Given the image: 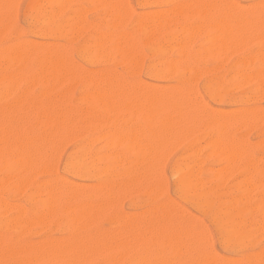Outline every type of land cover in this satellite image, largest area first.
<instances>
[{
    "label": "rangeland",
    "instance_id": "1",
    "mask_svg": "<svg viewBox=\"0 0 264 264\" xmlns=\"http://www.w3.org/2000/svg\"><path fill=\"white\" fill-rule=\"evenodd\" d=\"M4 0H0V3L2 4ZM9 1V0H8ZM7 1V2H8ZM12 2V4H10ZM44 0H10L9 3L7 4V8H11L10 6L12 5L13 8L12 10L15 11L12 12L11 9H6L5 11L3 9L5 8H2V6L4 7L5 6V3L4 4H0V7L2 8V12L0 13V48L4 49V50H0V75H2V78L3 76L5 75V78H2L0 79V104H2L0 106V110L2 111V109H5V112L3 111V115L0 111V118H4L3 120L0 119V133L3 134L2 131H5V133H14L15 131L17 132H22L23 133V140L22 139H15L14 138H11V139H8L5 135V139H3V136H0V146L2 149L0 151V165L4 163V165H1L2 168L0 167V204H1V207H0V233L1 237L0 238V264H21V263H25L28 259V256H30L32 254V250H33V253H35L34 251L36 250V254L35 255V261L37 260V263L38 264V261L39 264H44V257H45V251L44 252V255H42V249L40 248L41 246V242H43V246L45 249H47V246H48V249L50 248L51 244L54 245V244H57L55 245V247L57 249H60V246H61V249L63 248L64 243L62 244V242H66V238H67V243H66V248H67V244H68V241L73 238V240L75 239V241H78V245H77V242L73 241L76 246V248H74V244H72V242H70L73 246V251L71 250V246L69 247L70 250H68V248L66 250H68V252H61V255L59 256V252L57 253H54L56 255V258H57V261L53 260L52 258V255L54 257V254L52 253L51 256V260H49V258H45L46 263L47 264H59L60 262L62 264H64L66 262V264H78L79 261L80 263L79 264H195V263H199L201 261V259L203 258H209L210 259V264H247L246 263V260L245 258L247 256H249L252 260V264H264V72L262 69L261 72H259V70L257 71L258 68H260L257 64L260 62L259 65H261V61L263 60H260L262 59V57H264L262 54V50H264V41H261V40H258V39H255L259 34V31L260 30V34H261V31L263 29H261L262 27L264 28V25L263 26H258L264 19V0H232V2L228 1L227 2L230 4L233 3V1H235L234 4L237 5L238 7V4L239 7L242 6L241 10H244L245 11V7L247 5V3H251L250 5L252 6V8L254 9L253 12H251L252 10H250V12H248L249 10H247V13H249V17H248V14L245 12L246 17L250 19V22L252 21H255L256 17H255V14L256 16H258L259 18V21H256L258 22V25L256 24H253L251 23V26H254V27H250L249 25V21L248 24L246 22L247 27H250L249 29L250 30H254L253 28H255V33H258L256 35H254V31H249V29L245 28L246 25H243L245 26L241 33L239 32V34L243 35L242 33L245 32L244 34L246 35L247 33L249 34L248 39L251 37L250 34L252 35V37L254 36V38H250V41H248L247 37H244L246 38L245 39V42L247 43L246 46H245V43H244V40L242 39L243 41V46L240 44L238 47L236 42L239 40L237 39L236 37L239 36V34L237 33V35H233L234 32L238 31V28L240 26H238L237 30L236 31H233L231 32L232 36L231 38H229L230 40L232 38H234L233 36H235V38L237 39L235 44L237 46V50H235V47L233 46H230L231 48H229V46L225 47L224 49H217L218 47H213V43L215 42L213 40V38L216 39V36L214 35V33L216 34V31L214 32V30H210L211 28H213L214 26H218V25H213V21H214V18L216 19L215 20V23L217 21V24L218 22L221 20L219 19V21L217 20V18H221L220 15H222V17L224 18L226 16L225 13H223L224 11L227 12V9L224 10L223 7H221L222 5L224 4H219L217 0H173V2L171 0H141L142 1V4H141V1L139 0H125L127 3H128V8L125 4V2H123V4L121 3L122 1H119L118 2H115L114 0H110L108 1V4L107 2H105V0H69L67 2H64V1H59V0H48V1H44ZM52 1V2H51ZM54 1V3H53ZM118 1V0H117ZM124 1V0H123ZM147 1V2H146ZM167 1H170V2H167ZM181 1V2H180ZM202 1V2H201ZM208 2L207 5H211L210 2L213 4L212 7L214 6L213 10L210 8L207 7L206 3L204 4L203 2ZM220 1V0H219ZM222 1V0H221ZM261 1V2H260ZM16 3V5L14 6L13 3ZM31 2V3H30ZM39 2V3H38ZM46 2V3H45ZM61 2V3H60ZM111 2V3H110ZM146 2V3H145ZM158 2V3H157ZM180 4H179V3ZM199 2V3H197ZM223 2H226V0H224ZM238 2V3H237ZM263 2V3H262ZM34 3V4H33ZM44 3V4H43ZM59 3V4H57ZM63 3V4H62ZM113 9H115V5L118 6V4H120L119 6L123 7V6H126V8H122L121 10L126 12V9H127V13L128 15L126 16L125 13L121 12V13H118L122 16H118L117 15V18H120L123 17L121 20L118 19H115L114 17H116L115 15L113 16V20H112V16L111 14H115L116 12L114 10H110V7L109 5L113 4ZM148 3V4H147ZM161 3V4H160ZM177 3V4H175ZM203 8H206V11H204L205 9H202L200 8L201 5ZM215 3V4H214ZM219 5H218V4ZM244 4L241 5V4ZM248 3V5H249ZM260 3V4H259ZM55 4V5H54ZM177 6L176 8L178 9L179 6L181 8V12L179 11V13L177 14V10L176 12H173L175 10H173L174 7L172 6ZM189 4V5H188ZM195 4V5H194ZM218 6H217V5ZM226 4V3H225ZM256 4V5H255ZM28 5V6H27ZM43 5V6H42ZM47 5V6H46ZM106 5V6H105ZM145 5V6H144ZM149 5V6H148ZM194 5V6H193ZM229 4H227V8ZM246 6L247 9H252L251 6ZM44 6L48 9V10H43L45 9ZM62 6V8H61ZM118 6V7H119ZM184 6H186L184 8ZM191 6L192 9H194L193 11H191L192 9L189 7ZM197 6V7H196ZM200 6V7H198ZM217 6V7H216ZM231 6V5H230ZM6 7V6H5ZM40 7V9H39ZM59 7V8H58ZM110 7V8H109ZM118 7H116L115 10H119ZM119 7V8H121ZM153 7V8H152ZM166 9H165V8ZM172 9V12L177 15H175L176 17L177 16H181L180 18H176L175 16H173V13L171 15L170 13V10L168 12V15L166 12L167 11H163V10H167L168 8ZM216 7V9H215ZM222 8V9H219ZM236 7V6H235ZM244 7V8H243ZM260 7V9L258 8ZM51 8V9H49ZM57 8L58 10H55ZM72 8V9H71ZM77 8H79L78 10L79 11H76ZM108 8L109 9V12L108 10L106 9ZM157 8V9H156ZM162 10L163 12H165V14L162 12V15L163 17L161 16H158L156 13V15H153L154 12H159V10ZM189 8L191 15H189L188 11ZM196 8H199L197 11H201L200 9H202V11H204L205 13H203V18L201 17L202 15V12H200V17L197 16V11L195 10ZM29 9V10H27ZM34 9H38V10H34ZM42 9V10H41ZM70 9V10H69ZM76 9V10H74ZM86 9V10H84ZM92 9V10H91ZM187 9V10H186ZM208 9L210 11H208ZM218 9V10H217ZM1 10V9H0ZM9 10V11H8ZM11 10V11H10ZM34 10V11H33ZM51 10H53L54 12L51 13ZM69 10V11H68ZM72 10V11H71ZM80 10L82 12H80ZM89 10V11H88ZM129 10V11H128ZM131 10V12H130ZM149 10V13L148 16H146V18H148L149 16H153V18L149 17V21L151 20V24H148L149 21L146 19V18H143L144 16L143 15H147L145 12H147ZM151 10L153 12H151ZM183 10H185V12H182ZM220 10V11H219ZM224 10V11H223ZM234 10V9H233ZM240 8L235 10L234 13L231 12V14L229 16H235V15H238L237 12L239 13L238 16H240V12H241ZM257 10V11H256ZM263 10V11H261ZM40 11H43V12H40ZM50 11V12H49ZM70 11L73 13H76V12H79L78 14H74L75 16L72 15V13H70ZM87 11V12H86ZM113 13H112V12ZM195 11V14L193 15L192 17V14L193 12ZM215 11V13H214ZM223 11V12H222ZM243 11V13H244ZM255 11V12H254ZM6 13L7 12L11 15H8V17L6 16V14L4 15L5 18H2V13ZM12 12V13H11ZM26 12V13H25ZM85 12V13H84ZM161 12V11H160ZM160 12H159V15H160ZM210 12V13H209ZM229 12V10H228ZM236 12V13H235ZM257 12V13H256ZM37 13V14H36ZM40 13V14H39ZM47 13V14H46ZM51 13V14H50ZM54 13V15H53ZM72 15H69V14ZM141 13V14H140ZM183 13V15L181 14ZM186 13L187 16L189 15L190 18L188 17L186 19ZM221 13V14H220ZM230 13V12H229ZM242 13V12H241ZM251 13V14H250ZM14 14V15H12ZM32 14V15H31ZM50 14V15H49ZM81 14V15H79ZM198 14V15H199ZM235 14V15H234ZM253 14V16H252ZM259 14V15H258ZM2 15V16H1ZM39 15V16H38ZM65 15V17L63 16ZM77 15V16H76ZM111 17H110V16ZM168 15V16H167ZM205 15V16H204ZM207 15V16H206ZM211 15H213L211 17ZM219 15V16H218ZM254 18V20L251 19ZM262 15V16H261ZM30 16V18H29ZM49 18L50 21L52 23H63L65 25L62 24L63 27H60L58 30L54 29L52 30V26L53 24H49V25H45L44 27V24L42 23V19H46L45 18ZM54 16V17H53ZM56 16V17H55ZM143 16V17H142ZM154 16H155V19H159L160 17L161 18H167L169 19L168 17H172L174 18V22H173V25H172V22L169 24H167V19L161 21V18H160V21L159 22H163L165 23L164 25L166 27H164V25L161 23L158 24V22H155L156 20H154ZM158 16V18L156 17ZM209 16V17H208ZM218 16V17H217ZM237 16V17H238ZM243 16V14H242ZM261 16V17H259ZM35 19H34V18ZM39 19H38V18ZM67 20V21H65ZM74 17H77V18H74ZM110 17V18H109ZM127 17V18H125ZM142 17V18H141ZM204 17H207V18H204ZM228 17V16H227ZM225 17V18H227ZM7 18H9L10 20H8ZM33 18V19H32ZM81 18V21H79ZM140 18V19H139ZM172 18H170L171 21ZM200 18V19H198ZM203 21H200L202 20ZM241 18V16L239 17ZM258 18L256 20H258ZM7 20V22L5 21V23L3 22V20ZM58 19V20H57ZM71 19V20H70ZM115 19V20H114ZM137 19V20H136ZM141 22L140 26L144 25L143 27V31L146 32L145 30H148L147 33L151 36H148V34L146 33H142V30L141 32L139 31L140 29L138 28H141L139 26V24L137 23V21ZM175 19H177L175 21ZM180 19V22L181 24L178 22ZM194 19V20H193ZM196 19V20H195ZM208 19V20H207ZM211 19L213 21H211ZM222 19V18H221ZM229 20V18H227ZM33 20V21H32ZM36 20V22H35ZM40 20V21H39ZM62 20V21H61ZM114 21L112 23H114V26L110 25V28L109 27V24H111V21ZM125 20V21H124ZM134 20V24L131 22ZM143 20V21H141ZM147 20V21H146ZM154 20V21H153ZM170 20H168V22H170ZM199 20V21H198ZM205 20V22H204ZM207 20V21H206ZM222 20H225L227 22L226 19H222ZM235 20L238 21V19H236V16H235ZM234 20V21H235ZM240 20V19H239ZM242 20H245V18L242 17ZM241 20V21H242ZM261 20V21H260ZM38 21V22H37ZM59 21V22H58ZM77 23V24H74L73 23ZM77 21V22H76ZM115 21L117 22H120V21H124L123 23L120 22L118 23V27H117V22L115 23ZM148 24H146L145 22ZM188 21V22H187ZM196 23L197 22H201V26L199 23H197L199 29H201L200 31H197L195 28H198V27H195L194 26L192 27V25L194 24L193 22ZM230 21V20H229ZM240 21V22H241ZM67 22V23H65ZM71 22V23H70ZM94 24H93V23ZM100 22V23H99ZM130 22V23H129ZM139 22V23H140ZM146 26H145V24ZM186 22V23H185ZM210 22V23H209ZM219 22V24L221 23ZM238 22V24L240 23ZM260 22V23H259ZM4 23V24H3ZM31 23V24H30ZM40 23V24H39ZM82 23V24H81ZM95 23H98V24H95ZM157 23V24H155ZM178 23L180 24V26L183 24V28H185L184 26L188 25L189 27L191 26V29L188 28V30H191L193 31L194 29V32L192 33L190 31H186L187 28L185 29H180ZM204 23H209V24H204ZM229 23V22H227ZM227 23H225L226 25H228ZM236 23V21H235ZM245 23V22H243ZM264 23V22H263ZM263 23H261L260 25H262ZM86 24V25H85ZM121 24V25H120ZM136 24H138L137 26L139 27H135ZM211 24L213 25L211 27ZM237 24V23H236ZM236 24L235 26L233 25V28L231 30L234 29V27H236ZM4 27H3V26ZM71 25V28L72 30H69L68 26ZM85 27H84V26ZM89 25V26H87ZM98 25V26H97ZM116 25V26H115ZM152 28H149L150 26ZM155 25H159L158 29H157V26ZM170 25V26H169ZM196 25V24H195ZM196 25V26H197ZM209 25V27H208ZM222 25V24H221ZM220 25V27H221ZM230 25V23H229ZM242 25V23H241ZM72 26H74L72 28ZM94 26V27H93ZM108 26V27H107ZM121 26V28L119 27ZM128 26V27H126ZM149 26V27H148ZM170 28H169V27ZM208 28H207V27ZM225 26V25H224ZM231 26V25H230ZM70 27V26H69ZM83 27V28H82ZM113 27V29L111 28ZM130 27V28H129ZM156 27V28H155ZM167 28V29H164L165 31L163 32V28ZM187 27V26H186ZM202 27V28H201ZM204 27V29H203ZM228 27V26H227ZM232 27V26H231ZM41 28V29H40ZM76 28V29H74ZM134 28H137L138 29V32L135 30L132 32V30ZM146 28V29H144ZM149 28V29H147ZM162 31H161V29ZM193 28V29H192ZM210 28V29H209ZM225 28V27H224ZM229 28V27H228ZM243 28V27H242ZM259 28V29H257ZM40 29V30H39ZM44 29V30H43ZM51 29V30H50ZM105 29V30H104ZM111 29V30H110ZM136 29V30H137ZM180 29V30H179ZM198 29V30H199ZM208 29V30H207ZM213 29H218L217 30V33L220 32L221 33V29H223V26L221 28H213ZM227 29V28H225ZM236 29V28H235ZM234 29V30H235ZM241 29V28H240ZM239 29V31H240ZM47 30H50V31H47ZM76 31V34L74 31ZM77 30H78V33H77ZM80 30V31H79ZM108 30V31H106ZM115 30V31H113ZM178 30V31H177ZM184 30V32H183ZM43 31V32H42ZM54 31V32H53ZM75 34L72 35V32ZM96 31V32H95ZM99 31V32H97ZM104 31L101 36L98 35V36H94L95 34H99L100 32ZM111 31V32H110ZM116 31L117 33H121V35L118 37L117 36V39H120L121 41L124 39V40H127L126 42L123 41V44H120L121 41L119 42H116L114 43L115 41V37H116ZM127 31V32H126ZM154 31V32H153ZM158 31V32H157ZM161 34H158L160 33ZM182 31V32H181ZM224 31V29H223ZM226 31V30H225ZM224 31V32H225ZM230 31V30H228ZM227 31V32H228ZM48 32V34H47ZM81 32V33H80ZM92 35H91V33ZM106 32H108V34H106ZM113 32V34H112ZM135 32V34H134ZM150 32L152 34H150ZM175 32V33H174ZM178 32L181 33V35L178 34V36L176 35V38H175V34H177ZM189 33V34H194L193 36L191 35V38L190 36L187 38V36H184L185 34ZM198 32V33H197ZM247 32V33H246ZM263 32V31H262ZM68 33V34H67ZM90 33V34H89ZM94 33V35H93ZM111 33V34H110ZM115 33V35H114ZM124 35H123V34ZM130 33V34H129ZM154 33H157V36L154 35ZM172 33V36H170ZM185 33V34H183ZM219 33V34H220ZM15 34V35H13ZM41 34V35H40ZM57 34V36L55 35ZM65 34V35H64ZM109 35L108 39L111 38V40H106L104 35ZM126 34V37H124ZM133 34V35H132ZM166 34V35H165ZM222 34V33H221ZM226 34V32H225ZM229 35H231L229 32H228ZM228 34H226L228 36ZM264 34V33H263ZM262 34V36H263ZM54 35V36H53ZM142 35H147L146 39H145V36H142ZM169 36L170 39L169 41L168 40V37L166 38L165 36ZM174 35V37H173ZM188 35V34H186ZM214 35V36H212ZM225 35V37L227 38V36ZM71 36H77V37H71ZM112 36H115L113 39H112ZM155 38H154V37ZM212 38V40L214 41L212 43L211 39L209 38ZM224 37V33L222 35ZM244 36V35H243ZM261 36V35H259ZM72 38L71 40L69 38ZM101 37V38H99ZM131 37V38H129ZM165 37V38H164ZM179 37V38H177ZM184 39H183V38ZM218 37V36H217ZM219 37H221L219 35ZM230 37V36H229ZM98 38V39H97ZM103 38V39H102ZM123 38V39H122ZM148 38V39H147ZM225 38V39H226ZM240 38V37H238ZM95 39V41H93ZM101 39L103 40L101 42ZM108 41V42H105V40ZM135 39V40H134ZM189 39V41H188ZM218 39H221V38H218ZM216 40L215 43L219 42V40ZM224 39V40H225ZM229 39L225 40V42H234L233 40L229 41ZM240 39V40H241ZM264 39V38H263ZM22 40V41H21ZM97 40H100V45L102 44L103 46V49L102 50L100 47V45L98 44V42H96ZM147 40V41H146ZM149 40V41H148ZM182 40H184L182 42ZM210 40V41H209ZM18 41V42H17ZM24 41L28 42L29 43V46L27 45L28 43H24ZM32 41V44H30ZM96 42L95 45L94 43H91V42ZM112 41V42H111ZM117 41V40H116ZM129 41V42H128ZM145 41V42H144ZM151 41V42H150ZM154 41V42H153ZM164 41V42H163ZM221 41V40H220ZM241 42H238L239 43H242ZM34 42H36V44H34ZM90 42V43H89ZM141 42V43H140ZM152 42L154 44H152ZM162 42V43H161ZM168 42V43H167ZM15 43V45H14ZM21 43V44H20ZM24 43V44H22ZM83 43V44H82ZM87 43V44H85ZM103 43L105 45H103ZM112 43L114 45H121V46H115V47H112ZM122 43V42H121ZM129 43H131L129 45ZM135 43V44H134ZM146 43V44H144ZM161 43V45L159 44ZM183 43V44H182ZM214 43V45H216ZM38 44V45H37ZM63 44V46H62ZM90 44H93V47L95 49H97L95 51V49H92V45ZM128 44V48L127 45ZM133 44V45H132ZM136 44L138 46H136ZM144 44V45H143ZM187 44V46H186ZM234 44V45H235ZM4 45V46H3ZM9 48H6V46ZM14 47H13V46ZM21 45V46H20ZM83 45V46H82ZM90 45V47L88 48V50L90 49L89 52L87 53H90L91 51V55L92 56H89L87 53L83 52L84 48L88 47ZM99 45V47H98ZM122 45H125V46H122ZM136 48H135V46ZM153 46L151 48V46ZM161 47V49L159 50L157 47ZM164 45V46H163ZM218 45V44H217ZM226 46V43H223V41L220 43L219 42V46ZM230 45V44H228ZM11 46V47H9ZM26 46V47H25ZM33 46V47H32ZM34 46H38L37 47H34ZM43 48H42V47ZM59 46H61L59 48ZM78 46V48H77ZM96 46V47H95ZM131 46V47H130ZM134 48H133V47ZM143 46V47H142ZM187 48H186V47ZM4 47V48H3ZM14 49H13V48ZM18 47V48H17ZM25 47V48H24ZM41 47V49H40ZM66 47V48H65ZM106 47H110V49L106 48ZM122 47H125L124 49ZM181 47V49L179 48ZM242 47V48H241ZM6 48V49H5ZM17 48V49H16ZM30 48H32V50H30ZM45 48V49H44ZM48 48V50H47ZM54 48V49H53ZM56 48V49H55ZM59 48V49H57ZM61 48H64L61 49ZM80 48V49H79ZM115 48H118V50H116L118 53V55H116V51H115ZM119 48H120V51H119ZM138 48V49H137ZM184 48V50L182 49ZM221 48V47H219ZM240 48V49H239ZM11 52H9L8 50ZM13 49V50H12ZM19 49H23V53L25 52L26 53V56L21 60L19 58H15V59H12L14 60L13 62L11 61H8L6 56L8 57V55H14L12 53V51L15 53L17 50ZM41 51H40V50ZM50 49V50H49ZM78 49V50H76ZM83 49V50H81ZM128 49V50H127ZM133 49V50H132ZM153 49H155V53L153 51ZM163 49V50H162ZM6 50V51H5ZM16 50V51H15ZM48 51L45 53V51ZM76 50V51H75ZM111 53H110V51ZM115 52H114V51ZM135 50V51H134ZM162 50V51H161ZM225 50H228L226 52H224ZM3 51V52H2ZM37 53H36V52ZM60 51V52H59ZM61 51H64V52H61ZM78 51H82L83 53H85L83 55V53H79ZM84 51H87L86 49ZM100 52V54L103 52L104 53V56H103V53L101 54V58H100V55H98V53ZM105 51V52H104ZM124 51V52H122ZM128 51V52H126ZM186 51V52H185ZM192 51V53H191ZM6 52V53H4ZM8 52L10 54H8ZM79 54H78V53ZM108 52V53H106ZM113 52V55H111ZM132 52L133 55H131L130 53ZM151 52V53H149ZM182 52V53H181ZM260 52V53H259ZM262 52V54H261ZM2 53V54H1ZM46 55H51L53 56L54 53H60L64 59V71H61V74L62 75H58V78L55 77V78H49L47 77V74H45V71L40 68L41 65H36L37 63H40L38 60L40 57H43ZM49 53V54H48ZM68 53V54H67ZM96 53V55H95ZM116 53V54H115ZM126 53V54H125ZM142 53V55H141ZM250 53V54H249ZM255 53V54H254ZM259 53V54H258ZM8 54V55H6ZM34 56H33V55ZM40 54V55H39ZM53 54V55H52ZM110 55L106 58L107 55ZM115 54V56H114ZM125 54V55H123ZM130 54V55H129ZM135 54H136V58H135ZM186 54V55H184ZM196 54H198L196 56ZM249 55L252 59L248 57H246L247 55ZM252 54V56H251ZM254 54V55H253ZM260 55V58L258 55ZM38 55L40 57H38ZM88 55V56H86ZM121 55V56H120ZM129 55V56H128ZM138 55V56H137ZM190 55V56H189ZM200 55V56H199ZM65 56V58H64ZM82 56V57H81ZM126 56L128 57V59L126 58ZM132 56H134L133 58H131ZM183 56H184V59H183ZM194 56V57H193ZM199 56V57H198ZM202 56V57H201ZM204 56V57H203ZM4 57H5V60H4ZM67 57V59H66ZM87 58L86 59H83V58ZM112 57V58H111ZM119 57V58H118ZM122 57L126 58L124 60V58L122 59ZM142 57V58H141ZM197 57V58H196ZM256 57H257V60H256ZM105 58V59H104ZM194 58V59H193ZM241 61H240V59ZM246 58V59H244ZM2 59V60H1ZM109 59V60H108ZM134 62L133 65L130 64L132 63V61ZM137 59H140V60H137ZM187 59V60H186ZM238 59V60H237ZM7 60V61H6ZM17 60V61H16ZM36 60V62H35ZM70 62H69V61ZM124 61L122 62V61ZM128 60V61H127ZM136 60L138 63H136ZM251 62H248L250 61ZM253 60V61H252ZM259 60V62H258ZM5 63H4V62ZM16 61V62H15ZM20 61V62H19ZM27 61V62H26ZM67 61V62H66ZM131 61V62H130ZM182 61V62H181ZM245 61V62H244ZM5 64L2 66V63ZM8 62V63H6ZM15 62V64H14ZM72 62V63H71ZM130 62V63H128ZM142 62V63H141ZM245 65L244 67H242L243 65L239 64V63H242ZM258 62V63H257ZM264 62V61H263ZM262 62V63H263ZM10 63H13L12 65ZM76 64V65H73ZM249 66H248V64ZM256 63V64H255ZM10 65L6 68L7 65ZM18 64H20V66H18ZM23 66H22V65ZM72 64V65H70ZM128 64V65H127ZM130 64V65H129ZM136 64V65H135ZM66 65V66H65ZM139 65V67H138ZM149 65V66H147ZM178 65V66H177ZM240 65V66H239ZM253 65V66H252ZM264 65V63H263ZM18 66V68H17ZM22 66V67H21ZM27 66V67H26ZM70 66V67H69ZM132 66V67H130ZM137 66V67H136ZM181 66V68H180ZM183 66V67H182ZM187 66V67H186ZM3 67V68H1ZM21 67V68H20ZM39 67V69L37 68ZM69 67V68H68ZM73 69H72V68ZM130 67V68H129ZM141 67V68H140ZM189 67V68H188ZM258 67V68H257ZM263 66H261L262 68ZM27 68V69H26ZM71 68V69H70ZM134 68V69H133ZM185 68V69H184ZM238 68H241V69H238ZM14 69V70H13ZM17 69V70H16ZM21 69V70H20ZM25 69V70H24ZM29 69V70H28ZM42 69V72L41 71H37V70H40ZM70 69V71H68ZM77 69V70H76ZM130 69V70H129ZM245 69V70H244ZM255 69V70H254ZM27 70V71H26ZM35 70V72H34ZM66 70V71H65ZM73 70V71H72ZM132 70H134L132 72ZM153 70V71H152ZM183 70V71H182ZM238 70H242L239 74V76L241 77V74L243 73H249V70L250 72H256V75L255 73L252 72V74H249V77L247 76V79L245 77V74L243 75V80H242V77L239 79V76H238ZM252 70V71H251ZM16 71V72H15ZM82 71V72H81ZM136 71V72H135ZM155 71V73H154ZM179 71V72H178ZM182 71V72H181ZM40 72L43 74H40ZM69 72V73H67ZM73 72V73H72ZM78 72V73H77ZM116 72V73H115ZM152 72V74H150ZM258 72L261 73L260 74V79H258L259 75H258ZM11 73L14 75L15 73V77L17 78V80H15V82L12 84L11 88L9 89V85H7V80L10 78V77H13L11 75ZM34 73V74H33ZM39 75H38V74ZM67 73V74H65ZM72 73V74H71ZM179 73V74H178ZM204 73V74H203ZM216 73V75H215ZM248 73L246 75H248ZM8 74H10L9 76H7ZM29 75V78L28 75ZM36 76V78L34 77L33 78V75ZM70 76H67L69 75ZM77 74V75H76ZM83 74H86V75H83ZM117 74V75H116ZM210 74V75H209ZM254 74V75H253ZM32 75V76H31ZM39 77H38V76ZM42 75V77L44 79H40V76ZM114 75V76H113ZM151 75V76H150ZM184 75V76H183ZM206 75V76H205ZM250 75H252L253 77H250ZM258 75V76H257ZM263 75V76H262ZM7 76V77H6ZM18 76H21L20 78ZM22 76H23V80H22ZM25 76V77H24ZM47 80H45V77ZM60 76V77H59ZM83 76V77H82ZM90 76V77H89ZM94 76V77H92ZM110 76V78H109ZM210 76V79L208 77ZM255 76H257V79L255 81ZM1 77V76H0ZM71 77V78H70ZM98 77L99 79L102 78V80H98ZM107 77H108V81L106 82L107 80ZM193 77H196V78H193ZM221 77V78H220ZM235 77V78H234ZM244 77L246 80H248V78H250L249 81H246L244 80ZM19 78V79H18ZM27 78V80H26ZM60 79L57 80V79ZM65 80H64V79ZM69 78V79H68ZM81 78V79H79ZM86 78H89L90 81ZM187 78V79H186ZM192 78V80H190ZM253 78V79H251ZM263 78V79H262ZM7 79V80H5ZM32 79H33V82H32ZM89 81H86V80ZM110 79V80H109ZM208 79V80H207ZM221 79V80H220ZM45 80V81H44ZM50 80V81H49ZM63 80V81H62ZM83 80V83L86 82V83H82L81 84V81ZM95 80V81H94ZM179 80V81H177ZM210 80V82H209ZM241 80V81H240ZM6 83H5V82ZM19 81V83L17 82ZM57 84H56V82ZM105 81V82H104ZM112 81V82H111ZM238 81V83H237ZM243 81V82H242ZM17 82V83H16ZM24 82V83H23ZM26 82H29V83H26ZM49 82V83H48ZM50 82H53L54 85H52ZM94 82V86L92 85ZM114 82V83H113ZM146 82V84H145ZM209 82V83H207ZM260 82V83H259ZM30 83H36V84H30ZM45 83V84H43ZM60 83V84H59ZM104 83V84H103ZM112 83V84H111ZM118 83V84H117ZM124 83V84H122ZM135 83V84H134ZM216 83H218V85H216ZM259 83V84H258ZM49 84V85H48ZM50 84L54 87L49 89L48 86L50 87ZM106 84V85H105ZM110 84V85H109ZM120 84V85H119ZM126 84V85H125ZM129 84V85H128ZM151 84V85H149ZM155 88H154V86ZM205 84V85H204ZM208 86H207V85ZM226 84V85H225ZM238 84V85H237ZM263 84V85H262ZM5 85V86H4ZM7 85V86H6ZM26 85V86H25ZM30 85V86H28ZM44 85L46 86L44 88ZM117 85V86H116ZM121 87H119V86ZM128 85V86H127ZM134 85V86H133ZM179 85V86H178ZM237 85V86H236ZM15 86V88H14ZM30 87V88H27ZM43 86V87H42ZM90 87V91H89V87ZM123 86V88H122ZM125 86V87H124ZM136 86V87H135ZM148 86V87H147ZM173 86H176L177 88H182V92L185 91V93L187 92V94H185L184 92L182 94H184L185 96L187 95L188 97L187 98H190L187 99L189 100L187 102V106L186 105H183L182 106H185V108H182L179 109L177 107L181 106L180 102L178 104L176 98H179L177 97L176 94L177 91L181 94V90L178 89L176 91V87H173ZM208 88H207V87ZM218 86V88L216 87ZM228 86V87H227ZM258 86V87H257ZM262 86V87H261ZM4 87V88H3ZM6 87H8V89H5ZM13 87V88H12ZM26 87V88H24ZM80 87V88H79ZM99 87V88H98ZM104 87V88H103ZM119 87V88H118ZM134 89H131L133 88ZM139 87V88H138ZM151 87V88H150ZM157 87V89H156ZM164 89H163V88ZM174 88L175 90H172V88ZM214 87V88H213ZM216 87V88H215ZM225 87V88H224ZM82 88V89H81ZM97 88V89H96ZM112 90H111V89ZM116 88V89H115ZM128 88V90H127ZM142 88V89H140ZM145 88V89H144ZM147 88V89H146ZM150 88V89H149ZM187 88V89H186ZM189 88V89H188ZM207 88V89H206ZM9 93V94H6L5 90ZM21 89H26V94L24 93L25 91H20ZM41 89H46L45 91L41 90ZM53 89V90H52ZM93 89H96V90H93ZM105 89V90H104ZM121 89V90H120ZM126 91H129V93L125 92ZM137 89V90H136ZM160 89V90H159ZM186 89V90H185ZM227 89V90H226ZM4 90V91H3ZM40 90L42 92V94H40ZM99 90V91H98ZM104 90V93H101L103 92ZM108 90H109V94H108ZM121 91L123 90V93H125V97L124 95L120 96V93L121 92H118V91ZM130 90L133 92V91H136L133 92V94L137 97L138 95V98L140 100L144 101L143 102H139V99L136 98L135 96L132 95V92H130ZM146 90V92H145ZM152 91L153 94H150V95H153V97L151 96V98H154V93H155V97H157V99H154V105L157 106L156 104V101L158 102V104L160 105V108H159V105L157 106L158 110L155 111L156 109V106L154 105H150L152 106L151 109L148 107L149 106V101L148 98H150V96H145L143 97L142 96V92L144 95H146L145 93H148L149 91ZM172 90V91H171ZM213 91L214 93L212 94L211 91ZM222 90H225V92H221ZM11 91V92H9ZM37 91V92H36ZM54 91V92H53ZM88 91V93H87ZM106 91V93H105ZM111 91V92H110ZM148 91V92H147ZM162 92V96H163V92H170L168 93H165L164 92V96L163 98L161 97H158L157 96V93L158 92ZM176 93H174V92ZM5 92V93H4ZM21 92V93H20ZM45 92V94H43ZM53 92V93H52ZM89 92H92L93 94L97 93L98 95V92H99V95L101 93L100 96H98L96 99L95 96H97L96 94L93 95L92 93L91 96L89 95ZM114 92V93H113ZM118 92V93H117ZM137 92H140V93H137ZM160 92V93H161ZM175 95V97H173V93ZM208 92H211V93H208ZM220 92V93H219ZM1 93L4 95L2 96ZM18 93V95H17ZM30 95H29V94ZM47 93V94H46ZM51 93V94H50ZM83 93V94H82ZM117 93V94H115ZM151 93V92H150ZM21 94V96H20ZM24 94V98H23V95ZM28 94V95H27ZM38 94V95H37ZM39 94L41 95L40 97ZM103 94V95H102ZM106 94V95H105ZM111 94V95H110ZM115 94V95H114ZM139 94H141V96L143 97V99H141L142 97L140 96L139 97ZM166 94V96H165ZM219 94V95H218ZM34 95V96H33ZM42 95L45 97H42ZM46 95H49L48 97ZM52 95V98L51 96ZM92 95L94 96V98L92 97ZM110 95V96H109ZM114 97H113V96ZM116 95H119V96H116ZM126 95H131L133 97H131L130 99H128L129 97L126 98ZM149 95V94H147ZM161 95V94H160ZM159 95V96H160ZM171 95V96H170ZM184 95H180L182 96V100L185 99ZM216 95V96H215ZM30 96V98H28ZM69 96V97H68ZM87 96H90V98L92 97V99L90 100V98L88 97L89 101L86 99ZM103 96V98H102ZM179 96V94H178ZM217 96L218 99H217ZM14 97V98H13ZM15 97H17L16 99H18L19 97V100H16ZM35 99H33V98ZM38 97V98H37ZM41 97L43 99H41ZM64 97V98H63ZM77 97V98H76ZM86 97V98H85ZM104 97H106L107 99H105ZM114 98L116 99L114 101V99H110V98ZM119 97V98H118ZM121 97H122V100H121ZM148 97V98H147ZM168 98V102H167V99L166 101H164L163 99ZM170 97H171V100H170ZM28 99V100H25ZM37 98V99H36ZM47 98V99H46ZM51 98V99H49ZM55 98V100H54ZM58 98H60L58 100ZM79 98V99H78ZM101 98V101H103L104 103V107H105V104L109 102H111V108L109 107L110 105H107L109 109L108 111V108H103V110L101 111V109L99 108H102L103 104L99 105L101 103L100 99ZM184 98V99H183ZM242 98V99H241ZM15 101H14V100ZM33 99V100H31ZM40 99V100H39ZM53 99V100H52ZM62 99V100H61ZM73 99V100H72ZM75 99V100H74ZM77 99V100H76ZM83 99V100H82ZM86 99V100H85ZM96 99V103L93 102V100ZM110 99V101H109ZM125 99V101L123 102V100ZM135 101V105L137 104V107H135L134 105V102L132 101L133 104H131V107L133 108H136L138 109L139 105H140V108H141V111L139 110V114H138V110L137 111H134V108H130L128 107V105L130 106V100ZM138 102H136L137 100ZM145 99H147L146 103L145 102ZM179 98V100H181ZM20 100L23 102H20ZM37 100V101H36ZM49 102H48V101ZM57 100V101H56ZM130 101V102H127V101ZM176 100V101H175ZM178 100V101H179ZM187 100H184V101H187ZM242 100V101H240ZM29 103H32L31 105H28V102ZM32 101V102H31ZM36 101V102H35ZM39 101L42 102L39 104ZM56 101V102H55ZM60 103H59V102ZM84 101H86L87 103L84 105ZM92 101V102H91ZM97 101H99L97 103ZM118 101V102H116ZM125 103L126 104L123 106L122 103ZM151 101V99H150ZM169 101H173V103H169ZM184 101H182L183 103H185ZM231 101V102H230ZM235 101V102H234ZM237 101V102H236ZM10 102H13V105L12 103ZM17 104H15V103ZM19 102V103H18ZM35 102V103H34ZM49 105H48V103ZM78 102V103H77ZM91 103V104H88V103ZM106 102V103H105ZM113 102V103H112ZM190 102H193L192 105H193V109H194V112H196L195 110H197L196 114L193 112V109L191 108L192 106L188 107V103L190 104ZM10 103V104H8ZM25 105H22L24 104ZM27 103V104H26ZM34 103V104H33ZM37 103V105H36ZM44 103V104H43ZM46 103V104H45ZM50 103L51 106H50ZM59 103V104H58ZM121 104V106L119 104ZM128 103V105H127ZM139 103V104H138ZM144 103V105H143ZM148 103V104H147ZM161 103V104H160ZM166 105H164V104ZM11 106H7V105ZM16 108L17 107H20V108H17V110L19 111H13L15 110V106ZM55 104V106H54ZM68 104V105H67ZM94 104V109L95 111H92V107L90 108V105ZM98 104L99 107H96ZM114 104V105H113ZM163 104V105H162ZM178 104V105H177ZM186 104V103H185ZM20 105V106H19ZM37 107V109L34 107ZM41 105V106H40ZM48 105V106H47ZM61 105V106H60ZM79 105V106H78ZM82 105V107H81ZM133 105V106H132ZM146 105H148L146 107ZM7 109H6V107ZM14 106V107H13ZM23 106V107H22ZM26 106V108L24 107ZM28 106V107H27ZM29 106H32L34 107L33 109H31V107ZM40 106V107H39ZM44 106V107H43ZM50 106V107H49ZM89 106V107H88ZM93 106V105H92ZM113 106V107H112ZM115 106V107H114ZM146 108V111H149L148 115H149V118L147 117V115H145V113L147 112H143L145 109L143 108ZM172 106V108L170 109L169 107ZM176 106V107H174ZM196 109H195V107ZM39 107V108H38ZM44 109H43V108ZM47 107V108H45ZM56 107H61V108H57ZM81 107V110L78 109V108ZM86 107V108H84ZM126 107H128L126 109ZM155 107V108H154ZM168 107V108H167ZM178 109L177 111L174 109V108ZM11 110H10V109ZM12 108H14L12 110ZM83 108V109H82ZM98 108V109H97ZM114 108V110H113ZM122 112H121V110ZM123 108V109H122ZM149 108V109H148ZM162 108V109H161ZM180 108V107H179ZM192 111H191V109ZM201 108V109H200ZM202 108L203 109V112H200V110L202 111ZM206 108V109H205ZM242 108V109H240ZM246 108L249 110L247 111ZM20 109H22L20 111ZM25 109V110H23ZM30 109V110H29ZM35 109H36V113H35ZM44 110V111H40V110ZM68 111H67V110ZM72 109V111H70ZM85 109L87 110L88 114L90 115H86V111ZM89 109V110H88ZM116 109V110H115ZM132 109V110H131ZM144 109V110H142ZM148 109V110H147ZM200 109V110H199ZM213 109V111H212ZM241 110V114L239 115V113H234L236 112H240L239 110ZM9 110V111H7ZM32 110L34 112H32ZM49 110V111H47ZM56 110V112H55ZM77 110V113L76 111ZM112 110V112L110 111ZM131 110V111H130ZM151 110V112H150ZM172 110V111H170ZM175 110V111H174ZM244 111V114H243V111ZM246 110V111H245ZM257 110V111H256ZM13 111V112H12ZM45 111H47L46 113H44ZM61 111V112H60ZM67 111V113L65 114V112ZM84 111V113H83ZM160 111V112H159ZM184 111V112H183ZM190 112L188 114H186L185 112ZM212 111V112H211ZM220 111V113L218 112ZM232 111V112H230ZM13 114H11V113ZM17 112V113H16ZM25 112V113H23ZM28 112V114H27ZM31 112V113H30ZM37 112H40L39 114H37ZM51 112V114L49 113ZM54 114H53V113ZM60 113V117H63V121L62 119L58 116L56 117V115H58ZM70 112V113H68ZM99 112V114H98ZM103 112V113H101ZM105 112V113H104ZM110 112V113H109ZM113 112L115 113L114 116H113ZM130 112L134 113L136 112L134 115H132ZM143 112V113H142ZM159 112V114H158ZM169 112V115L167 114V117L169 118H166V114L165 113H168ZM172 112V113H171ZM176 112V113H175ZM178 112V113H177ZM193 112V113H192ZM199 112V114L203 113L202 116L200 115V117H197L199 116L197 113ZM216 112V113H215ZM217 112H218V116H217ZM247 112V114H246ZM258 112V113H257ZM261 112V113H259ZM10 113V114H9ZM14 113L16 114V116L18 117L19 115H23L21 116V118H16V116L14 115ZM22 113V114H21ZM34 113V114H32ZM42 113V114H41ZM58 113V114H57ZM63 113V114H62ZM76 116H75V114ZM80 113V115H79ZM93 115H91V114ZM108 113V114H107ZM112 113V114H111ZM119 113V114H118ZM129 113V114H128ZM140 113H142L144 116H146V120L143 122V120H141V117L140 116ZM171 113V114H170ZM185 113V114H183ZM211 113V114H210ZM226 113V115L224 114ZM229 113V114H228ZM237 115V116H234L233 115ZM7 117H6V115ZM19 114V115H17ZM32 114V115H31ZM44 114L45 117H46V120H45V117H44ZM49 114L51 116H49ZM73 114V115H72ZM104 114V115H103ZM111 114V115H110ZM125 114V115H124ZM141 114V115H142ZM150 114L152 115L151 118L152 120L150 119ZM165 114V115H164ZM174 114V115H173ZM179 115V118L177 117ZM183 114V116H182ZM194 114V115H193ZM250 114V116H249ZM257 114V115H256ZM10 115V117H9ZM12 115V116H11ZM28 116L29 118L25 117V116ZM31 115V116H29ZM38 115V117H37ZM40 115V116H39ZM63 115V116H62ZM65 115V116H64ZM70 115V117H69ZM84 115V116H82ZM107 117H106V116ZM122 115V116H121ZM128 115V116H127ZM131 116H134V118L131 120ZM192 115V116H191ZM204 115V116H203ZM229 115V117H228ZM231 115V116H230ZM238 115H239V120H238ZM252 115V117H251ZM254 115H256V117H254ZM263 115V117L261 116ZM3 116V117H2ZM33 116V117H32ZM43 116V118H42ZM66 116L68 117L67 120H66ZM73 116V118H72ZM99 116V117H98ZM109 116V118H108ZM119 116V117H118ZM126 116V117H124ZM162 116V117H161ZM170 116L172 117V120H170ZM208 116V117H207ZM216 116V117H215ZM223 116L227 117V118H224ZM234 116V117H233ZM13 117V118H12ZM25 117V119H24ZM32 117V119L30 118ZM37 117V118H35ZM53 117V118H51ZM85 119H84V118ZM106 119H105V118ZM123 117V118H122ZM136 117V118H135ZM182 117V119L184 120H180ZM194 117V118H193ZM202 117V118H201ZM206 117V119H205ZM210 117V118H209ZM219 117L221 118V120H219ZM233 117V118H231ZM248 117V118H246ZM261 117V118H260ZM8 118V119H7ZM10 118V119H9ZM34 118V119H33ZM41 118V119H40ZM49 118H50V121H49ZM80 118V119H79ZM88 118V119H87ZM94 118V120H93ZM114 118V120L112 119ZM130 118V119H129ZM145 118V117H144ZM143 118V119H144ZM164 118V122L162 120ZM177 118V119H176ZM201 118V119H200ZM212 118V119H211ZM222 118L224 120H222ZM13 119V121H12ZM15 119V120H14ZM24 119V121H23ZM31 119V120H30ZM48 119V121H47ZM52 119V120H51ZM53 119H55V121H58L57 122H61V125L62 127L58 126V123L56 122V125H53L55 124V122L53 123ZM77 119V120H76ZM84 119V120H82ZM102 119V120H101ZM129 119V121L127 120ZM168 119L169 120V123L170 124V130L169 127L167 128L166 130V124H165V120ZM186 119V120H185ZM198 119H200V121H198ZM208 119V120H207ZM214 119V123H211ZM231 119V120H230ZM237 119V120H236ZM254 119V120H253ZM7 120V122H6ZM20 120V121H19ZM27 120V121H26ZM40 120V121H39ZM46 122H45V121ZM72 120V121H71ZM87 120V121H86ZM98 120V121H97ZM104 120V121H103ZM109 120V122H108ZM148 120H151L152 122L150 123H145L146 121ZM175 120H178L176 121V124H175ZM191 120V122L188 123V121ZM253 120V121H252ZM2 121L4 122V124H2ZM9 121V122H8ZM12 121V123H11ZM21 122L19 123L20 126H18V123L17 122ZM43 121V123H42ZM66 123H65V122ZM75 121H76V124H75ZM84 123V124H82ZM84 121V122H83ZM95 121V122H94ZM103 121V122H102ZM106 121H107V124H106ZM117 123H115V122ZM122 121V122H121ZM128 121V122H127ZM139 121V123H138ZM161 121V122H160ZM177 125V123H179V128L181 126V128L183 127V129H178V127L174 126V124L172 122ZM180 121V122H179ZM182 121V122H181ZM204 123H203V122ZM208 121L210 122V125L208 123ZM219 121H221V125H222V122L225 123L223 125V127L221 126V129L220 130V126L218 125ZM237 121V122H236ZM240 121V122H238ZM24 122V123H22ZM27 122V125L26 123ZM29 122V124H28ZM31 122V123H30ZM36 122V123H34ZM39 122V124L37 123ZM53 124H52V123ZM70 124H69V123ZM79 122V123H78ZM87 122V123H86ZM100 122V123H99ZM112 122V123H111ZM114 122V124H113ZM120 122V123H118ZM126 122V123H125ZM156 122H159V123H156ZM163 122V124H161ZM195 122V124L193 123ZM198 122V123H197ZM17 123V124H16ZM47 127H45V124ZM48 123V124H47ZM65 123V124H64ZM86 123V124H85ZM97 123V124H96ZM122 123V124H121ZM125 125H124V124ZM146 125H145V124ZM154 123V124H153ZM186 123V124H185ZM191 123H193V125H191ZM240 123V124H238ZM10 124V126H9ZM34 124V125H33ZM41 124V125H40ZM52 124V131L50 130L49 126ZM69 124V126H68ZM79 124V125H78ZM91 124V125H90ZM112 124V125H111ZM142 124V125H140ZM156 124V125H155ZM173 124V125H172ZM190 124V125H189ZM207 124V126H206ZM8 125V126H7ZM19 127H17V126ZM27 128H26V126ZM42 125H43V128H42ZM49 125V126H48ZM64 125V127H63ZM72 127H71V126ZM95 125H97L95 127ZM104 125V126H103ZM111 125V126H110ZM122 125V126H121ZM137 127V129H134V127ZM185 125V126H184ZM189 127H188V126ZM197 125V126H196ZM213 125V126H212ZM240 125V126H239ZM4 126H6L4 128ZM25 126V127H24ZM31 126V127H30ZM55 126L57 127L58 126V129L55 128ZM77 128H76V127ZM80 126V127H79ZM82 126V127H81ZM117 128V132L116 130L113 128ZM116 126V127H115ZM128 126V127H127ZM141 126V128H140ZM150 126V127H149ZM156 126V127H155ZM165 126V128H164ZM178 126V125H177ZM200 126V127H199ZM239 126V127H238ZM10 127V129H9ZM14 127V128H13ZM30 127V128H28ZM45 127V128H44ZM71 129H69V128ZM90 127V130H88ZM100 127V128H99ZM110 127V128H108ZM122 127V132L126 133V135H129V137L131 138L132 136V131H138L139 133H141V135L143 137H145L146 139L142 138V136L140 137V140L139 137H137V142L141 143L144 141H148L149 143V140H148V137L150 138L151 136V130L152 131H155L156 133L158 132L159 134L163 135L164 137L161 138V136L158 134V138L159 139H162L165 138V135L166 137L168 136L166 143L164 142H161L159 141L160 143H162L163 146H168L167 148L166 147H163L157 140L156 144L159 143L161 146H158V144L156 145L155 144V147H154V150L152 152V154H155L154 157L152 156V154L150 156H152V158L150 156H144L145 159H148L151 158L150 160L153 161L152 162H145V159L139 157L138 159H134L137 157V155L135 156L134 154H136L135 152L133 153V151L135 150V147L136 149L137 146H135L134 148H127V144H125V140L121 141L122 144L119 142V144H114V140H115V135H114V139H112L113 137V134H118L117 135H121L119 130L121 129ZM131 130H130V128ZM149 129H147V128ZM177 128L178 130H176L175 128ZM199 127V128H198ZM207 127V128H206ZM241 127V128H240ZM12 128V129H11ZM40 128L41 129H44L42 130V132L40 131ZM62 128V129H61ZM64 128V129H63ZM66 128V129H65ZM75 128V129H73ZM107 128V130H106ZM112 128L114 129V131L112 130ZM126 128V129H125ZM146 130H145V129ZM157 130H155V129ZM161 128V129H160ZM164 128V131L166 130L165 135L162 134L159 130L163 131L162 129ZM174 128V131L177 132L176 135L174 133H172V130ZM201 128V129H200ZM219 130H217V129ZM237 128V129H236ZM5 129V130H4ZM9 129V130H8ZM19 129V130H18ZM26 129V130H25ZM28 129V130H27ZM55 129V130H54ZM119 129V130H118ZM143 129V130H141ZM154 129V130H153ZM186 129V130H185ZM206 129V130H205ZM235 129V130H234ZM23 130V131H22ZM25 130V131H24ZM51 132V133H49ZM57 130V131H56ZM58 130H61V131H58ZM63 130V131H62ZM68 133H67V131ZM105 130V131H104ZM109 130L111 131L110 133ZM126 132H125V131ZM127 130L129 132V134L127 133ZM209 130V131H208ZM14 131V132H13ZM47 132V134L45 132ZM90 131V132H89ZM133 131V132H134ZM217 131V132H216ZM30 132V133H29ZM33 132V133H32ZM60 132H62L61 134H65L66 135H59ZM113 132L112 134V138L110 139V135L111 133ZM181 132V133H180ZM219 132V133H218ZM42 136H41V134ZM53 133V134H52ZM57 133H58V136H57ZM92 133V134H91ZM99 133V134H98ZM103 133V135H102ZM105 133V134H104ZM169 133H172L173 137H169ZM30 134V135H29ZM38 134H40L38 136ZM46 134V135H45ZM56 134V135H55ZM147 134V135H146ZM217 134V135H216ZM1 135V134H0ZM32 135L34 137H32ZM37 135V136H36ZM51 135V136H50ZM98 135V137H97ZM101 135V137H99ZM106 135V136H105ZM116 135V137H117ZM170 135V136H172ZM41 136V137H40ZM43 136L45 138H43ZM56 136V137H55ZM91 136V137H90ZM96 136V137H95ZM122 136H124V134H122ZM148 136V137H147ZM32 137V138H31ZM38 137V139H37ZM47 137H50L47 138ZM53 139H52V138ZM59 137V138H58ZM92 137H95V139L93 140ZM109 139H108V138ZM121 137V136H120ZM213 137H215L218 141H214L213 140ZM37 139V140H34V139ZM42 138V140L40 139ZM56 138V140H55ZM58 138V139H57ZM88 138V139H87ZM107 138V139H106ZM118 138V137H117ZM116 138V139H117ZM214 138V139H215ZM28 139V140H27ZM46 139V140H45ZM48 139V140H47ZM171 139V140H170ZM230 139V140H229ZM240 139V140H239ZM10 140V141H8ZM21 140L23 142H21ZM26 140V142H25ZM39 140V141H38ZM52 140V142H51ZM107 140H109L111 143L108 144L109 142H106ZM112 140L114 142H112ZM140 140V141H139ZM212 140V141H211ZM228 140V142H227ZM243 140V141H241ZM15 141V143H14ZM30 141H31V144H30ZM41 141V143H40ZM47 141V142H45ZM55 143H54V142ZM90 141V143H89ZM170 141V143H168ZM214 141V144L212 143ZM221 141V142H220ZM225 141V142H224ZM3 142V143H2ZM6 142V143H5ZM10 142L9 146H8V143ZM20 142V143H19ZM34 142V143H33ZM38 144H37V143ZM45 142V144H47V146L49 148H47V146L45 144H43ZM85 142V143H84ZM88 142V144L86 143ZM215 142L218 143L215 145ZM241 142V143H240ZM5 143V144H4ZM11 143L12 146H11ZM29 143V145H28ZM53 145H52V144ZM116 143V142H115ZM136 143V145H140ZM146 144H143L145 150L146 148L148 149V143L145 142ZM168 143V144H167ZM212 143V144H211ZM244 143V144H243ZM17 144V146H16ZM19 144V145H18ZM21 144H24V145H21ZM27 144V145H25ZM39 145V146H34L32 147L33 145ZM84 144V145H82ZM126 146H125V145ZM227 144V145H226ZM238 144V145H237ZM5 146H8L6 147L7 149V155H6V149H4ZM14 145L16 147H14ZM41 145V146H40ZM44 145V146H43ZM56 146V147H53V146ZM58 145V147H57ZM79 145V146H78ZM82 145V146H81ZM88 145V146H86ZM107 145V147H106ZM108 145L112 146V147H108ZM117 145V146H116ZM142 145V144H141ZM147 145V146H146ZM225 145V146H224ZM233 145V146H232ZM235 145V146H234ZM22 146V147H21ZM29 146V148L27 147ZM125 146V147H124ZM146 146V147H145ZM159 147V149H157V151L161 150L163 152L162 155H164L165 157L162 158H159L158 156H160L161 154V151H159L160 153L158 154V152L156 151L155 148ZM227 146V147H226ZM25 147V149H24ZM39 147H41L42 149V152L43 153H46V151H48V153H46V156L45 154L39 152L41 155L37 154L38 151H41V149H38ZM88 147V148H87ZM106 147V148H105ZM130 147V146H129ZM142 147V148H143ZM161 147V148H160ZM233 147V148H232ZM16 148V149H15ZM23 148V149H21ZM32 148V149H31ZM33 148H35L33 150ZM51 148V149H50ZM57 148V149H56ZM86 148V149H84ZM112 148V149H111ZM124 148H127L126 150ZM166 148V149H165ZM10 149V150H9ZM28 149H31L28 151ZM37 149V151H36ZM44 149V150H43ZM53 149V150H52ZM57 151H56V150ZM92 149V150H91ZM115 151H114V150ZM117 149V150H116ZM131 149V151H130ZM133 149V150H132ZM141 149V148H140ZM217 149V151H216ZM228 151H227V150ZM232 149V150H231ZM5 150V151H3ZM9 150V151H8ZM51 150V151H49ZM86 150V151H85ZM109 150V151H108ZM124 150V151H123ZM164 150V151H163ZM168 150V151H167ZM215 150V152H214ZM231 150V151H230ZM237 150V151H236ZM2 151H3V155L2 154ZM18 151V153H17ZM20 151H22L20 153ZM26 151V152H25ZM55 151V152H54ZM110 151L114 152L112 154H114V158L115 160L112 159L113 155L111 154L110 155ZM120 151H123L125 153L120 152ZM136 151V150H135ZM149 151V150H148ZM156 151V153H155ZM222 153L220 155V153ZM224 151V152H223ZM12 152V153H11ZM17 153V156L19 155L21 158L18 156H15L16 153ZM25 152V153H24ZM27 152H29L27 154ZM32 152L34 153L33 154V157H32ZM37 152V153H36ZM49 152H53V154L49 153ZM72 152V153H71ZM118 152V153H117ZM226 152V153H225ZM228 152V153H227ZM230 152H231V158H230ZM236 152V153H235ZM10 153L12 155H10ZM15 155H14V154ZM31 153V154H30ZM55 153V154H54ZM74 153V154H73ZM121 153V154H120ZM127 153V154H126ZM149 153V152H148ZM235 153V154H234ZM2 154V155H1ZM23 154H25L24 156L26 157L27 156V159H28V155H29V159L27 160L26 158V165L25 163L23 164V168H22V163L24 162V156ZM36 154V155H35ZM91 154V155H90ZM97 154V155H96ZM108 154V155H107ZM123 154V156H121ZM158 156H157V155ZM226 154L228 156H226ZM242 154V155H241ZM43 155V157H42ZM70 157H69V156ZM89 155V156H88ZM99 155V156H98ZM106 155V157H104ZM146 155H147V151H146ZM149 155V154H148ZM8 156L9 158H15L17 157V159L15 160L14 158V163L13 162V159H12V162H10V159H8ZM13 156V157H12ZM23 156V157H22ZM45 156V157H44ZM68 158H67V157ZM92 156H95V157H92ZM116 156V157H115ZM120 156V157H119ZM139 156V155H138ZM158 157V160L157 157ZM160 156V157H161ZM226 156V157H225ZM233 156V157H232ZM4 160H2L3 158ZM35 157V158H34ZM37 157H38V160H37ZM41 157V158H40ZM54 157V158H53ZM76 157H77V160H76ZM89 157V158H88ZM92 159H91V158ZM110 157V158H109ZM133 157V158H132ZM191 157V158H190ZM228 157L230 158V160L228 159ZM252 157V158H251ZM33 158L35 161L33 162ZM43 158V159H42ZM46 160H45V159ZM53 158V159H52ZM69 158H71L69 160ZM74 158V159H73ZM80 158V159H79ZM117 158V159H116ZM131 158L134 160H131ZM141 158V159H140ZM187 158V159H186ZM190 158V159H189ZM31 159V161H30ZM41 161H40V160ZM91 159V160H90ZM123 159V160H122ZM128 160V162L125 161ZM140 159V161H139ZM160 162L158 165L157 163L154 162V160ZM184 159V160H183ZM73 160V161H72ZM88 160V161H87ZM137 160V161H136ZM186 160V161H185ZM196 162H193L191 163L192 161ZM225 160L227 163L230 164V162L232 161V163L230 165L226 164L225 163ZM4 161V162H3ZM9 161V163L7 162ZM16 161H20V165H18V163ZM23 161V162H22ZM37 161H40V162H37ZM69 161V162H68ZM72 161V162H71ZM92 161V162H91ZM114 161V162H113ZM119 161V162H118ZM135 161L138 162L135 164ZM184 161V162H183ZM16 162V164H15ZM22 162V163H21ZM27 162L28 164L30 165H27ZM48 162L49 163V166H48ZM53 162V163H52ZM65 162V163H64ZM68 162V163H67ZM78 162V163H76ZM118 165H114L112 166L113 164H117ZM121 162V163H120ZM123 162V163H122ZM131 162H133V166L131 164ZM147 165H144V163ZM241 162V163H240ZM36 163V164H34ZM44 163V165L42 166V164ZM67 163V164H66ZM74 163V164H73ZM120 163V164H119ZM130 163V164H129ZM152 163L154 166L152 167V165L150 164ZM187 163V165H186ZM10 164V166L8 165ZM13 166H12V165ZM15 164V165H14ZM41 164V165H40ZM64 164V165H63ZM71 164V166L73 165V168L71 166H69ZM78 164V165H76ZM89 164V165H88ZM126 164V166L124 165ZM139 164V165H138ZM180 164V165H179ZM184 164V165H183ZM61 165V166H60ZM68 165V167H67ZM75 165V166H74ZM81 165V166H80ZM86 165V166H85ZM131 165V166H129ZM136 165V166H135ZM142 165H144V167H141ZM194 165V166H193ZM250 165V167H249ZM17 166H19L18 168L20 169H23L20 171V169L16 168ZM34 166V167H33ZM89 166V167H88ZM95 166V167H94ZM107 166V168H106ZM111 166V167H110ZM140 166V167H138ZM145 166H146V170H149V168H154V169H151L150 171L146 172L145 169ZM180 166V167H179ZM184 166V167H183ZM228 166V167H227ZM8 169H7V168ZM40 167V168H39ZM50 169H48V168ZM64 167V168H63ZM75 167V168H74ZM114 167V168H112ZM126 167V168H125ZM135 167V168H134ZM156 167L158 169H156ZM174 167V168H173ZM183 167V168H181ZM190 167V168H189ZM225 167V168H224ZM236 167V168H235ZM246 167V168H245ZM13 170H11V169ZM15 168V170H14ZM24 168H25V171H24ZM28 168V169H27ZM33 168V170H32ZM66 168V169H65ZM92 168V170H91ZM98 170H97V169ZM103 168V169H102ZM109 168V169H108ZM123 168V169H122ZM132 168V169H131ZM178 168V169H177ZM194 168V169H193ZM224 168V170L227 169V171H224L222 170ZM251 168V169H250ZM7 169V170H6ZM31 169V170H29ZM39 169H43V171H40ZM60 169V170H59ZM63 169V170H62ZM75 169V170H74ZM82 169V170H80ZM97 171H96V170ZM102 169V170H100ZM107 169V171H105ZM120 169V170H119ZM129 169V170H128ZM136 171H135V170ZM174 169V170H173ZM177 169V170H176ZM190 169H193V170H190ZM13 173H11L10 171ZM46 170V171H45ZM127 170V171H126ZM152 170L155 172L152 173ZM179 170V171H178ZM186 170H188V172H186ZM197 170V172H196ZM32 171V172H31ZM38 171V172H36ZM88 174H86V172ZM109 171H113L112 174L111 172ZM120 171V172H119ZM126 171V172H124ZM144 171V172H142ZM160 171V172H159ZM172 171V172H171ZM221 171L222 173H224V175L221 174ZM17 172V173H16ZM23 172V173H22ZM28 172V173H27ZM36 172V173H35ZM49 172V173H48ZM100 172V173H99ZM102 172V173H101ZM107 172V173H106ZM134 172V173H133ZM183 172H186V173H189L191 176V179L194 181H198L196 182L198 185H199V190L202 191L203 193H208L210 194L211 196L213 195L214 197H216V199L219 201V202H222V203H225V204H228V205H231L233 208H237V209H240L242 212L241 213V219H243V225L245 227V229L250 233H248V236L245 238V239H242L241 241H236L234 242L233 239H228L226 240L223 236H222V233H221V230L219 229L218 227V224L212 219L210 218V212L207 208H201L197 203H196V199L195 197L193 196V194L191 192H188V191H183L180 186H179V178L181 176V174ZM195 174H194V173ZM10 173V174H9ZM19 173V174H18ZM56 173V174H55ZM73 173V174H72ZM83 174L84 176H82L81 174ZM99 173V174H98ZM122 173V174H121ZM128 173V174H127ZM141 173V174H140ZM149 173V174H148ZM158 173V174H157ZM11 174H12V177H11ZM31 174V175H29ZM58 174V176H57ZM60 174V176H59ZM70 174V175H69ZM91 174V175H90ZM109 174V175H108ZM137 174V175H136ZM161 174V175H160ZM218 174V175H217ZM15 175V176H13ZM25 175V176H24ZM62 175V176H61ZM129 177H128V176ZM133 177L135 176H139L138 178H135L133 179V177H130L132 176ZM141 175V176H140ZM146 175V177H145ZM148 175V176H147ZM176 175V176H175ZM217 175V176H216ZM243 175V176H242ZM246 175V176H245ZM5 176H9V177H6ZM30 176V177H28ZM55 178H53V177ZM80 176V177H79ZM82 176V177H81ZM111 176V177H110ZM113 176V177H112ZM155 176V177H154ZM248 176V177H247ZM16 177V178H15ZM52 177V179H51ZM56 177H58L56 179ZM59 177H63L60 178ZM67 178L66 180L64 179ZM77 177V178H76ZM89 177V178H88ZM178 177V178H177ZM5 180H4V179ZM19 178V179H18ZM25 178V179H24ZM124 178L125 179H128V180H125V183L123 184L122 181H124ZM132 179V181L130 179ZM157 178V179H156ZM165 178V179H164ZM203 178V179H202ZM214 178V179H213ZM243 178H245L244 181H240V180H243ZM248 178V179H247ZM6 179H8L6 181ZM17 179V180H16ZM22 179V180H21ZM27 179V181H26ZM51 179V181H49ZM55 179V180H54ZM142 179V180H141ZM155 179V180H154ZM160 179V180H159ZM221 179V180H220ZM2 180V181H1ZM4 180V181H3ZM11 180V181H10ZM25 180V181H24ZM71 180L73 181H76L75 182H70ZM116 182H113V181ZM119 180V182H118ZM133 180L135 182H133ZM160 181L162 187L159 185L160 183H158L157 181ZM201 180V181H200ZM254 180V181H253ZM257 180V181H256ZM15 185V188L13 186V183ZM24 183H23V182ZM49 181V182H48ZM53 181V182H52ZM79 181V182H78ZM127 181V182H126ZM139 181V182H138ZM194 181V182H195ZM223 181V182H221ZM240 181V184H238V182ZM18 184V186L16 185V183ZM19 182V183H18ZM52 182V183H51ZM58 182V183H57ZM62 182V183H61ZM68 182V184H67ZM80 183L82 184V182L84 183V185H78L77 184ZM110 182H111V185H110ZM129 182V183H128ZM176 182V183H175ZM249 182V183H248ZM4 183V184H3ZM9 183V184H8ZM53 183L55 185H53ZM101 183V184H100ZM104 185H103V184ZM109 183V184H108ZM119 183H122V184H119ZM136 185H134V184ZM140 183V184H139ZM155 183V184H154ZM157 183V184H156ZM164 183V184H162ZM219 183V184H218ZM241 183H243V186H241ZM245 183H247L248 185H250L249 187L251 188H247L248 185H246ZM252 183V184H251ZM259 183V184H258ZM2 184V185H1ZM21 184V185H20ZM61 186H60V185ZM64 186H63V185ZM74 186H73V185ZM77 184V186H76ZM86 184V185H85ZM89 184V185H88ZM134 187H132L133 185ZM139 184V185H138ZM211 184V185H210ZM215 184V185H214ZM255 184V185H254ZM10 185V186H8ZM50 185H51V189L49 190H53L52 192L50 191V194L49 195V190L48 188H50ZM57 185V186H56ZM94 185H95V188H94ZM115 185V186H113ZM118 185V186H116ZM128 185V187L126 186ZM132 185V186H131ZM140 185L143 187V188H139ZM157 185V186H156ZM178 185V186H177ZM221 185V186H220ZM238 185V186H237ZM8 186V188L6 187ZM40 186V187H39ZM66 186V187H65ZM82 186V187H81ZM84 186V187H83ZM108 186V187H105ZM131 186V187H130ZM211 186V187H210ZM235 186H237V188H235ZM246 186V187H245ZM10 187V188H9ZM47 187V188H46ZM59 187V188H58ZM69 187H72L74 188L72 190V188L70 189ZM86 187V188H85ZM102 187V188H100ZM116 187V188H115ZM137 187V188H136ZM149 187V188H147ZM210 187V188H209ZM224 187V189H223ZM242 187V188H241ZM38 188V189H37ZM42 188V189H41ZM58 188V189H57ZM104 188V189H103ZM134 188V189H133ZM207 190H206V189ZM8 189V190H7ZM40 189V190H39ZM103 189V190H102ZM106 189V190H105ZM115 189V190H114ZM140 192H139V190ZM244 189V190H243ZM7 190V191H6ZM40 192L39 194H37L36 192ZM98 190V195H97V191ZM134 190V191H133ZM220 190V191H219ZM222 190V191H221ZM47 191V192H46ZM56 191V192H54ZM59 191V192H58ZM62 191V192H61ZM108 191V193H107ZM128 191V192H127ZM205 191V192H204ZM218 191V193H217ZM231 191V192H230ZM146 192V193H145ZM154 193V194H153ZM32 194V197H30L29 195ZM34 194V195H33ZM35 194H37L35 196ZM47 197H46V195ZM69 194V195H68ZM74 194V195H72ZM94 194V195H93ZM114 194V196H113ZM148 194H150V196H148ZM188 194V195H187ZM252 194V195H251ZM45 195V196H44ZM57 197H56V196ZM91 195V196H90ZM111 195V196H110ZM229 195V196H228ZM232 195V196H231ZM42 200H40V198ZM50 196V197H49ZM54 196V197H52ZM88 196V197H87ZM153 196V197H152ZM187 196V197H186ZM43 197H45V199H43ZM52 197V198H51ZM68 197V198H67ZM90 197V199H89ZM95 197V198H94ZM98 197V198H97ZM222 197V198H221ZM229 197V198H228ZM234 197V198H233ZM28 198V199H27ZM29 198H30V201H29ZM33 198V199H32ZM36 198V199H35ZM48 198V199H47ZM49 198H51V200H49ZM110 198V199H109ZM148 198V199H147ZM227 198V199H226ZM4 199V201H3ZM39 199V200H38ZM81 199V200H80ZM194 199V200H193ZM258 199V200H257ZM89 200V201H88ZM221 200V201H220ZM257 200V201H255ZM3 201V202H2ZM6 201V202H5ZM42 201V202H40ZM44 201V202H43ZM49 201V202H47ZM89 204H88V202ZM110 201V203H108ZM255 201V203H254ZM6 204H5V203ZM79 202V203H78ZM82 203V208H81V203ZM3 204H5V207H3ZM91 203H92V208H91ZM93 203H96L95 206L93 207ZM98 203V204H97ZM105 203V204H104ZM179 203V205L177 204ZM233 203V204H232ZM19 204V206H18ZM42 204V206H41ZM45 204V205H44ZM47 204V205H46ZM49 204V205H48ZM53 204V205H52ZM78 204V205H77ZM80 204V206H79ZM88 204V206H87ZM109 204V205H107ZM177 204V205H176ZM196 204V205H195ZM239 204H241L239 206ZM251 204V205H250ZM7 205V206H6ZM72 205V206H71ZM173 205V206H172ZM181 205V206H180ZM195 205V206H194ZM253 205V206H252ZM18 206V207H17ZM22 206V207H21ZM50 206V207H49ZM59 206V207H58ZM74 206V208H73ZM99 206V207H97ZM104 206V207H103ZM75 207H77V209H75ZM183 207V208H181ZM246 207V208H245ZM4 208V209H3ZM23 208V209H22ZM43 208H47V209H43ZM71 208V209H70ZM88 210H87V209ZM98 208V209H97ZM35 209V211H34ZM38 209V210H37ZM63 209V210H62ZM73 209V210H72ZM79 209V210H78ZM96 209V210H95ZM181 211H179V210ZM185 209V211H184ZM249 209V210H248ZM252 209V210H251ZM21 210V211H20ZM32 210V211H31ZM51 210V211H50ZM75 210V211H74ZM188 210V211H187ZM20 211V212H19ZM50 211V212H49ZM73 211V212H72ZM81 211V213L79 212ZM94 212V214L90 212ZM98 211V212H97ZM248 211V212H247ZM47 212V213H46ZM86 212V213H84ZM189 212V213H188ZM73 213V214H72ZM81 215H80V214ZM260 213V214H259ZM18 214V215H17ZM20 214V215H19ZM46 214V215H45ZM72 214V215H71ZM79 216H78V215ZM86 214V215H85ZM247 214V215H246ZM257 214V215H256ZM25 215V216H24ZM39 215V216H38ZM40 215L42 216L41 218ZM46 216L45 218L43 217ZM85 215V216H84ZM30 216V217H29ZM34 216V217H33ZM36 216V217H35ZM72 216V217H71ZM74 216V218H73ZM92 216V217H91ZM200 216V217H199ZM249 216V217H248ZM32 217L34 220H32ZM61 217V218H60ZM71 217V218H70ZM86 219H85V218ZM198 217V218H197ZM257 217V219H256ZM12 218V219H11ZM78 218V220L76 219ZM92 218V219H91ZM117 220H116V219ZM207 218V219H206ZM245 218V219H244ZM25 219V220H24ZM29 219V220H28ZM39 221H37V220ZM47 219V221H46ZM73 219V220H72ZM172 219V220H171ZM211 219V220H210ZM262 219V220H261ZM31 223H28V221ZM64 220V221H63ZM73 222H71V221ZM112 220V221H111ZM202 220V221H201ZM15 221V222H14ZM18 221V222H17ZM21 221V222H19ZM25 221L27 222V224L25 223ZM32 221V222H31ZM63 221V222H62ZM171 221V222H170ZM3 222H4V225H3ZM6 222H11V225H9V223H6ZM20 223V224H17V223ZM38 222V223H37ZM66 222V223H65ZM71 222V223H70ZM87 224H86V223ZM65 223V224H64ZM122 223V224H121ZM134 223V224H133ZM176 223V224H175ZM258 223V224H257ZM7 224V225H6ZM17 224V225H16ZM74 224V226H73ZM78 224V225H77ZM113 224V225H112ZM165 224V225H164ZM169 224V225H168ZM211 224V225H210ZM27 225V226H26ZM70 225L72 226L69 232V230L67 229L68 227L70 228ZM149 225V226H148ZM160 225V226H159ZM168 225V226H167ZM8 226H10L8 229H6ZM14 226V227H13ZM16 226V227H15ZM19 226V227H18ZM22 226V228H21ZM132 226V227H131ZM164 226V227H163ZM166 226L168 228H166ZM254 226V228H253ZM256 226V227H255ZM13 227V228H11ZM74 227V228H73ZM147 227V228H146ZM149 227H150V230H149ZM155 229H154V228ZM172 227V228H171ZM17 228H21L23 229L22 232L21 230L17 229ZM73 228V229H72ZM140 228V229H139ZM162 228V230H161ZM166 228V230H165ZM170 228V229H169ZM181 228V229H179ZM183 228V229H182ZM15 229V230H14ZM100 229V230H99ZM197 229L199 231H197ZM208 229V230H207ZM258 229V230H257ZM19 230V231H18ZM26 230V232H25ZM74 230V231H72ZM102 230V231H101ZM115 230V231H114ZM153 230H156V231H153ZM165 230V231H164ZM185 230V231H184ZM188 230V231H187ZM61 231V232H60ZM98 231V232H97ZM108 231V232H106ZM115 233H114V232ZM134 231V232H133ZM148 231V232H147ZM162 231V232H161ZM179 231V232H178ZM181 231V233H180ZM186 234H184V232ZM187 231V232H186ZM194 231V233H193ZM209 231V233H208ZM25 232V233H24ZM68 232V233H67ZM80 232V233H79ZM89 232V233H88ZM101 232V233H100ZM119 232L123 233L121 235H118L120 234ZM127 234H126V233ZM151 232V233H150ZM157 232V233H156ZM164 232V233H163ZM168 232V233H167ZM182 232L185 236H187L186 238L184 237V235L182 236ZM192 232V233H190ZM199 232V233H197ZM4 233V234H3ZM95 233V234H94ZM109 233H111L110 235H108ZM117 233V234H116ZM144 233L148 234V235H145ZM170 233V235H168ZM175 233V234H174ZM181 234L180 238L184 239L181 240L179 238V235H176V234ZM190 235H189V234ZM202 233L203 236L200 234ZM208 233V234H207ZM6 234V235H5ZM78 234H79V237H78ZM90 234V235H89ZM92 234V235H91ZM105 234V235H103ZM113 234V236H112ZM125 234V235H124ZM134 234V235H133ZM139 234V235H138ZM172 234V235H171ZM189 236H188V235ZM193 234V235H192ZM205 234V235H204ZM210 234V235H209ZM259 234V235H258ZM86 235V236H84ZM99 235V236H98ZM101 235V236H100ZM115 235H117L116 237V242H114L115 240H113L115 237ZM131 235V236H130ZM144 235V236H142ZM154 235V239L152 238V236ZM208 235L210 236V239H204V240H201V238H205V237H208ZM3 236H4V239H3ZM62 236V237H61ZM66 236V237H65ZM70 236H72L70 238ZM74 236V237H73ZM87 236H89L88 238H93L92 242L90 239L87 238ZM98 236V237H96ZM111 238H109V237ZM120 236V237H119ZM142 236V237H141ZM147 238H146V237ZM164 236H165V239H164ZM178 236V237H177ZM192 236H196L195 238H192ZM200 236V237H198ZM205 236V237H204ZM261 236V237H260ZM61 237V238H59ZM103 237V238H102ZM140 237V239H139ZM162 237V238H161ZM167 237V238H166ZM170 237V238H169ZM173 237V238H172ZM177 237V239H176ZM221 237V238H220ZM255 237V238H254ZM256 237L258 239H256ZM63 238V239H62ZM70 238V239H68ZM87 238V239H86ZM119 238H120V241H119ZM124 238V240H123ZM126 238L127 239V243H126ZM136 238V239H134ZM150 238V241H148ZM190 238L192 239V241L190 240ZM219 238V240H217ZM49 239V240H48ZM57 239V240H56ZM60 241V244H59V241ZM62 241H61V240ZM84 239V240H83ZM98 239V240H97ZM101 239V240H100ZM104 239V240H103ZM122 239V240H121ZM131 239V240H130ZM139 239V241L137 242V240ZM153 239V240H152ZM167 239V240H166ZM172 239V240H171ZM176 241H175V240ZM188 239V240H187ZM193 239H196V240H193ZM200 239V240H199ZM263 239V240H262ZM45 240V241H43ZM48 240L49 243H51L50 245L49 244H46V241ZM86 240V241H85ZM95 240L96 241H99L100 242H97L95 243ZM108 240V242H107ZM110 240V241H109ZM133 240V241H132ZM134 240H136V242H134ZM170 240V241H169ZM174 240V241H173ZM199 240V241H198ZM211 242H210V241ZM225 240V241H224ZM233 240V241H232ZM249 242H248V241ZM254 240V241H253ZM51 241V242H50ZM54 241H58V242H55L53 244ZM82 241L87 244V246L84 244V246H86L87 248H89V246L91 247V249L89 248V250L91 251V254L90 252H88L89 250H86L85 251V247L81 244ZM92 242L91 244L89 243ZM104 241V242H102ZM117 241H119L120 243H118ZM121 241H123L121 243ZM130 241H131V244H130ZM142 241V242H141ZM191 241V242H190ZM209 241V242H207ZM227 241V242H226ZM260 241V242H259ZM8 242V243H7ZM41 244H40V243ZM47 242V243H48ZM101 242L102 244L104 245L103 247L105 248V244H108L107 246V249L106 251L101 250L102 248V245H101ZM106 242V243H105ZM151 242V243H150ZM180 242V243H179ZM201 242V243H200ZM220 242V243H219ZM233 242V243H232ZM246 242V243H244ZM95 243V244H94ZM100 243V244H99ZM115 244L116 247L114 248V245L111 244ZM126 243V245L124 244ZM130 245H129V244ZM135 243V245H134ZM142 243V244H141ZM175 243V244H174ZM181 243H182V246H181ZM224 243V244H223ZM2 244V245H1ZM14 244V245H13ZM28 244L30 245L31 247V252H30V248L28 250ZM35 244V245H34ZM40 246H37L39 245ZM46 244V246H45ZM90 244V245H88ZM98 244V245H97ZM118 244H121L123 245L121 247V245H118ZM128 244V245H127ZM171 244L174 246L172 247ZM178 244V245H177ZM200 244V245H199ZM231 244V245H230ZM249 244V245H248ZM260 244V245H259ZM9 245V246H8ZM16 245V246H15ZM27 245V246H26ZM38 247L39 249H36L34 250V247ZM101 245V246H100ZM133 245V246H132ZM139 245V246H138ZM241 245L244 247H241ZM247 245V246H246ZM259 245V246H258ZM7 246V247H6ZM23 246V248H22ZM26 246V247H25ZM41 246V247H43ZM82 246V248L80 249V247ZM129 248H127V247ZM141 246V247H140ZM181 246V247H180ZM193 246V247H192ZM227 246V247H226ZM258 246V247H257ZM2 247V248H1ZM5 247V248H4ZM22 249V251H20V248ZM33 247V248H32ZM54 246H52L51 248H53ZM59 247V248H58ZM78 247V248H77ZM83 247H84V251L87 252V256L85 254V257L84 256V251H83ZM119 247V248H118ZM133 247V248H132ZM158 247V248H157ZM240 247V248H239ZM262 247V248H261ZM13 248L16 249L13 251ZM26 250H25V249ZM43 248V249H44ZM93 248V250H92ZM94 248H97L94 250ZM113 248V249H111ZM121 248V249H120ZM237 248V249H236ZM242 248V249H241ZM8 249V250H7ZM19 249V250H18ZM54 249V248H53ZM76 249L78 250H81L83 251V253L81 254V251H78V255H76L74 253L77 252ZM111 249V250H109ZM125 249V250H123ZM128 249V250H127ZM172 249V250H171ZM25 250V251H24ZM28 250V251H27ZM39 250V251H38ZM51 252H54L52 251V249H49ZM49 250L48 253H49ZM121 250V251H120ZM123 250V251H122ZM130 250V251H129ZM177 250V251H176ZM237 250V251H236ZM71 251L73 252V255L71 253ZM94 251V253L92 252ZM172 251V252H171ZM180 253H179V252ZM197 253H196V252ZM11 252V253H10ZM27 252V253H26ZM37 252H40V255H42V260H39L38 256L36 258V255H37ZM42 252V253H41ZM71 254H70V253ZM97 252V254H95ZM107 252V253H105ZM124 252V253H123ZM129 252V253H128ZM259 252V253H258ZM25 253V255H24ZM30 254V255H27V254ZM63 253V255H62ZM67 253V256L66 254ZM69 253V254H68ZM102 253V256L100 254ZM115 253V254H114ZM174 253V254H173ZM176 253V254H175ZM261 253V254H260ZM263 253V254H262ZM51 254V253H50ZM82 256H81V255ZM99 254V255H98ZM173 254V255H172ZM3 255V256H2ZM8 255V256H7ZM13 255V256H12ZM21 255V256H20ZM39 255V257L41 258V256ZM92 255V256H91ZM117 255V256H116ZM119 255V257H118ZM121 255V256H120ZM172 255V256H171ZM175 255V256H174ZM2 256V257H1ZM33 256V255H32ZM30 259H32V261L30 262L29 260V263H34V257H32ZM46 256H49L46 255ZM64 256V257H63ZM68 256H70L68 258ZM73 256V257H72ZM74 256H75V262H73L74 260ZM79 256V257H77ZM81 256V257H80ZM136 256V258H135ZM142 256V257H141ZM229 256V257H228ZM7 257H9L7 259ZM27 257V259H26ZM62 257V260L61 258ZM84 259H83V258ZM91 257V258H90ZM116 257V259H115ZM228 257V258H227ZM231 257V258H230ZM237 257V258H236ZM6 258V259H5ZM22 258V259H20ZM81 258V259H80ZM171 258V259H170ZM230 258V259H229ZM68 259H69V263L68 262ZM134 259V260H133ZM23 260V262L21 261ZM123 260V261H122ZM191 260V261H190ZM222 260V261H221ZM260 260H262L260 262ZM8 261V263H7ZM10 261V262H9ZM19 261V263H18ZM42 261V262H41ZM57 263H56V262ZM64 261V262H63ZM72 261V262H71ZM87 261V262H86ZM129 261V262H128ZM165 261V262H164ZM221 261V262H220ZM21 262V263H20ZM28 262V261H27ZM27 262L25 264H27ZM85 262V263H84ZM133 262V263H132ZM146 262V263H145ZM28 263V264H29ZM34 263V264H35ZM45 263V264H46Z\"/></svg>",
    "mask_w": 264,
    "mask_h": 264
},
{
    "label": "bare ground",
    "instance_id": "2",
    "mask_svg": "<svg viewBox=\"0 0 264 264\" xmlns=\"http://www.w3.org/2000/svg\"><path fill=\"white\" fill-rule=\"evenodd\" d=\"M7 1H8V0H4L3 3H2V4L5 3V6H6V7H5V6H4V7L2 6V8H5V9H3L4 11H5L6 9H11V10H12V8H13L12 5L10 6L11 8H7V6H8L7 4L9 3L10 0H9L8 2H7ZM14 1H15V0H14ZM44 1H45V0H44ZM44 1H42V2H44ZM46 1H48V0H46ZM59 1H61V0H59ZM62 1H64V0H62ZM67 1H69V0H66V1H64V2H67ZM97 1H98V0H97ZM108 1H110V0H105V2H107V4H108ZM114 1H115V2H118V3H119V1H122V2H121L122 4H123V2H125L124 5H126V6L128 7V3L126 2L127 0H126V1H125V0H124V1H123V0H118V1H117V0H114ZM139 1H141V0H139ZM142 1H143V0H142ZM142 1H141V4H142ZM150 1H151V0H150ZM171 1L173 2V0H171ZM199 1H200V0H199ZM217 1H218V3L220 2L219 4H224V5H222L221 7H223L224 10L227 9V12H225L224 10H223L224 12H223V11H222V12L225 13V14L227 13L225 17L228 16L227 18H229L230 21H229L227 18H225V17L223 18L222 15H220L221 18H222V19H226L227 22H229L230 25H231L232 27H231V26L229 25V23H227L225 20H222L221 18H219V17H218L219 15L217 16V17H218L217 20L219 21V19H220L221 22L224 21V22H222V23L219 21L222 25L219 24V22H218V24H217V21H216V23H215V20H216L215 18H214V21H213L212 19H211V21H213V25H218L219 28H221V27L223 26L224 31L226 30V31H225L226 34H228V32L231 34V32L236 31L237 28H238V26H240V27L238 28V31L234 32V34L232 33L233 35H237V33L239 34V32L241 33V31H242L243 29H245V28L249 29L250 27H254V26H251V23H253V24L256 23V24L258 25V22H256V21H259V18H258V16H256V14H255V17H256V19L258 18V20L255 19V21H253V22H252V21L250 22V19L246 17L247 14H248V17H249V13H247V10H249L248 12H250V10H252L251 12H253V10H254V9L252 8V6L250 5L251 3L248 2L252 9H250V8L247 9L248 7L246 8V6L248 5V3H247V5L244 3L246 6H244L243 3L241 4V5H243V6L245 7V11H244V10H241L242 6L239 7L240 4H238V7H237L236 4H234L235 1H233L232 4H230V2H232V0H228V1H230L229 3L227 2V0H226V2H223L224 0H222V1H221V0H220V1L217 0ZM258 1H259V0H258ZM12 2H13V1H11L10 4H12ZM51 2H52V1H51ZM69 2H70V1H69ZM146 2H147V1H146ZM146 2H145V3H146ZM167 2H170V1H167ZM180 2H181V1H180ZM201 2H202V1H201ZM206 2H207V1H206ZM206 2L204 1L203 3L205 4ZM260 2H261V1H260ZM6 3H7V4H6ZM16 3H17V2H16ZM16 3H15V2L13 3L14 6L16 5ZM30 3H31V2H30ZM38 3H39V2H38ZM45 3H46V2H45ZM53 3H54V1H53ZM60 3H61V2H60ZM67 3H68V2H67ZM110 3H111V2H110ZM157 3H158V2H157ZM178 3H179V2H178ZM197 3H199V2H197ZM203 3H202V5H201V7H200V6H198V7L202 8V9H205L204 11H206V8H203V7H202V6H204ZM218 3H217V4H218ZM225 3H226V4H225ZM237 3H238V2H237ZM262 3H263V2H262ZM0 4H1V3H0ZM2 4H1V5H2ZM33 4H34V3H33ZM43 4H44V3H43ZM57 4H59V3H57ZM62 4H63V3H62ZM147 4H148V3H147ZM160 4H161V3H160ZM175 4H177V3H175ZM175 4H174V6H172V7H174L173 10H175V9L177 10V14H178L179 11L181 12V8H182L183 6H182L181 8H180V6H179V8H178L179 11H178V9L176 8L178 5L175 6ZM179 4H180V3H179ZM207 4H208V2L206 3V5H207ZM210 4H211V5H207V7L210 6L211 9L213 10L214 6L212 7L213 4H212L211 2H210ZM214 4H215V3H214ZM217 4H216V5H217ZM219 4H218V5H219ZM227 4H229V5H228L229 8L226 7ZM259 4H260V3H259ZM54 5H55V4H54ZM113 5H114V3H113L112 5H111V4L109 5L110 7H112V8L109 7L110 10H114V11L116 12L115 14H111V16H112V20H113V16H114V15L116 16V17H114V18L117 19V21H118V19H120V18H117V15H118V16H122V15H120V14H118V13L123 12V13H125L126 16L129 14V13L127 12V9L130 8V7H128V8L126 9V12H125V10H124V11H122V10H123L124 8H126V6L121 7V6H119L120 4H118V6L121 7V8H119L117 5H115V6L118 7V9H119V10L117 11V10H115L116 7H115V9H113ZM188 5H189V4H188ZM194 5H195V4H194ZM194 5H193V6H194ZM218 5H217V6H218ZM225 5H226V6H225ZM230 5H231V6H230ZM249 5H248V6H249ZM255 5H256V4H255ZM27 6H28V5H27ZM42 6H43V5H42ZM46 6H47V5H46ZM105 6H106V5H105ZM144 6H145V5H144ZM148 6H149V5H148ZM217 6H216V7H217ZM235 6H236V7H235ZM250 6H249V7H250ZM185 7H186V6H184V8H185ZM189 7L191 8V6H189ZM196 7H197V6H196ZM210 7H208V8H210ZM216 7H215V9H216ZM244 7H243V8H244ZM2 8L0 7V9H1L0 11H1V12L3 11ZM44 8H45V9H43V10H48L45 6H44ZM58 8H59V7H58ZM61 8H62V6H61ZM122 8H123V9H122ZM152 8H153V7H152ZM164 8H165V7H164ZM239 8H240V10H241V12H242V13L240 12V14H241V15H240L241 18H239L240 16H238V15H239L238 12H237L238 15H235V14H234V15L236 16V19H238V21H237V20H235V16H232L233 14H232L231 16H229V15L231 14L232 11H233L232 13H234V11L237 10V9H239ZM258 8L260 9V7H258ZM39 9H40V7H39ZM49 9H51V8H49ZM54 9H55V8H54ZM71 9H72V8H71ZM78 9H79V8H77V10H76V9H74V10L79 11ZM106 9H107L108 12H109V9H108V8H106ZM121 9H122V10H121ZM156 9H157V8H156ZM165 9H166V8H165ZM170 9H171V7L168 8L167 10H163V11H167L166 13L168 14V12H169ZM187 9H189V8H187ZM187 9H186V10H187ZM191 9H192V8H191ZM198 9H199V8H196L195 10L197 11ZM202 9H200L201 11H197V12H198V13H197V16L200 17V14H201L200 12H202V14H201L202 16H201V17L203 18V13H205V12L202 11ZM219 9H222V8L219 7ZM233 9H234V10H233ZM11 10H10V11H11ZM27 10H29V9H27ZM34 10L36 11V10H38V9H34ZM34 10H33V11H34ZM41 10H42V9H41ZM55 10H58V9L56 8ZM69 10H70V9H69ZM69 10H68V11H69ZM84 10H86V9H84ZM91 10H92V9H91ZM158 10H159V8H158ZM176 10L173 11V12H176ZM193 10H194V9H192L191 11H193ZM217 10H218V9H217ZM228 10H229L230 13L228 12ZM8 11H9V10H8ZM58 11H59V10H58ZM71 11H72V10H71ZM71 11H70V13H72ZM88 11H89V10H88ZM128 11H129V10H128ZM160 11H161V12H160ZM163 11H162V10H159L160 15H159V12H158V13H157V12H154L153 15H156V14H157L158 16H161ZM191 11H190V9H189V11H188L189 15H191V13H192ZM208 11H210V10L208 9ZM219 11H220V10H219ZM243 11H244V13H243ZM256 11H257V10H256ZM261 11H263V10H261ZM1 12H0V13H1ZM12 12L15 13L14 10H12ZM12 12H11V13H12ZM40 12H43V11H40ZM45 12H46V11H45ZM45 12H43V13H45ZM49 12H50V11H49ZM52 12H54V11L51 10V13H52ZM59 12H60V11H59ZM80 12H82V11L80 10ZM86 12H87V11H86ZM111 12H112V11H111ZM130 12H131V10H130ZM151 12H153V11L151 10ZM171 12H172V9L170 10V13H171ZM173 12H172V13H173ZM182 12H185V10H183ZM190 12H191V13H190ZM245 12H246L247 14H245ZM254 12H255V11H254ZM25 13H26V12H25ZM51 13H50V14H51ZM54 13H56V12H54ZM54 13H53V15H54ZM76 13L78 14L79 12H76ZM76 13L73 12L72 15L75 16L74 14H76ZM84 13H85V12H84ZM109 13H110V12H109ZM112 13H113V12H112ZM127 13H128V14H127ZM145 13H146V14L149 13V10H148L147 12H145ZM155 13H156V14H155ZM163 13L165 14V12H163ZM172 13H171V15H172ZM199 13H200V14H199ZM206 13H207V11H206ZM206 13H205V14H206ZM209 13H210V12H209ZM214 13H215V11H214ZM235 13H236V12H235ZM256 13H257V12H256ZM3 14L5 15L6 13L3 12L2 15H3ZM36 14H37V13H36ZM39 14H40V13H39ZM46 14H47V13H46ZM50 14H49V15H50ZM68 14H69V13H68ZM140 14H141V13H140ZM149 14H150V13H149ZM177 14H175V15H177ZM180 14H181V13H180ZM184 14H186V13H184ZM194 14H195V11L193 12L192 17H193ZM198 14H199V15H198ZM207 14H208V13H207ZM220 14H221V13H220ZM228 14H229V15H228ZM242 14H243V16H242ZM250 14H251V13H250ZM2 15H1V16H2ZM4 15L2 16V18H5ZM8 15H10V14L7 12L6 16L8 17ZM12 15H14V14H12ZM31 15H32V14H31ZM69 15H71V14H69ZM72 15H71V17H72ZM79 15H81V14H79ZM168 15H169V14H168ZM168 15H167V16H168ZM175 15H174V13H173V16H175ZM181 15H183V13H182ZM189 15L187 16V14H186V16H187L186 19H187L188 17L190 18ZM208 15H209V14H208ZM258 15H259V14H258ZM10 16H11V15H10ZM38 16H39V15H38ZM63 16L65 17V15H63ZM67 16H68V15H67ZM67 16H66V17H67ZM76 16H77V15H76ZM109 16H110V15H109ZM111 16H110V17H111ZM143 16H144V17H143ZM143 16H142L143 18H146V16H148V14H147V15H143ZM158 16H156V17L158 18ZM163 16H164V15H163ZM163 16H161V17H163ZM165 16H166V15H165ZM165 16H164V17H165ZM169 16H170V15H169ZM204 16H205V15H204ZM206 16H207V15H206ZM212 16H213V15H211V17H212ZM237 16H238V17H237ZM252 16H253V14H252ZM261 16H262V15H261ZM261 16H259V17H261ZM53 17H54V16H53ZM55 17H56V16H55ZM64 17H63V19H64ZM66 17H65V18H66ZM110 17H109V18H110ZM142 17H141V18H142ZM149 17H150V16H149ZM149 17L146 18V19L148 20ZM151 17L153 18V16H151ZM151 17H150V18H151ZM161 17H160V18H161ZM175 17H176V16H175ZM178 17L180 18L181 16H177L176 18H178ZM208 17H209V16H208ZM242 17L245 18V20H242ZM250 17H251V15H250ZM255 17H254V18H255ZM29 18H30V16H29ZM33 18H34V17H33ZM33 18H32V19H33ZM37 18H38V17H37ZM42 18H43V17H42ZM42 18H41V20H42V23L44 24V27H45V25H49V24L52 23V22L50 21L49 18H46V16H45L46 19H42ZM74 18H77V17H74ZM122 18H123V17H121V19H122ZM125 18H127V17H125ZM160 18H159V19H155V16H154V20H156L155 22H158V24H160V25H161V23L164 25L165 23H163V22H159V21H160ZM168 18H169V19H167V18H164V19L161 18V21L167 19V22H166V23H167V24H168V23L170 24V23L172 22V25H173V22H174L173 19H174V18H172V17H168ZM170 18H172L173 21H171ZM181 18H182V17H181ZM202 18H201V19H202ZM204 18H207V17H204ZM254 18L252 19V17H251L252 20H254ZM261 18H262V17H261ZM263 18H264V17H263ZM0 19H1V17H0ZM5 19H6V18H5ZM7 19L10 20L9 18H7ZM34 19H35V18H34ZM38 19H39V18H38ZM115 19H114V20H115ZM121 19H120V20H121ZM123 19H124V18H123ZM139 19H140V18H139ZM139 19H138V20H139ZM162 19H163V20H162ZM182 19H183V18H182ZM182 19H180V20H182ZM198 19H200V18H198ZM239 19H240V20H239ZM2 20H3V19H2ZM57 20H58V19H57ZM64 20H65V19H64ZM70 20H71V19H70ZM136 20H137V19H136ZM147 20H146V21H147ZM154 20H153V21H154ZM168 20H170V22H168ZM176 20H177V19H175V21H176ZM178 20H179V19H178ZM180 20H179L178 22L181 24ZM193 20H194V19H193ZM195 20H196V19H195ZM207 20H208V19H207ZM207 20H206V21H207ZM234 20L236 21L237 24L235 23ZM241 20H242V21H241ZM246 20L249 21V25H250V27H247V26H249V25H247L248 22H247ZM262 20H263V21H262L261 23L264 22V19H262ZM5 21L7 22V20H5ZM5 21L3 20L4 23H5ZM32 21H33V20H32ZM39 21H40V20H39ZM61 21H62V20H61ZM65 21H67V20H65ZM79 21H81V18H80ZM110 21H111V20H110ZM117 21H115V23H116ZM124 21H125V20H124ZM124 21H123V22H124ZM141 21H143V20H141ZM148 21H149V20H148ZM165 21H166V20H165ZM198 21H199V20H198ZM200 21H203V19L200 20ZM240 21H241V22H240ZM260 21H261V20H260ZM35 22H36V20H35ZM37 22H38V21H37ZM58 22H59V21H58ZM76 22H77V21H76ZM112 22H114V21H111V24H109V27L107 26L108 28H110V25H112V24H113L112 26H114V23H112ZM120 22H122V21H120ZM120 22H117V27H118V23H120ZM123 22H122V23H123ZM135 22H136V21H135ZM135 22H134V20H133V21L131 22V24H132V23L134 24ZM139 22H140V20L137 21V23H138L139 26H140L141 22H140V23H139ZM144 22H145V21H144ZM144 22H143V23H144ZM187 22H188V21H187ZM192 22H193V21H192ZM204 22H205V20H204ZM238 22H240V23L238 24ZM243 22H245V23H243ZM246 22H247V24H246ZM254 22H255V23H254ZM4 23H3V24H4ZM65 23H67V22H65ZM70 23H71V22H70ZM72 23H73V21H72ZM77 23H78V22H77ZM77 23H73V25H74V24H77ZM92 23H93V22H92ZM99 23H100V22H99ZM129 23H130V22H129ZM145 23H146V22H145ZM145 23H144V24H145ZM179 23H178V25H179L180 29H185V28H187V30H186V29H185V30H186V31H189V33H190L191 30H188V28L191 29V26L189 27V26H188L189 24L186 25L187 27L184 26L185 28H183L182 26H183V24H185L186 22L183 23L181 26H180ZM193 23H194V22H193ZM197 23H199V24L201 25V22H197ZM197 23H196V21H195V23L192 25V27H193V26H194V28H195V27H198ZM209 23H210V22H209ZM209 23H207V24H209ZM225 23H227L228 25H226ZM241 23H242V25H241ZM259 23H260V22H259ZM261 23H260V24H261ZM30 24H31V23H30ZM39 24H40V23H39ZM52 24H53V26H52L53 29H52V30H54V29H55V30H56V29L58 30L60 27H63V26H62L63 23H62V24H61V23H60V24H59V23H52ZM78 24H79V23H78ZM81 24H82V23H81ZM93 24H94V23H93ZM95 24H98V23H95ZM138 24H136L135 27H139V26H137ZM146 24H147V23H146ZM146 24H145V26H146ZM148 24H151V20L149 21ZM148 24H147V25H148ZM155 24H157V23H155ZM195 24H196L197 26H196ZM204 24H206V23H204ZM207 24H206V25H207ZM235 24H236V27H234V29H235V28H236V29H235V30H234V29L231 30V29L233 28V25L235 26ZM256 24H255V26H256ZM260 24H259L258 26H263V25H264V23H263L262 25H260ZM0 25H1V23H0ZM63 25H65V24H63ZM85 25H86V24H85ZM98 25H99V24H98ZM98 25H97V26H98ZM120 25H121V24H120ZM165 25H166V24H165ZM165 25H164V27L167 26V25H166V26H165ZM213 25L211 24V27H212ZM220 25H221V27H220ZM224 25H225V26H224ZM243 25H246V27L243 26ZM2 26H3V25H2ZM69 26H70V27H69ZM69 26H68L69 30H72V29H70V28H71V25H69ZM83 26H84V25H83ZM87 26H89V25H87ZM115 26H116V25H115ZM149 26H150V25H149ZM149 26H148V27H149ZM155 26H157V29H158L159 25H155ZM169 26H170V25H169ZM169 26H168V27H169ZM201 26H203V25H201ZM218 26H217V27L214 26L213 28H218ZM227 26H228L229 28H228ZM3 27H4V26H3ZM73 27H74V26H72V28H73ZM84 27H85V26H84ZM93 27H94V26H93ZM119 27L121 28V26H119ZM126 27H128V26H126ZM140 27H141V28H138V29H140V30H139L140 32H141V30H142V33H143V32H144V31H143V27H144V25H143V26L141 25ZM199 27H200V26H199ZM199 27H198V28H195V29H196L197 31H200L201 29H199ZM206 27H207V26H206ZM208 27H209V25H208ZM208 27H207V28H208ZM224 27L227 28V29H225ZM242 27H243V28H242ZM244 27H245V28H244ZM82 28H83V27H82ZM111 28L113 29V27H111ZM129 28H130V27H129ZM149 28H151V26H150ZM149 28H147V29H149ZM155 28H156V27H155ZM162 28H163V27H162ZM169 28H170V27H169ZM201 28H202V27H201ZM213 28H211V29L209 28L210 30H214V32L216 31V34L214 33V35L216 36V39L213 38V40L216 42V40H217L218 38H221V39H218L219 42L221 43V42L223 41V43H226V46H225V45H224V46H221V45L219 46V42L215 43V42L212 40V38H210V36H209V38L211 39L212 43L214 42V43L216 44V45H214V43H213V44H212L213 47L216 46V47H218L217 49H224V48L227 47V46H229V48H231L230 46H232V48H233V46H234V47H235V50H237V49H238L237 46L240 47V46H239L240 44L243 46V44L245 43V46H246V44H247V43L245 42V39H246V38H244V37L249 36V34H248L247 32H246V33H247L246 35L244 34L245 32L242 33L244 36L241 35V34H239V36L237 35L238 37H240V38L236 37L237 39H239L237 42H236L237 39L235 38V36H233L234 38H232L231 40H233V39H235V40H233L234 42H232V41L229 39V38H231L232 34H231V35L228 34V36H227V35L225 34V32L223 31V29L220 30L222 34H221L220 32L217 33V30H218V29L215 30V29H213ZM240 28H241V29H240ZM255 28H256V27H255ZM255 28H253L254 30H250V29H251V28H250L249 31H251V32L254 31V33H255V31H256ZM40 29H41V28H40ZM40 29H39V30H40ZM74 29H76V28H74ZM136 29H137V28H134V29L132 30V32H133L134 30H135V32H136V31L138 32V29H137V30H136ZM144 29H146V28H144ZM160 29H161V28H160ZM164 29H167V28H163V32L165 31ZM180 29H179V30H180ZM192 29H193V28H192ZM198 29H199V30H198ZM203 29H204V27H203ZM239 29H240V31H239ZM257 29H259V28H257ZM261 29H263V30H262L263 32L261 31V34H260V30H258V31H259V34H257V33H258V31H257V33H255L254 35H256V34L258 35V37L255 36V37H256L255 39H258V40L264 41V39H263V38H264V34H263V33H264V28L262 27ZM43 30H44V29H43ZM50 30H51V29H50ZM50 30H47V31H50ZM104 30H105V29H104ZM110 30H111V29H110ZM149 30H150V29H149ZM151 30H152V28H151ZM151 30H150V31H151ZM204 30H205V29H204ZM207 30H208V29H207ZM228 30H230V31H228ZM73 31H74V30H73ZM73 31L71 32L72 35L74 34ZM79 31H80V30H79ZM106 31H108V30H106ZM113 31H115V30H113ZM145 31H146V32H144V33L146 34L148 30H145ZM161 31H162V29H161ZM177 31H178V30H177ZM218 31H219V30H218ZM227 31H228V32H227ZM42 32H43V31H42ZM53 32H54V31H53ZM74 32H75V34H76V31H74ZM95 32H96V31H95ZM97 32H99V31H97ZM103 32H104V31L100 32V33L97 34V35H96V34L94 35V33H93V35H94L95 37L98 36V35L101 36V34H102ZM108 32H109V31H108ZM108 32H106V34H108ZM110 32H111V31H110ZM126 32H127V31H126ZM135 32H134V34H135ZM153 32H154V31H153ZM157 32H158V31H157ZM159 32H160V31H159ZM181 32H182V31H181ZM183 32H184V30H183ZM191 32L193 33V32H194V29H193V31H191ZM195 32H196V31H195ZM195 32H194V33H195ZM200 32H201V31H200ZM77 33H78V30H77ZM80 33H81V32H80ZM90 33H91V32H90ZM90 33H89V34H90ZM104 33H105V32H104ZM138 33H139V32H138ZM148 33H149V31H148ZM148 33H147V34H148ZM174 33H175V32H174ZM179 33H180V32H178L177 34H175V38H176V35L178 36ZM189 33L186 32V34H188V35H186L185 33H183V34H185L184 36H187V38H188L189 36H190V38H191V35L193 36L194 34H189ZM197 33H198V32H197ZM219 33H220V34H219ZM223 33H224V37L222 36ZM47 34H48V32H47ZM67 34H68V33H67ZM75 34H74V35H75ZM110 34H111V33H110ZM110 34H109V35H110ZM112 34H113V32H112ZM122 34H123V33H122ZM129 34H130V33H129ZM150 34H152V33L150 32ZM158 34H161V32L158 33ZM262 34H263V36H262ZM13 35H15V34H13ZM40 35H41V34H40ZM55 35L57 36V34H55ZM64 35H65V34H64ZM91 35H92V33H91ZM103 35H104V34H103ZM109 35H104V36H106V37H105L106 40L108 39ZM114 35H115V33H114ZM118 35L120 36L121 33H117V31H116V37H115V36H112V39L115 37V40L113 39V40L115 41L114 43L121 41L120 39H117V36H118ZM123 35H124V34H123ZM132 35H133V34H132ZM154 35L157 36V33H154ZM165 35H166V34H165ZM179 35H181V33H180ZM214 35H212V36H214ZM219 35H220L221 37H219ZM225 35L227 36V38L225 37ZM259 35H261V36H259ZM15 36H16V35H15ZM53 36H54V35H53ZM119 36H118V37H119ZM121 36H122V35H121ZM142 36H145V39H146V37H147V35H142ZM148 36H150V35L148 34ZM151 36H152V35H151ZM151 36H150V37H151ZM170 36H172V33H171ZM217 36H218V37H217ZM229 36H230V37H229ZM250 36H251L250 38H254V36L252 37L251 34H250ZM71 37H77V36H71ZM71 37L69 38L70 40L72 39ZM124 37H126V34H125ZM153 37H154V36H153ZM165 37H166V38L168 37V40H167V41H169L170 37H169L168 35L165 36ZM165 37H164V38H165ZM173 37H174V35H173ZM242 37H243V38H242ZM99 38H101V37H99ZM126 38H127V37H126ZM129 38H131V37H129ZM154 38H155V37H154ZM177 38H179V37H177ZM182 38H183V37H182ZM225 38H226L227 40L229 39V41H231V43H230V42H225V40H226ZM241 38L244 40V43H243V41H242ZM250 38L248 39V37H247L248 41H250ZM97 39H98V38H97ZM102 39H103V38H102ZM102 39H101V42L103 41ZM105 39H104V40H105ZM122 39H123V38H122ZM124 39H125V38H124ZM124 39L121 41L122 43L120 42V44H123V41H125V42L127 41V40H124ZM147 39H148V38H147ZM179 39H180V38H179ZM183 39H184V38H183ZM224 39H225V40H224ZM240 39H241V40H240ZM106 40H105V42H108V41H106ZM108 40H111V38L108 39ZM116 40H117V41H116ZM134 40H135V39H134ZM220 40H221V41H220ZM21 41H22V40H21ZM93 41H95V39H94ZM93 41H92L91 43H94ZM98 41H99V42H98ZM146 41H147V40H146ZM148 41H149V40H148ZM183 41H184V40H182V42H183ZM188 41H189V39H188ZM209 41H210V40H209ZM241 41H242V43H239V44H238V42H241ZM17 42H18V41H17ZM25 42H26V41H24V43H25ZM96 42H98V44L100 45V40H97ZM96 42H95V43H96ZM111 42H112V41H111ZM128 42H129V41H128ZM144 42H145V41H144ZM150 42H151V41H150ZM153 42H154V41H153ZM153 42H152V44H154ZM163 42H164V41H163ZM184 42H185V41H184ZM235 42H236L237 46H236ZM24 43H22V44H24ZM26 43H28V42H26ZM89 43H90V42H89ZM95 43H94V45H95ZM126 43H127V42H126ZM140 43H141V42H140ZM161 43H162V42H161ZM161 43H159V44L161 45ZM167 43H168V42H167ZM20 44H21V43H20ZM30 44H32V41H31ZM34 44H36V42H34ZM82 44H83V43H82ZM85 44H87V43H85ZM96 44H97V43H96ZM130 44H131V43H129V45H130ZM134 44H135V43H134ZM144 44H146V43H144ZM144 44H143V45H144ZM182 44H183V43H182ZM217 44H218V45H217ZM228 44H230V45H228ZM234 44H235V45H234ZM14 45H15V43H14ZM27 45L29 46V43H28ZM32 45H33V44H32ZM37 45H38V44H37ZM65 45H66V44H65ZM65 45H64V46H65ZM90 45H92V49H95V48L93 47V44H90ZM90 45H89L88 47L84 48V50L86 49L87 51H84L83 49H81V50H83V52H85V53L89 52L90 49H91V48H90V49L88 50V48L90 47ZM99 45H98V47H99ZM103 45H105V44L103 43ZM116 45H117V44H116ZM116 45H114V44L112 43V47H115ZM126 45H127V47H126L125 45H122V46H125L126 48H128V47H129L128 44H126ZM132 45H133V44H132ZM160 45H159V47H157L158 49H159V48L161 49ZM3 46H4V45H3ZM5 46H6V45H5ZM12 46H13V45H12ZM20 46H21V45H20ZM62 46H63V44H62ZM64 46H63V47H64ZM82 46H83V45H82ZM117 46H121V45H117ZM134 46H135V45H134ZM136 46H138V45L136 44ZM136 46H135V48H136ZM150 46H151V45H150ZM163 46H164V45H163ZM186 46H187V44H186ZM186 46H185V47H186ZM0 47H1V46H0ZM9 47H11V46H9ZM13 47H14V46H13ZM13 47H12V48H13ZM25 47H26V46H25ZM25 47H24V48H25ZM32 47H33V46H32ZM34 47H37V48H38V46H34ZM41 47H42V46H41ZM41 47H40V49H41ZM60 47H61V46H59V48H60ZM95 47H96V46H95ZM125 47H122V48L124 49ZM130 47H131V46H130ZM132 47H133V46H132ZM142 47H143V46H142ZM152 47H153V46H151V48H152ZM219 47H221V48H219ZM3 48H4V47H3ZM6 48H8V47L6 46ZM6 48H5V49H6ZM17 48H18V47H17ZM17 48H16V49H17ZM42 48H43V47H42ZM59 48H57V49H59ZM65 48H66V47H65ZM77 48H78V46H77ZM99 48H101L102 50L105 49V48L103 49L102 44L100 45ZM106 48H107V49H108V48L110 49V47H106ZM126 48H125V49H126ZM133 48H134V47H133ZM179 48L181 49V47H179ZM186 48H187V47H186ZM241 48H242V47H241ZM8 49H9V48H8ZM8 49H7V50H8ZM13 49H14V48H13ZM13 49H12V50H13ZM40 49H39V50H40ZM44 49H45V48H44ZM53 49H54V48H53ZM55 49H56V48H55ZM61 49L64 50V48H61ZM79 49H80V48H79ZM92 49H91V50H92ZM137 49H138V48H137ZM160 49H159V50H160ZM182 49L184 50V48H182ZM239 49H240V48H239ZM263 49H264V48H263ZM0 50H4V49L0 48ZM30 50H32V48H30ZM47 50H48V48H47ZM47 50L45 51V53L48 52ZM49 50H50V49H49ZM76 50H78V49H76ZM76 50H75V51H76ZM96 50H97V49H95V51H96ZM116 50H118V48H115V51H116ZM127 50H128V49H127ZM132 50H133V49H132ZM162 50H163V49H162ZM162 50H161V51H162ZM5 51H6V50H5ZM8 51H9V50H8ZM15 51H16V50H15ZM40 51H41V50H40ZM109 51H110V50H109ZM111 51H112V50H111ZM111 51H110V53H111ZM113 51H114V50H113ZM115 51H114V52H115ZM119 51H120V48H119ZM134 51H135V50H134ZM153 51H154V53H155V49H153ZM223 51H224V50H223ZM226 51H228V50H225L224 52H226ZM0 52H1V51H0ZM2 52H3V51H2ZM9 52H10V51H9ZM9 52H8V54L11 53V52H10V53H9ZM35 52H36V51H35ZM59 52H60V51H59ZM61 52H64V51H61ZM78 52H79V53H83L82 51H78ZM78 52H77V53H78ZM91 52H92V51H91ZM91 52H90V53H91ZM98 52H99V51H98ZM104 52H105V51H104ZM122 52H124V51H122ZM126 52H128V51H126ZM185 52H186V51H185ZM262 52H263V54H262ZM262 52H261V54L264 56V50H262ZM4 53H6V52H4ZM12 53H13L14 55H10V56H9L8 54H6V55H8V57L6 56L7 60H8V61H11V62L14 61V60H12V59L19 58V59L22 60V59L26 56V53H25V52L23 53V49H19V50H17L15 53L12 51ZM36 53H37V52H36ZM45 53H44V54H45ZM79 53H78V54H79ZM85 53H83V55H84ZM90 53H87V54L89 55ZM102 53H103V52H102ZM102 53H101V54H102ZM106 53H108V52H106ZM116 53H117V54H116ZM116 53H115V54L118 55L119 52L116 51ZM129 53H130V52H129ZM149 53H151V52H149ZM181 53H182V52H181ZM191 53H192V51H191ZM259 53H260V52H259ZM259 53H258V54H259ZM1 54H2V53H1ZM48 54H49V53H48ZM67 54H68V53H67ZM101 54H100V52L98 53V55H100V58L102 57ZM115 54H114V56H115ZM125 54H126V53H125ZM125 54H123V55H125ZM130 54L133 55L134 53L132 54V52H131ZM130 54H129V55H130ZM249 54H250V53H249ZM254 54H255V53H254ZM254 54H253V55H254ZM258 54H257V55H258ZM261 54H260V55H261ZM32 55H33V54H32ZM39 55H40V54H39ZM39 55H38V57H40ZM52 55H53V54H52ZM62 55H63V54H62ZM62 55H61L60 53H54L53 56H51V55H46V54H45V56L39 58L38 61H39L40 63H37L36 65H38V64L41 65L40 68H42V69L45 71V74H47V77H49V78H55V77H57V78H58V75H62V74H61V71H64V70H63V69H64V66H63V64H64V59H63ZM88 55H86V56H88ZM95 55H96V53H95ZM111 55H113V52H112ZM129 55H128V56H129ZM141 55H142V53H141ZM184 55H186V54H184ZM197 55H198V54H196V56H197ZM246 55H247V54H246ZM260 55H258L259 58H260ZM0 56H1V55H0ZM33 56H34V55H33ZM84 56H85V55H84ZM89 56H92V55L90 54ZM103 56H104V53H103ZM108 56H110V55L108 54V55L106 56V58H107ZM120 56H121V55H120ZM137 56H138V55H137ZM189 56H190V55H189ZM199 56H200V55H199ZM199 56H198V57H199ZM248 56H249V55H247L246 57H248ZM251 56H252V54H251ZM81 57H82V56H81ZM104 57H105V56H104ZM133 57H134V56H132L131 58H133ZM193 57H194V56H193ZM201 57H202V56H201ZM203 57H204V56H203ZM64 58H65V56H64ZM111 58H112V57H111ZM118 58H119V57H118ZM123 58H124V57H122V59H123ZM126 58L128 59L127 56H126ZM126 58H124V60H125ZM135 58H136V54H135ZM141 58H142V57H141ZM196 58H197V57H196ZM249 58L252 59V58L249 56L247 60H249ZM261 58H262V59H260V60H263V59H264V57H262V56H261ZM66 59H67V57H66ZM83 59H86V60H87L86 57L83 58ZM101 59H102V58H101ZM104 59H105V58H104ZM183 59H184V56H183ZM193 59H194V58H193ZM239 59H240V58H239ZM244 59H246V58H244ZM1 60H2V59H1ZM4 60H5V57H4ZM7 60H6V61H7ZM108 60H109V59H108ZM124 60H123V61H124ZM130 60H131V59H130ZM137 60H140V59H137ZM137 60H136V63L139 62V61L137 62ZM186 60H187V59H186ZM237 60H238V59H237ZM256 60H257V57H256ZM16 61H17V60H16ZM16 61H15V62H16ZM68 61H69V60H68ZM121 61H122V60H121ZM123 61H122V62H123ZM127 61H128V60H127ZM131 61H132V60H131ZM131 61H130V62H131ZM240 61H241V59H240ZM252 61H253V60H252ZM263 61H264V60H263ZM263 61H261V65H259V64H260L259 60H258L259 63L257 62V63H258L257 65L260 67V68L257 67V68H258L257 71L259 70V72H261L260 69H262L263 72H264V65H263L264 62H263ZM3 62H4V61H3ZM15 62H14V64H15ZM19 62H20V61H19ZM26 62H27V61H26ZM35 62H36V60H35ZM66 62H67V61H66ZM69 62H70V61H69ZM130 62H128V63H130ZM181 62H182V61H181ZM244 62H245V61H244ZM248 62H251V60L248 61ZM262 62H263V63H262ZM1 63H2V62H1ZM4 63H5V62H4ZM6 63H8V62H6ZM71 63H72V62H71ZM124 63H125V61H124ZM133 63H134V62L132 61V63H130V64L133 65ZM139 63H140V62H139ZM141 63H142V62H141ZM10 64L12 65L13 63H10ZM130 64H129V65H130ZM239 64L243 65L242 67L245 66V65L243 64V62H242V63H239ZM247 64H248V63H247ZM255 64H256V63H255ZM3 65H5V64L2 63V66H3ZM6 65H7V64H6ZM21 65H22V64H21ZM70 65H72V64H70ZM73 65H76V64L73 63ZM127 65H128V64H127ZM135 65H136V64H135ZM0 66H1V65H0ZM8 66H10V65H7L6 68H7ZM18 66H20V64H18ZM18 66H17V68H18ZM22 66H23V65H22ZM22 66H21V67H22ZM65 66H66V65H65ZM133 66H134V65H133ZM147 66H149V65H147ZM177 66H178V65H177ZM239 66H240V65H239ZM248 66H249V64H248ZM252 66H253V65H252ZM261 66H263V67L261 68ZM3 67H4V66H3ZM3 67H1V68H3ZM21 67H20V68H21ZM26 67H27V66H26ZM69 67H70V66H69ZM69 67H68V68H69ZM130 67H132V66H130ZM130 67H129V68H130ZM136 67H137V66H136ZM138 67H139V65H138ZM182 67H183V66H182ZM186 67H187V66H186ZM37 68L39 69V67H37ZM71 68H72V67H71ZM71 68H70V69H71ZM134 68H135V66H134ZM134 68H133V69H134ZM140 68H141V67H140ZM180 68H181V66H180ZM188 68H189V67H188ZM244 68H245V67H244ZM26 69H27V68H26ZM42 69L37 70V71H41V72H42ZM70 69H69L68 71H70ZM72 69H73V68H72ZM135 69H136V68H135ZM184 69H185V68H184ZM238 69H241V68H238ZM245 69H246V68H245ZM245 69H244V70H245ZM13 70H14V69H13ZM16 70H17V69H16ZM20 70H21V69H20ZM24 70H25V69H24ZM28 70H29V69H28ZM76 70H77V69H76ZM129 70H130V69H129ZM254 70H255V69H254ZM26 71H27V70H26ZM65 71H66V70H65ZM72 71H73V70H72ZM133 71H134V70H132V72H133ZM152 71H153V70H152ZM182 71H183V70H182ZM182 71H181V72H182ZM238 71H240V70H238ZM241 71H242V70H241ZM241 71L237 73L238 76H239L240 73L243 72V71H242V72H241ZM251 71H252V70H251ZM15 72H16V71H15ZM34 72H35V70H34ZM41 72H40V74H42ZM81 72H82V71H81ZM135 72H136V71H135ZM178 72H179V71H178ZM252 72H253V71H252ZM252 72H250V70H249V73L247 72L248 75H246L247 73H243V74H241L242 80H243V75H244V74H245V77H246V79H247V76L249 77V74H252ZM259 72H258V75H259V76H258V75H257V76L259 77L258 79L261 80V78H260V74L263 73V72H261V73H259ZM67 73H69V72H67ZM67 73H65V74H67ZM72 73H73V72H72ZM72 73H71V74H72ZM77 73H78V72H77ZM115 73H116V72H115ZM154 73H155V71H154ZM253 73H255V75H256V72H253ZM33 74H34V73H33ZM33 74H32V75H33ZM37 74H38V73H37ZM150 74H152V72H151ZM155 74H156V73H155ZM178 74H179V73H178ZM203 74H204V73H203ZM2 75H3V74H2ZM2 75H0V76H1L0 79L2 78ZM9 75H10V74H8L7 76H9ZM11 75H12L13 77H10L8 80L5 79V80H7V83H8L7 85H9V86H8L9 89L11 88V86H12V84L15 82V80H17V78L14 76L15 73H14V75L11 73ZM27 75H28V74H27ZM32 75H31V76H32ZM38 75H39V74H38ZM38 75H37V76H38ZM42 75H43V74H42ZM42 75L40 76V79H44V78L42 77ZM76 75H77V74H76ZM83 75H86V74H83ZM116 75H117V74H116ZM152 75H154V74H152ZM209 75H210V74H209ZM215 75H216V73H215ZM253 75H254V74H253ZM7 76H6V77H7ZM67 76H70V74L67 75ZM113 76H114V75H113ZM150 76H151V75H150ZM183 76H184V75H183ZM205 76H206V75H205ZM257 76H255V77H256V78H255V81L258 80V79H257ZM262 76H263V75H262ZM18 77L20 78L21 76H18ZM24 77H25V76H24ZM34 77L36 78V76L33 75V78H34ZM38 77H39V76H38ZM44 77H45V76H44ZM59 77H60V76H59ZM82 77H83V76H82ZM89 77H90V76H89ZM92 77H94V76H92ZM207 77H208V76H207ZM241 77L239 76V79H240ZM245 77H244V80H246ZM250 77H253V76L250 75ZM3 78H5V75L3 76ZM3 78H2V80H3ZM19 78H18V79H19ZM27 78H29V75H28ZM27 78H26V80H27ZM57 78H56V79H57ZM70 78H71V77H70ZM109 78H110V76H109ZM193 78H196V77H193ZM208 78L210 79V76H209ZM220 78H221V77H220ZM234 78H235V77H234ZM20 79H21V78H20ZM36 79H37V78H36ZM60 79H61V78H60ZM60 79H57V80L60 81ZM63 79H64V78H63ZM68 79H69V78H68ZM79 79H81V78H79ZM86 79H88V80L90 81L89 78H86ZM86 79H85V80H86ZM100 79L102 80V78H100ZM100 79H99V77H98V80H100ZM186 79H187V78H186ZM251 79H253V78H251ZM262 79H263V78H262ZM22 80H23V76H22ZM29 80H30V78H29ZM45 80H47L46 77H45ZM45 80H44V81H45ZM64 80H65V79H64ZM88 80H86V81H88ZM92 80H93V79H92ZM92 80H91V81H92ZM109 80H110V79H109ZM190 80H192V78H191ZM207 80H208V79H207ZM210 80H211V79H210ZM210 80H209V82H210ZM220 80H221V79H220ZM249 80H250V78H248V80H246V81H249ZM23 81H24V80H23ZM27 81H28V80H27ZM49 81H50V80H49ZM62 81H63V80H62ZM89 81H88V83H89ZM91 81H90V82H91ZM94 81H95V80H94ZM107 81H108V77H107L106 82H107ZM177 81H179V80H177ZM240 81H241V80H240ZM4 82H5V81H4ZM17 82L19 83V81H17ZM17 82H16V83H17ZM32 82H33V79H32ZM55 82H56V81H55ZM104 82H105V81H104ZM108 82H109V81H108ZM111 82H112V81H111ZM209 82H207V83H209ZM242 82H243V81H242ZM5 83H6V82H5ZM23 83H24V82H23ZM26 83H29V82H26ZM48 83H49V82H48ZM50 83H51L52 85H54L53 82H50ZM82 83H83V80L81 81V84H82ZM84 83H86V82H84ZM84 83H83V84H84ZM113 83H114V82H113ZM237 83H238V81H237ZM259 83H260V82H259ZM259 83H258V84H259ZM30 84H36V83H30ZM43 84H45V83H43ZM51 84H50V87L48 86L49 89H50L51 86H52ZM56 84H57V82H56ZM59 84H60V83H59ZM103 84H104V83H103ZM111 84H112V83H111ZM117 84H118V83H117ZM122 84H124V83H122ZM134 84H135V83H134ZM145 84H146V82H145ZM0 85H1V84H0ZM7 85H6V86H7ZM45 85H46V84H45ZM45 85H44V88L46 87ZM48 85H49V84H48ZM57 85H58V84H57ZM92 85L94 86V82H93ZM105 85H106V84H105ZM109 85H110V84H109ZM119 85H120V84H119ZM119 85H118V86H119ZM125 85H126V84H125ZM128 85H129V84H128ZM128 85H127V86H128ZM149 85H151V84H149ZM204 85H205V84H204ZM206 85H207V84H206ZM216 85H218V83H216ZM225 85H226V84H225ZM237 85H238V84H237ZM237 85H236V86H237ZM262 85H263V84H262ZM4 86H5V85H4ZM25 86H26V85H25ZM28 86H30V85H28ZM28 86H27V88H30V87H28ZM55 86H56V85H55ZM55 86H54V87H55ZM116 86H117V85H116ZM133 86H134V85H133ZM153 86H154V84H153ZM155 86H156V85H155ZM155 86H154V88H155ZM178 86H179V85H178ZM207 86H208V85H207ZM207 86H206V87H207ZM218 86H219V85H218ZM218 86H216V87L218 88ZM8 87H6L5 89H8ZM42 87H43V86H42ZM54 87L52 86V88H54ZM88 87H89V86H88ZM119 87H121V86H119ZM119 87H118V88H119ZM124 87H125V86H124ZM135 87H136V86H135ZM147 87H148V86H147ZM151 87H152V85H151ZM151 87H150V88H151ZM173 87H176V86H173ZM216 87H215V88H216ZM227 87H228V86H227ZM257 87H258V86H257ZM261 87H262V86H261ZM3 88H4V87H3ZM12 88H13V87H12ZM14 88H15V86H14ZM24 88H26V87H24ZM27 88H26V89H27ZM79 88H80V87H79ZM98 88H99V87H98ZM103 88H104V87H103ZM122 88H123V86H122ZM138 88H139V87H138ZM150 88H149V89H150ZM162 88H163V87H162ZM171 88H172V87H171ZM207 88H208V87H207ZM207 88H206V89H207ZM213 88H214V87H213ZM224 88H225V87H224ZM5 89H4V90H5ZM9 89H8V90H9ZM26 89H25V90H24V89H21L20 91L23 90V91H25L24 93L26 94V92H28V91H26ZM30 89H31V88H30ZM81 89H82V88H81ZM96 89H97V88H96ZM96 89H93V90H96ZM110 89H111V88H110ZM115 89H116V88H115ZM131 89H134V87L131 88ZM140 89H142V88H140ZM144 89H145V88H144ZM146 89H147V88H146ZM156 89H157V87H156ZM163 89H164V88H163ZM178 89H180V88H177V87H176V91H177ZM181 89H182V88H181ZM181 89H180V90H181ZM186 89H187V88H186ZM186 89H185V90H186ZM188 89H189V88H188ZM4 90H3V91H4ZM8 90H7V91H8ZM41 90H42V91H43V90L45 91L46 89H41ZM41 90H40V94H42ZM52 90H53V89H52ZM104 90H105V89H104ZM104 90H103V92H101V93H104ZM111 90H112V89H111ZM120 90H121V89H120ZM120 90H119L118 92H121ZM124 90H125V89H124ZM127 90H128V88H127ZM136 90H137V89H136ZM159 90H160V89H159ZM172 90H175V89L172 88ZM172 90H171V91H172ZM226 90H227V89H226ZM7 91L5 90L6 94H9ZM23 91H22V92H23ZM89 91H90V87H89ZM98 91H99V90H98ZM148 91H149V90H148ZM148 91H147V92H148ZM152 91H153V90H152ZM152 91H149L148 93H145L146 95H144L143 92L141 93L143 97H145V96H148V97H149V96H150V98L147 97L148 100L145 99V102H144V103H146L147 101H149V102H148V103H149V106L146 105V107L148 106L150 109H151V107H152V106H150V105H151V104L154 105V101H155L154 99H157V97H155V93H154V98H151V96L153 97V95H150V94H153ZM178 91H179V90H178ZM178 91H177V93L179 94V96H178V94H176V95H177V97H179V98L181 99L182 96H180V95H184V94H182V93H183V92L185 93V91L182 92V90H181V91H180L181 94H180ZM210 91H211V90H210ZM213 91H215V90H213ZM213 91H211L212 94L214 93ZM5 92H4V93H5ZM9 92H11V91H9ZM36 92H37V91H36ZM53 92H54V91H53ZM53 92H52V93H53ZM110 92H111V91H110ZM118 92H117V93H118ZM125 92H126V93H127V92L129 93V91H126V90H125ZM130 92H132V91L130 90ZM133 92L136 93V91H133ZM133 92H132V95L135 96V95H134L135 93L133 94ZM145 92H146V90H145ZM150 92H151V93H150ZM160 92H161V91H160ZM160 92L157 93V96H158V97H161V96H162V92H161V93H160ZM164 92H165V91H164ZM164 92H163V96H164ZM173 92H174V91H173ZM173 92H172V93H173ZM211 92H208V93H211ZM221 92H225V90H222ZM20 93H21V92H20ZM87 93H88V91H87ZM90 93H92V92H89V95L91 96ZM101 93H100V95H101ZM105 93H106V91H105ZM113 93H114V92H113ZM117 93H115V94H117ZM137 93H140V92H137ZM165 93H167V95H168V93H170V92H165ZM174 93H176V92H174ZM174 93L172 94L173 97H175ZM215 93H216V91H215ZM215 93H214V94H215ZM217 93H218V92H217ZM217 93H216V95H217ZM219 93H220V92H219ZM28 94H29V93H28ZM28 94H27V95H28ZM40 94H39L38 97L41 96ZM43 94H45V92H44ZM46 94H47V93H46ZM50 94H51V93H50ZM82 94H83V93H82ZM92 94H93V93H92ZM95 94L97 95V93H95ZM95 94H93V95H95ZM108 94H109V90H108ZM115 94H114V95H115ZM121 94L124 95V97H125V93H123V90H122V92L120 93V96H122ZM141 94H139V97L141 96ZM147 94H149V95H147ZM160 94H161V95H160ZM170 94H171V93H170ZM185 94H187V92H186ZM1 95L4 96L2 93H1ZM17 95H18V93H17ZM22 95H23V98H24V94H22ZM29 95H30V94H29ZM37 95H38V94H37ZM93 95H92V97L94 98ZM100 95H99V92H98V95L95 96V98L98 99L97 97L100 96ZM102 95H103V94H102ZM105 95H106V94H105ZM110 95H111V94H110ZM110 95H109V96H110ZM159 95H160V96H159ZM216 95H215V96H216ZM218 95H219V94H218ZM20 96H21V94H20ZM33 96H34V95H33ZM46 96L48 97L49 95H46ZM50 96H51V98H52V95H50ZM90 96H87V98H86V97H85V98L89 101L88 97L90 98ZM112 96H113V95H112ZM116 96H119V95H116ZM120 96H119V97H120ZM133 96H131V95H128V96H127V95H126V98L129 97L128 99H130V98L133 97ZM142 96H141V97H142ZM163 96H162L161 98H163ZM165 96H166V94H165ZM168 96H169V95H168ZM170 96H171V95H170ZM21 97H22V96H21ZM38 97H37V98H38ZM42 97H44V96L42 95ZM42 97H41V99H43ZM68 97H69V96H68ZM92 97L90 98V100L92 99ZM113 97H114V96H113ZM113 97H112V98H113ZM119 97H118V98H119ZM122 97H123V96H122ZM122 97H121V100H122ZM135 97H136V96H135ZM143 97H142L141 99H143ZM184 97H185V99L183 98L184 100H187V99L190 100V98H187V97H188L187 95H186V96L184 95ZM218 97H219V96H217V99H218ZM13 98H14V97H13ZM16 98H17V97H15V99H16ZM19 98H20V97H19ZM19 98L16 99V100H19ZM28 98H30V96H29ZM32 98H33V97H32ZM37 98H36V99H37ZM44 98H45V97H44ZM51 98H49V99H51ZM63 98H64V97H63ZM76 98H77V97H76ZM102 98H103V96H102ZM104 98L107 99L106 97H104ZM109 98H110V97H109ZM112 98H110V99H112ZM136 98H138V95H137ZM179 98H176V100H177V99L179 100ZM33 99H35V98H33ZM33 99H31V100H33ZM46 99H47V98H46ZM59 99H60V98H58V100H59ZM78 99H79V98H78ZM86 99H85V100H86ZM96 99H94L93 102L96 103ZM99 99H100V101H101V98H99ZM110 99H109V101H110ZM113 99H114V98H113ZM116 99H117V98H116ZM116 99H114V101H115ZM138 99H139V98H138ZM150 99H151V101H150ZM166 99H167V102H168V98H166V97H165V99H163V100L166 101ZM241 99H242V98H241ZM13 100H14V99H13ZM25 100H28V99L25 98ZM39 100H40V99H39ZM52 100H53V99H52ZM54 100H55V98H54ZM61 100H62V99H61ZM72 100H73V99H72ZM74 100H75V99H74ZM76 100H77V99H76ZM82 100H83V99H82ZM136 100H137V99H136ZM146 100H147V101H146ZM157 100H158V99H157ZM170 100H171V97H170ZM176 100H175V101H176ZM178 100H177V102H178V104H179V102H180L181 106H179L180 108H179V107H177V108H178L179 111H180L181 107H182V108H185V106H182V104L187 106V102H188L189 100H187V101H184V100H182V99L179 100V101H178ZM14 101H15V100H14ZM28 101H29V100H28ZM28 101H27V102H28ZM36 101H37V100H36ZM36 101H35V102H36ZM47 101H48V100H47ZM56 101H57V100H56ZM56 101H55V102H56ZM124 101H125V99L123 100V102H124ZM130 101H131V102H130ZM130 101H129V100L127 101V102H130V103H129L130 106L128 105V103H127V105H128V107L132 108V107H131V104H133V103H132L133 99L130 100ZM143 101H144V99H143ZM143 101L139 99V102H143ZM182 101H184L186 104L183 103ZM240 101H242V100H240ZM20 102H22V101L20 100ZM31 102H32V101H31ZM35 102H34V103H35ZM48 102H49V101H48ZM48 102H47V103H48ZM58 102H59V101H58ZM91 102H92V101H91ZM98 102H99V101H97V103H98ZM116 102H118V101H116ZM120 102H121V101H120ZM123 102H121V103H122V105L124 106V105L126 104V102H125V103H123ZM133 102H134V105H135V101H133ZM136 102H138V100H137ZM158 102H159V101H158ZM158 102L156 101L157 106L159 105ZM170 102H171V101H169V103H170ZM230 102H231V101H230ZM234 102H235V101H234ZM236 102H237V101H236ZM10 103H12V105H13V102H10ZM10 103H8V104H10ZM14 103H15V102H14ZM18 103H19V102H18ZM22 103H23V102H22ZM34 103H33V104H34ZM40 103H42V102L39 101V104H40ZM59 103H60V102H59ZM59 103H58V104H59ZM77 103H78V102H77ZM83 103H84V105H85L87 102L84 101ZM103 103H104V102L101 101V103H100V104L98 103V104L101 105V104H103ZM105 103H106V102H105ZM112 103H113V102H112ZM144 103H143V105H144ZM148 103H147V104H148ZM171 103L174 104L173 101H172ZM192 103H193V102H190V104L188 103V107L192 106L191 108L193 109V105H192ZM15 104H17V103H15ZM15 104H14V106H15ZM26 104H27V103H26ZM31 104H32V103H29V102H28V105H31ZM43 104H44V103H43ZM45 104H46V103H45ZM51 104H52V103H50V106H51ZM88 104H91V103L89 102ZM98 104H97L96 107H99ZM106 104H107V105H110L111 102H109V104H108V103H106ZM106 104H105V107H104V104H103V106L101 105L102 108H99V109H101V111H102L103 108H104V109H105V108H108ZM118 104H119V103H118ZM138 104H139V103H138ZM141 104H142V103H141ZM141 104H140V105H141ZM160 104H161V103H160ZM163 104H164V103H163ZM163 104H162V105H163ZM178 104H177V105H178ZM1 105H2V104H0V106H1ZM5 105H7V104H5ZM17 105H18V104H17ZM22 105H25V103L22 104ZM36 105H37V103H36ZM48 105H49V103H48ZM48 105H47V106H48ZM52 105H53V104H52ZM67 105H68V104H67ZM92 105H93V106H92ZM92 105H90V108L92 107V109H93L92 111H95V109L93 108V107H94V104H92ZM113 105H114V104H113ZM119 105L121 106V104H119ZM140 105L138 106V107H139L138 109L141 111V108H142V107L140 108ZM164 105H165V104H164ZM7 106H9V105H7ZM14 106H13V107H14ZM19 106H20V105H19ZM40 106H41V105H40ZM40 106H39V107H40ZM50 106H49V107H50ZM54 106H55V104H54ZM60 106H61V105H60ZM78 106H79V105H78ZM132 106H133V105H132ZM154 106H156V105H154ZM157 106H156L155 111L158 110V109H157V108H158ZM165 106H166V105H165ZM5 107H6V106H5ZM9 107H11V106H9ZM22 107H23V106H22ZM24 107L26 108V106H24ZM27 107H28V106H27ZM29 107H31V109H33V108L35 107V105H34V107H32V106H29ZM39 107H38V108H39ZM43 107H44V106H43ZM43 107H42V108H43ZM81 107H82V105H81ZM81 107H80V108L77 107V108L81 110ZM88 107H89V106H88ZM109 107L111 108V105H110ZM112 107H113V106H112ZM114 107H115V106H114ZM121 107H122V106H121ZM128 107H126V109H127ZM135 107H137V104L135 105ZM174 107H176V106H174ZM174 107H173V108H174ZM194 107H195V106H194ZM17 108H20V107H17ZM17 108H16V106H15V110H13L14 108H12V110H13V111H16ZM35 108L37 109V107H35ZM45 108H47V107H45ZM57 108H61V107H56V109H57ZM84 108H86V107H84ZM110 108H108V111H109ZM133 108H134V106H133ZM133 108H132V109H133ZM143 108H144V106H143ZM149 108H148V109H149ZM154 108H155V107H154ZM159 108H160V105H159ZM167 108H168V107H167ZM169 108L171 109L172 106H170ZM191 108H190V109H191ZM6 109H7V107H6ZM9 109H10V108H9ZM26 109H27V108H26ZM36 109H35V113H36ZM43 109H44V108H43ZM82 109H83V108H82ZM97 109H98V108H97ZM122 109H123V108H122ZM132 109H131V110H132ZM138 109L134 108V111H137ZM144 109H145V110H144ZM144 109H142V110H144L143 112H144V113L147 112V113H145V115H147V117L149 118V115H148L149 111H146V108H144ZM148 109H147V110H148ZM161 109H162V108H161ZM174 109H175L176 111L178 110V109H176V108H174ZM185 109H187V108H185ZM192 109H191V111H192ZM195 109H196V107H195ZM200 109H201V108H200ZM200 109H199V110H200ZM203 109H204V108H202V111L200 110V112H203ZM205 109H206V108H205ZM240 109H242V108H240ZM10 110H11V109H10ZM21 110H22V109H20V111H21ZM23 110H25V109H23ZM29 110H30V109H29ZM33 110H34V109H33ZM33 110H32V112H34ZM37 110H38V109H37ZM66 110H67V109H66ZM88 110H89V109H88ZM113 110H114V108H113ZM115 110H116V109H115ZM120 110H121V108H120ZM131 110H130V111H131ZM139 110H138V114H139ZM175 110H174V111H175ZM238 110H239V109H238ZM246 110L249 111L250 108H249V110L246 108ZM246 110H245V111H246ZM0 111H1V110H0ZM3 111L5 112V109H2L1 113H2ZM7 111H9V110H7ZM13 111H12V112H13ZM17 111H18V110H17ZM40 111H44V110L41 109ZM47 111H49V110H47ZM47 111H45L44 113H46ZM67 111H68V110H67ZM67 111L65 112V114L67 113ZM70 111H72V109H71ZM75 111H76V113H77V110H75ZM85 111L87 112L86 109H85ZM110 111L112 112V110H110ZM170 111H172V110H170ZM195 111L197 112V110H195ZM212 111H213V109H212ZM212 111H211V112H212ZM239 111H240V112H237V110H236V112H234V113H239V115H240V114H241V110H239ZM242 111H243V110H242ZM256 111H257V110H256ZM18 112H19V111H18ZM55 112H56V110H55ZM60 112H61V111H60ZM121 112H122V110H121ZM143 112H142V113H143ZM150 112H151V110H150ZM159 112H160V111H159ZM159 112H158V114H159ZM183 112H184V111H183ZM193 112H194V109H193ZM193 112H192V113H193ZM196 112H194V113L196 114ZM218 112L220 113V111H218ZM218 112H217V116H218ZM230 112H232V111H230ZM10 113H11V112H10ZM10 113H9V114H10ZM16 113H17V112H16ZM23 113H25V112H23ZM30 113H31V112H30ZM39 113H40V112H37V114H39ZM49 113L51 114V112H49ZM52 113H53V112H52ZM58 113H59V112H58ZM58 113H57V114H58ZM68 113H70V112H68ZM83 113H84V111H83ZM101 113H103V112H101ZM104 113H105V112H104ZM109 113H110V112H109ZM130 113H131L132 115H134L136 112H134V113L130 112ZM142 113H140V116L143 117V118L145 117L144 119L141 118V120H143V122H144V121L146 120V116H144ZM171 113H172V112H171ZM171 113H170V114H171ZM175 113H176V112H175ZM177 113H178V112H177ZM185 113L188 114V113H190V112L187 111V112H185ZM185 113H183V114H185ZM203 113H204V112H203ZM203 113L199 114V112H198L197 114H198L199 116H197V117H200V115L202 116ZM215 113H216V112H215ZM234 113H233V115H234ZM257 113H258V112H257ZM259 113H261V112H259ZM11 114H12V113H11ZM21 114H22V113H21ZM27 114H28V112H27ZM32 114H34V113H32ZM32 114H31V115H32ZM41 114H42V113H41ZM50 114H49V116H51ZM53 114H54V113H53ZM62 114H63V113H62ZM74 114H75V113H74ZM77 114H78V113H77ZM90 114H91V113H90ZM98 114H99V112H98ZM107 114H108V113H107ZM111 114H112V113H111ZM111 114H110V115H111ZM114 114H115V113L113 112V116H114ZM118 114H119V113H118ZM128 114H129V113H128ZM141 114H142V115H141ZM165 114H166V118H168V117H167V114L169 115V112H168V113H165ZM165 114H164V115H165ZM183 114H182V116H183ZM186 114H185V115H186ZM210 114H211V113H210ZM220 114H221V113H220ZM224 114L226 115V113H224ZM228 114H229V113H228ZM243 114H244V111H243ZM246 114H247V112H246ZM2 115H3V113H2ZM5 115H6V114H5ZM12 115H13V114H12ZM12 115H11V116H12ZM14 115L16 116L15 113H14ZM17 115H19V114H17ZM31 115H29V116H31ZM45 115H46V114H44V117H45ZM59 115H60V113H59L58 115H56V117H58ZM72 115H73V114H72ZM79 115H80V113H79ZM86 115H87V116L89 115L88 112L86 113ZM91 115H93V114H91ZM99 115H100V114H99ZM103 115H104V114H103ZM124 115H125V114H124ZM152 115H153V114H152ZM152 115L150 114V119H151V120H152V118H151ZM173 115H174V114H173ZM177 115H178V114H177ZM188 115H190V114H188ZM193 115H194V114H193ZM239 115H238V120L240 119V118H239ZM241 115H242V114H241ZM256 115H257V114H256ZM256 115H254V117H256ZM19 116H20V117H19ZM19 116H18V117L21 118V116H23V115H19ZM24 116H25V115H24ZM39 116H40V115H39ZM62 116H63V115H62ZM64 116H65V115H64ZM75 116H76V114H75ZM80 116H81V115H80ZM82 116H84V115H82ZM89 116H90V115H89ZM105 116H106V115H105ZM121 116H122V115H121ZM127 116H128V115H127ZM191 116H192V115H191ZM203 116H204V115H203ZM230 116H231V115H230ZM234 116H237V115H234ZM234 116H233V117H234ZM249 116H250V114H249ZM261 116L263 117V115H261ZM2 117H3V116H2ZM6 117H7V115H6ZM9 117H10V115H9ZM18 117L16 116L15 119H17ZM25 117L29 118L28 116H25ZM25 117H24V119H25ZM32 117H33V116H32ZM32 117H30V118L32 119ZM37 117H38V115H37ZM37 117H35V118H37ZM59 117H60V116H59ZM69 117H70V115H69ZM98 117H99V116H98ZM106 117H107V116H106ZM118 117H119V116H118ZM124 117H126V116H124ZM130 117H131V120L134 118V116H131V115H130ZM161 117H162V116H161ZM177 117L179 118V115H178ZM207 117H208V116H207ZM215 117H216V116H215ZM223 117H224V118H227V117H225V116H223ZM228 117H229V115H228ZM233 117H231V118H233ZM251 117H252V115H251ZM12 118H13V117H12ZM19 118H18V119H19ZM42 118H43V116H42ZM51 118H53V117H51ZM60 118H61L62 121H63V117H60ZM67 118H68V117L66 116V120H67ZM70 118H71V117H70ZM72 118H73V116H72ZM83 118H84V117H83ZM104 118H105V117H104ZM108 118H109V116H108ZM122 118H123V117H122ZM135 118H136V117H135ZM170 118H171L170 120H172V117H171V116H170ZM193 118H194V117H193ZM201 118H202V117H201ZM201 118H200V119H201ZM209 118H210V117H209ZM246 118H248V117H246ZM260 118H261V117H260ZM0 119H2V118H0ZM3 119H4V118H3ZM3 119H2V120H3ZM7 119H8V118H7ZM9 119H10V118H9ZM15 119H14V120H15ZM24 119H23V121H24ZM31 119H30V120H31ZM33 119H34V118H33ZM40 119H41V118H40ZM43 119H44V118H43ZM79 119H80V118H79ZM84 119H85V118H84ZM84 119H82V120H84ZM87 119H88V118H87ZM105 119H106V118H105ZM109 119H110V118H109ZM112 119L114 120V118H112ZM129 119H130V118H129ZM129 119H127V120L129 121ZM159 119H160V118H159ZM168 119H169V118H168ZM168 119L165 120V124L167 125V126H166V130H167V128H168V127L170 126V124H171V123L168 124V123H169V120H168ZM176 119H177V118H176ZM200 119H198V121H200ZM205 119H206V117H205ZM211 119H212V118H211ZM45 120H46V117H45ZM45 120H44V121H45ZM51 120H52V119H51ZM76 120H77V119H76ZM93 120H94V118H93ZM101 120H102V119H101ZM151 120H148V121H146L145 123H149V121H150V123H151V122H152ZM160 120H162V119H160ZM180 120H183L182 117H181ZM185 120H186V119H185ZM207 120H208V119H207ZM219 120H221L220 117H219ZM222 120H224V119L222 118ZM230 120H231V119H230ZM236 120H237V119H236ZM253 120H254V119H253ZM253 120H252V121H253ZM12 121H13V119H12ZM12 121H11V123H12ZM19 121H20V120H19ZM19 121L17 122V123H18V126H20L19 123H21V122H19ZM26 121H27V120H26ZM39 121H40V120H39ZM47 121H48V119H47ZM49 121H50V118H49ZM57 121H58V119H57ZM57 121H55V119H53V123L55 122V124H53L52 122H51V123H52L53 125H56V122H57ZM71 121H72V120H71ZM86 121H87V120H86ZM97 121H98V120H97ZM103 121H104V120H103ZM103 121H102V122H103ZM128 121H127V122H128ZM162 121L164 122V118H163ZM176 121H178V120H175V124H176ZM183 121H184V120H183ZM6 122H7V120H6ZM8 122H9V121H8ZM45 122H46V121H45ZM64 122H65V121H64ZM80 122H81V121H80ZM83 122H84V121H83ZM94 122H95V121H94ZM108 122H109V120H108ZM114 122H115V121H114ZM114 122H113V124H114ZM121 122H122V121H121ZM160 122H161V121H160ZM163 122H162L161 124H163ZM171 122H172V121H171ZM173 122H174V121H173ZM173 122H172V123H173ZM179 122H180V121H179ZM181 122H182V121H181ZM189 122H191V120H189L188 123H189ZM202 122H203V121H202ZM220 122H221V121H219L218 125L220 126V130H222L223 128L221 129V126L223 127V125H224L225 123L222 122V125H221ZM236 122H237V121H236ZM238 122H240V121H238ZM17 123H16V124H17ZM22 123H24V122H22ZM25 123H26V125H27V122H25ZM30 123H31V122H30ZM34 123H36V122H34ZM37 123L39 124V122H37ZM42 123H43V121H42ZM57 123H58V126H59V124H60V126L62 127L60 121L57 122ZM65 123H66V122H65ZM65 123H64V124H65ZM68 123H69V122H68ZM78 123H79V122H78ZM81 123H82V122H81ZM86 123H87V122H86ZM86 123H85V124H86ZM99 123H100V122H99ZM111 123H112V122H111ZM115 123H117V122H115ZM118 123H120V122H118ZM125 123H126V122H125ZM138 123H139V121H138ZM145 123H144V124H145ZM156 123H159V122H156ZM193 123L195 124V122H193ZM193 123H191V125H193ZM197 123H198V122H197ZM203 123H204V122H203ZM208 123H209V125H210V122H209V121H208ZM211 123H214V119H213V121H212ZM2 124H4L3 121H2ZM28 124H29V122H28ZM44 124H45V123H44ZM47 124H48V123H47ZM52 124H51L50 126L48 125L49 128H50V130L53 128V127H52ZM69 124H70V123H69ZM69 124H68V126H69ZM75 124H76V121H75ZM82 124H84V123H82ZM96 124H97V123H96ZM106 124H107V121H106ZM121 124H122V123H121ZM123 124H124V123H123ZM153 124H154V123H153ZM173 124H174V123H173ZM173 124H172V125H173ZM175 124H174V126L178 127V129H180V130L183 129V130H184L183 127L181 128V126H182L183 124L180 126V128H179V125H180L179 123H177L178 126L175 125ZM185 124H186V123H185ZM214 124H215V123H214ZM238 124H240V123H238ZM26 125H25V126H26ZM29 125H30V124H29ZM33 125H34V124H33ZM40 125H41V124H40ZM78 125H79V124H78ZM90 125H91V124H90ZM111 125H112V124H111ZM111 125H110V126H111ZM124 125H125V124H124ZM140 125H142V124H140ZM145 125H146V124H145ZM155 125H156V124H155ZM189 125H190V124H189ZM240 125H241V124H240ZM240 125H239V126H240ZM0 126H2V125H0ZM7 126H8V125H7ZM9 126H10V124H9ZM16 126H17V125H16ZM18 126H17V127H18ZM25 126H24V127H25ZM27 126H28V125H27ZM27 126H26V128H27ZM58 126H57V127L55 126V128L58 129ZM70 126H71V125H70ZM72 126H73V125H72ZM72 126H71V127H72ZM76 126H77V124H76ZM76 126H75V127H76ZM96 126H97V125H95V127H96ZM103 126H104V125H103ZM121 126H122V125H121ZM184 126H185V125H184ZM187 126H188V125H187ZM196 126H197V125H196ZM206 126H207V124H206ZM212 126H213V125H212ZM239 126H238V127H239ZM5 127H6V126H4V128H5ZM30 127H31V126H30ZM30 127H28V128H30ZM45 127H47L46 124H45ZM45 127H44V128H45ZM63 127H64V125H63ZM71 127H70V128H71ZM79 127H80V126H79ZM81 127H82V126H81ZM112 127H113V126H112ZM115 127H116V126H115ZM127 127H128V126H127ZM149 127H150V126H149ZM155 127H156V126H155ZM188 127H189V126H188ZM199 127H200V126H199ZM199 127H198V128H199ZM0 128H1V127H0ZM13 128H14V127H13ZM18 128H19V127H18ZM42 128H43V125H42ZM68 128H69V127H68ZM70 128H69V129H70ZM76 128H77V127H76ZM96 128H97V127H96ZM99 128H100V127H99ZM108 128H110V127H108ZM113 128H114V127H113ZM113 128H112L113 131H114V129H115V130L117 129V128H114V129H113ZM129 128H130V127H129ZM140 128H141V126H140ZM146 128H147V127H146ZM164 128H165V126H164ZM164 128L162 129L163 131H161V130H159V131H160L161 133L163 132L162 134L165 135L164 132H166V130L164 131ZM174 128H175V127H174ZM174 128H173V130H172V133H173V135H174V133H175V135H176L177 132L174 131ZM206 128H207V127H206ZM240 128H241V127H240ZM1 129H2V128H1ZM9 129H10V127H9ZM9 129H8V130H9ZM11 129H12V128H11ZM61 129H62V128H61ZM63 129H64V128H63ZM65 129H66V128H65ZM73 129H75V128H73ZM125 129H126V128H125ZM134 129H137L136 125H135ZM144 129H145V128H144ZM147 129H148V128H147ZM154 129H155V128H154ZM154 129H153V130H154ZM160 129H161V128H160ZM175 129L178 130L177 128H175ZM200 129H201V128H200ZM216 129H217V128H216ZM236 129H237V128H236ZM4 130H5V129H4ZM18 130H19V129H18ZM25 130H26V129H25ZM25 130H24V131H25ZM27 130H28V129H27ZM42 130H44V129H41V128H40V131H41V132H42ZM54 130H55V129H54ZM70 130H71V129H70ZM88 130H90V127H89ZM106 130H107V128H106ZM118 130H119V129H118ZM130 130H131V128H130ZM130 130H129V131L127 130V133H128V134H129ZM137 130H138V129H137ZM141 130H143V129H141ZM145 130H146V129H145ZM148 130H149V129H148ZM150 130H151V132H152L150 138L147 136V137H148V140H149V143H148V141H144V143H143V142H141V143L139 142L140 145H136V143L139 144V143L137 142V139H138L137 137H139V136L141 135V133H139L138 131H134V130H133L134 132L132 131V136H131V138H130L129 135H126V133L122 132V127H121V129L119 130L120 132H122V133H120L121 135H117L119 132H118L117 134H115V133L113 134V132H112L111 135H110V139H111L112 137H113L112 139H114V135H115V140H114V141H115L116 143L112 140V142H114V144H117V145H118L119 142L122 144L121 141H122V140H123V141L125 140V144H127V143L129 142L128 145H127V148H131V146H132V148H134L135 146H137V148H138V147L140 146L138 149H136V147H135V150H136V151H135V150L133 151V153H134V152H135V153L137 152L136 154H134L135 156L137 155V157L134 158V159H138L139 157H141V158L143 159L144 156H150V155L152 154V152H153V150H154V147H155V144H156L157 140H158V142L161 141V142H163V143H164V142L166 143V141H168V140H167L168 136L166 137L167 133H166V135H165V138H163V140H162V139H159V138L157 137L158 134H159L158 132L156 133L155 131H152V129H150ZM155 130H157V129H155ZM168 130L171 131L170 127H169ZM168 130H167V131H168ZM185 130H186V129H185ZM205 130H206V129H205ZM217 130H218V129H217ZM234 130H235V129H234ZM0 131H1V130H0ZM22 131H23V130H22ZM47 131H48V130H47ZM51 131H52V130H51ZM56 131H57V130H56ZM58 131H61V130H58ZM62 131H63V130H62ZM66 131H67V130H66ZM104 131H105V130H104ZM124 131H125V130H124ZM143 131H144V130H143ZM181 131H182V130H181ZM208 131H209V130H208ZM218 131H219V130H218ZM2 132H3V134L0 133V134H1L0 136H3V139H4V140H6V139L4 138L5 135H6V137H7L8 139H11V138H14V140L17 139V138H18V139H22V140L24 139V138H23V133H22V132H17V131H15V132L13 131L14 133H9V132H8V133H5V131H2ZM44 132H45V131H44ZM48 132H49V131H48ZM52 132H53V131H52ZM89 132H90V131H89ZM110 132H111V131L109 130L108 133H110ZM116 132H117V130H116ZM125 132H126V131H125ZM182 132H183V131H182ZM216 132H217V131H216ZM29 133H30V132H29ZM32 133H33V132H32ZM45 133L47 134V132H45ZM49 133H51V132H49ZM61 133H62V132H60L59 135H66V133H65V134H61ZM67 133H68V131H67ZM130 133H131V132H130ZM172 133H169V137H171V138L173 137ZM180 133H181V132H180ZM218 133H219V132H218ZM40 134H41V133H40ZM40 134H38V136H39ZM46 134H45V135H46ZM52 134H53V133H52ZM91 134H92V133H91ZM98 134H99V133H98ZM104 134H105V133H104ZM112 134H113V136H112ZM122 134H124V136H122ZM29 135H30V134H29ZM47 135H48V134H47ZM55 135H56V134H55ZM102 135H103V133H102ZM116 135H117L118 138L116 137ZM146 135H147V134H146ZM159 135L161 136V138L164 137V136L161 135V134H159ZM170 135H172V136H170ZM216 135H217V134H216ZM36 136H37V135H36ZM41 136H42V134H41ZM41 136H40V137H41ZM50 136H51V135H50ZM57 136H58V133H57ZM105 136H106V135H105ZM111 136H112V137H111ZM120 136H121V137H120ZM141 136H142V135H141ZM141 136H140V137H141ZM32 137H34V136L32 135ZM32 137H31V138H32ZM55 137H56V136H55ZM90 137H91V136H90ZM95 137H96V136H95ZM95 137H92L93 140L95 139ZM97 137H98V135H97ZM99 137H101V135H100ZM140 137H139V139H140ZM0 138H1V137H0ZM34 138H36V137H34ZM34 138H33V139H34ZM43 138H45V137L43 136ZM47 138L50 139V137H47ZM51 138H52V137H51ZM58 138H59V137H58ZM58 138H57V139H58ZM107 138H108V137H107ZM107 138H106V139H107ZM116 138H117V139H116ZM142 138L146 139V138L143 137V136H142ZM214 138H215V137H213V140H214V141H218L216 138H215V139H214ZM1 139H2V138H1ZM37 139H38V137H37ZM37 139H34V140H37ZM40 139L42 140V138H40ZM52 139H53V138H52ZM87 139H88V138H87ZM108 139H109V138H108ZM11 140H13V139H11ZM22 140H21V142H23ZM27 140H28V139H27ZM45 140H46V139H45ZM47 140H48V139H47ZM55 140H56V138H55ZM140 140H142V139H140ZM140 140H139V141H140ZM170 140H171V139H170ZM229 140H230V139H229ZM239 140H240V139H239ZM8 141H10V140H8ZM15 141H16V140H15ZM15 141H14V143H15ZM38 141H39V140H38ZM117 141H119V142H117ZM211 141H212V140H211ZM214 141L212 142L213 144H214ZM241 141H243V140H241ZM25 142H26V140H25ZM45 142H47V141H45ZM45 142H44L43 144H45ZM51 142H52V140H51ZM53 142H54V141H53ZM106 142H109L108 144L111 143L109 140H107ZM126 142H127V143H126ZM145 142L148 143V146L146 145V146L148 147V149L146 148V150H145V148L143 147V146H144L143 144H146ZM220 142H221V141H220ZM224 142H225V141H224ZM227 142H228V140H227ZM2 143H3V142H2ZM5 143H6V142H5ZM5 143H4V144H5ZM19 143H20V142H19ZM33 143H34V142H33ZM36 143H37V142H36ZM38 143H39V142H38ZM38 143H37V144H38ZM40 143H41V141H40ZM54 143H55V142H54ZM84 143H85V142H84ZM86 143L88 144V142H86ZM89 143H90V141H89ZM159 143H160V142H159ZM159 143H157L158 146H161L162 143H160L161 145H160ZM168 143H170V141H169ZM168 143H167V144H168ZM212 143H211V144H212ZM228 143H229V142H228ZM240 143H241V142H240ZM9 144H10V142L8 143V146H9ZM12 144H13V143H11V146H12ZM30 144H31V141H30ZM51 144H52V143H51ZM125 144H124V145H125ZM141 144H142V145H141ZM157 144H156V145H157ZM216 144H218V143L215 142V145H216ZM243 144H244V143H243ZM18 145H19V144H18ZM21 145H24V144H21ZM25 145H27V144H25ZM28 145H29V143H28ZM32 145H33V144H32ZM45 145L47 146V144H45ZM52 145H53V144H52ZM82 145H84V144H82ZM82 145H81V146H82ZM110 145H111V144H110ZM110 145H108V147H109ZM117 145H116V146H117ZM226 145H227V144H226ZM237 145H238V144H237ZM8 146H5V145H4V147H5L4 149H6V147H8ZM16 146H17V144H16ZM16 146L14 145V147H16ZM34 146H36V145H33L32 147H34ZM37 146H39V145H37ZM37 146H36V147H37ZM40 146H41V145H40ZM43 146H44V145H43ZM78 146H79V145H78ZM86 146H88V145H86ZM112 146H113V145H112ZM112 146H110V147H112ZM125 146H126V145H125ZM125 146H124V147H125ZM129 146H130V147H129ZM146 146H145V147H146ZM162 146H163V145H162ZM224 146H225V145H224ZM232 146H233V145H232ZM234 146H235V145H234ZM21 147H22V146H21ZM27 147L29 148V146H27ZM53 147H56V146L54 145ZM57 147H58V145H57ZM106 147H107V145H106ZM106 147H105V148H106ZM142 147H143V148H142ZM156 147H157V146H156ZM163 147H166V148H167L168 146H163ZM226 147H227V146H226ZM0 148H1V146H0ZM8 148H9V147H8ZM8 148H7V149H8ZM47 148H49V147L47 146ZM87 148H88V147H87ZM127 148H124V149L126 150ZM140 148H141V149H140ZM160 148H161V147H160ZM166 148H165V149H166ZM232 148H233V147H232ZM7 149H6V155H7V153H8V152H7ZM15 149H16V148H15ZM21 149H23V148H21ZM24 149H25V147H24ZM31 149H32V148H31ZM31 149H28V151L31 150ZM34 149H35V148H33V150H34ZM38 149H41V147H39ZM50 149H51V148H50ZM56 149H57V148H56ZM56 149H55V150H56ZM84 149H86V148H84ZM111 149H112V148H111ZM155 149H156V151H157V149H159V147H157V148H155ZM1 150H2V149H0V151H1ZM9 150H10V149H9ZM9 150H8V151H9ZM43 150H44V149H43ZM52 150H53V149H52ZM91 150H92V149H91ZM113 150H114V149H113ZM116 150H117V149H116ZM132 150H133V149H132ZM148 150H149V151H148ZM226 150H227V149H226ZM228 150H229V149H228ZM228 150H227V151H228ZM231 150H232V149H231ZM231 150H230V151H231ZM3 151H5V150H3ZM3 151H2V154H3ZM36 151H37V149H36ZM49 151H51V150H49ZM56 151H57V150H56ZM85 151H86V150H85ZM108 151H109V150H108ZM114 151H115V150H114ZM123 151H124V150H123ZM123 151H120V152L122 153ZM126 151H127V150H126ZM130 151H131V149H130ZM146 151H147V155H146ZM156 151H155V153H156ZM159 151H161V150H159ZM159 151H157L158 154L160 153ZM163 151H164V150H163ZM167 151H168V150H167ZM216 151H217V149H216ZM236 151H237V150H236ZM21 152H22V151H20V153H21ZM25 152H26V151H25ZM25 152H24V153H25ZM29 152H30V151H29ZM29 152H27V154H28ZM39 152L43 153V152H42V149H41V151H38V153L36 152L37 154L41 155ZM54 152H55V151H54ZM111 152H112V151L109 152L110 155H111L112 153H114V152H112V153H111ZM148 152H149V153H148ZM214 152H215V150H214ZM223 152H224V151H223ZM11 153H12V152H11ZM11 153H10V155H12ZM15 153H16V152H15ZM17 153H18V151H17ZM17 153H16V155H15L14 153H13V154H14L15 156H17ZM46 153H48V151H46ZM46 153H43V154H45V156H46ZM49 153H51V152H49ZM71 153H72V152H71ZM117 153H118V152H117ZM121 153H120V154H121ZM123 153H124V152H123ZM153 153H154V152H153ZM219 153H220V151H219ZM225 153H226V152H225ZM227 153H228V152H227ZM235 153H236V152H235ZM235 153H234V154H235ZM2 154H1V155H2ZM8 154H9V153H8ZM30 154H31V153H30ZM33 154H34V153L32 152V157H33ZM51 154H53V152H52ZM54 154H55V153H54ZM73 154H74V153H73ZM126 154H127V153H126ZM148 154H149V155H148ZM162 154H163V152L161 151L160 156H161ZM221 154H222V153H220V155H221ZM3 155H5V154H3ZM19 155H21V154H19ZM19 155H18V156H19ZM24 155H25V154H23V156H24ZM35 155H36V154H35ZM90 155H91V154H90ZM96 155H97V154H96ZM107 155H108V154H107ZM112 155H113V157H112V159H113V158H114V154H112ZM124 155H125V153H124ZM138 155H139V156H138ZM154 155H155V154H152L153 157H154ZM156 155H157V154H156ZM241 155H242V154H241ZM18 156H17V157H18ZM23 156H22V157H23ZM45 156H44V157H45ZM47 156H48V155H47ZM47 156H46V157H47ZM68 156H69V155H68ZM88 156H89V155H88ZM98 156H99V155H98ZM121 156H123V154H122ZM152 156H150V157L152 158ZM157 156H158V155H157ZM157 156H156V157H157ZM160 156H158V157H159V158H162V159H163V157H165L164 155H162L163 157H162V156L160 157ZM226 156H228V155L226 154ZM226 156H225V157H226ZM229 156H230V158H231V152H230V155H229ZM12 157H13V156H12ZM17 157H15V158L13 157V158L16 160ZM19 157H20V156H19ZM42 157H43V155H42ZM66 157H67V156H66ZM69 157H70V156H69ZM92 157H95V156H92ZM104 157H106V155H105ZM115 157H116V156H115ZM119 157H120V156H119ZM158 157H157L156 160H158ZM232 157H233V156H232ZM2 158H3V157H2ZM10 158H11V157H10ZM10 158H9V156H8V159H10ZM13 158L10 159V162H12V159H13ZM20 158H21V157H20ZM25 158L27 159V156H26V157L24 156V162H23V161H22L23 163L21 162V163H22V164H21V165H22V168L24 167V166H23L24 163H25V165H26V159H25ZM29 158H30V157H29V155H28V159H29ZM34 158H35V157H34ZM40 158H41V157H40ZM53 158H54V157H53ZM53 158H52V159H53ZM67 158H68V157H67ZM88 158H89V157H88ZM90 158H91V157H90ZM109 158H110V157H109ZM132 158H133V157H132ZM132 158H131V160H133ZM141 158H140V159H141ZM151 158H149V160L144 158V159H145V162H148V161H149V162H152V163H153V161L150 160ZM154 158H155V157H154ZM190 158H191V157H190ZM190 158H189V159H190ZM230 158L228 157L229 160H230ZM251 158H252V157H251ZM0 159H1V158H0ZM14 159H13V162H12V163H14V161H15ZM28 159H27V160H28ZM31 159H33V158H31ZM31 159H30V161H31ZM42 159H43V158H42ZM44 159H45V158H44ZM70 159H71V158H69V160H70ZM73 159H74V158H73ZM79 159H80V158H79ZM91 159H92V158H91ZM91 159H90V160H91ZM116 159H117V158H116ZM140 159H139V161H140ZM186 159H187V158H186ZM2 160H4V158H3ZM17 160H18V159H17ZM21 160H22V158H21ZM37 160H38V157H37ZM39 160H40V159H39ZM45 160H46V159H45ZM76 160H77V157H76ZM113 160H115V159H113ZM117 160H119V159H117ZM117 160H115V161H117ZM122 160H123V159H122ZM146 160H148V161H146ZM153 160H154V159H153ZM156 160H154V162L157 163V165H158V164L160 163V162H158L160 159H159L158 161H156ZM183 160H184V159H183ZM34 161H35V160L33 159V162H34ZM40 161H41V160H40ZM40 161H37V162H40ZM72 161H73V160H72ZM72 161H71V162H72ZM87 161H88V160H87ZM119 161H121V160H119ZM119 161H118V162H119ZM125 161L128 162V160H126V159H125ZM133 161H134V160H133ZM136 161H137V160H136ZM136 161H135V164L138 163V162H136ZM185 161H186V160H185ZM232 161H233V160H232ZM232 161L230 162V164L232 163ZM3 162H4V161H3ZM7 162L9 163V161H7ZM16 162L18 163V165H20V161H16ZM16 162H15V164H16ZM35 162H36V161H35ZM68 162H69V161H68ZM68 162H67V163H68ZM91 162H92V161H91ZM113 162H114V161H113ZM183 162H184V161H183ZM193 162H195V160L192 161L191 163H193ZM0 163H2V162H0ZM49 163H50V162H48V166H49ZM52 163H53V162H52ZM64 163H65V162H64ZM67 163H66V164H67ZM76 163H78V162H76ZM116 163H117V162H116ZM120 163H121V162H120ZM120 163H119V164H120ZM122 163H123V162H122ZM143 163H144V162H143ZM152 163H150V164H151L152 167H153L154 165H153ZM225 163L228 164V165H230L229 163L226 162V160H225ZM240 163H241V162H240ZM15 164H14V165H15ZM34 164H36V163H34ZM73 164H74V163H73ZM129 164H130V163H129ZM131 164H132V166H133V162H131ZM146 164H147V163H146ZM146 164L144 163V165H146ZM195 164H196V162H195ZM1 165H4V163L1 164ZM1 165H0V167L2 168ZM8 165L10 166V164H8ZM11 165H12V164H11ZM27 165H29L28 162H27ZM40 165H41V164H40ZM43 165H44V163L42 164V166H43ZM63 165H64V164H63ZM76 165H78V164H76ZM88 165H89V164H88ZM114 165H118V163H117V164H113L112 166H114ZM124 165L126 166V164H124ZM136 165H137V164H136ZM136 165H135V166H136ZM138 165H139V164H138ZM144 165H142L141 167H144ZM179 165H180V164H179ZM183 165H184V164H183ZM186 165H187V163H186ZM12 166H13V165H12ZM36 166H37V164H36ZM60 166H61V165H60ZM69 166H71V164H70ZM74 166H75V165H74ZM80 166H81V165H80ZM85 166H86V165H85ZM129 166H131V165H129ZM146 166H147V165H146ZM146 166H145V169H144V170L147 169ZM193 166H194V165H193ZM15 167H16V166H15ZM18 167H19V166H17L16 168H18ZM29 167H30V165H29ZM33 167H34V166H33ZM67 167H68V165H67ZM71 167L73 168V165H72ZM88 167H89V166H88ZM94 167H95V166H94ZM110 167H111V166H110ZM138 167H140V166H138ZM179 167H180V166H179ZM183 167H184V166H183ZM183 167H181V168H183ZM227 167H228V166H227ZM249 167H250V165H249ZM6 168H7V167H6ZM39 168H40V167H39ZM47 168H48V167H47ZM63 168H64V167H63ZM74 168H75V167H74ZM106 168H107V166H106ZM112 168H114V167H112ZM125 168H126V167H125ZM134 168H135V167H134ZM154 168H155V166H154ZM154 168H149V170H146V172H148V171H150L151 169H154ZM173 168H174V167H173ZM189 168H190V167H189ZM224 168H225V167H224ZM224 168H223L222 170H224ZM235 168H236V167H235ZM245 168H246V167H245ZM7 169H8V168H7ZM7 169H6V170H7ZM10 169H11V168H10ZM12 169H13V168H12ZM12 169H11V170H12ZM18 169H20V168H18ZM27 169H28V168H27ZM48 169H49V168H48ZM65 169H66V168H65ZM96 169H97V168H96ZM96 169H95V170H96ZM102 169H103V168H102ZM102 169H100V170H102ZM108 169H109V168H108ZM122 169H123V168H122ZM131 169H132V168H131ZM156 169H158V168L156 167ZM177 169H178V168H177ZM177 169H176V170H177ZM193 169H194V168H193ZM193 169H190V170H193ZM250 169H251V168H250ZM14 170H15V168H14ZM21 170H23V169H20V171H21ZM29 170H31V169H29ZM32 170H33V168H32ZM39 170H40V171H43V169H39ZM49 170H50V169H49ZM59 170H60V169H59ZM62 170H63V169H62ZM74 170H75V169H74ZM80 170H82V169H80ZM91 170H92V168H91ZM97 170H98V169H97ZM97 170H96V171H97ZM119 170H120V169H119ZM128 170H129V169H128ZM134 170H135V169H134ZM173 170H174V169H173ZM9 171H10V170H9ZM12 171H13V170H12ZM24 171H25V168H24ZM45 171H46V170H45ZM105 171H107V169H106ZM126 171H127V170H126ZM126 171H124V172H126ZM135 171H136V170H135ZM178 171H179V170H178ZM224 171H227V169L224 170ZM10 172H11V171H10ZM31 172H32V171H31ZM36 172H38V171H36ZM36 172H35V173H36ZM85 172H86V171H85ZM102 172H103V170H102ZM102 172H101V173H102ZM109 172H111V171H109ZM112 172H113V171H112ZM112 172H111V174H112ZM119 172H120V171H119ZM142 172H144V171H142ZM153 172H154V171L152 170V173H153ZM159 172H160V171H159ZM171 172H172V171H171ZM186 172H188V170H186ZM186 172H183V173L181 174L180 178H179V182H178V183H179L180 188H181L183 191L191 192V193L193 194V196L195 197V199H196V203H197L201 208H207V209L209 210V212H210V216H211L210 218H212V219L218 224V227H219V229L221 230L222 236H223L226 240H228V239H229V240H230V239H233L234 242H236V241H241L242 239H245V238L248 236V233H249V232L245 229V227H244V225H243V219H241V213H240V212H242V211H241L240 209H237L236 207L233 208L231 205H228V204H225V203L219 202V201L216 199V197H214L213 195L211 196L210 194L206 193L205 191H204L205 193H203L202 191H200V190H199V189H200V188H199V185L196 183V182H198V181H195V180H194V181H195V182H194V181L191 179V176H192V175H190L189 173H186ZM196 172H197V170H196ZM11 173H12V172H11ZM16 173H17V172H16ZM22 173H23V172H22ZM27 173H28V172H27ZM48 173H49V172H48ZM99 173H100V172H99ZM99 173H98V174H99ZM106 173H107V172H106ZM133 173H134V172H133ZM144 173H145V172H144ZM154 173H155V172H154ZM193 173H194V172H193ZM224 173H225V172H224ZM224 173H222V171H221V174H222V175H224ZM9 174H10V173H9ZM12 174H13V173H12ZM12 174H11V177H12ZM18 174H19V173H18ZM55 174H56V173H55ZM72 174H73V173H72ZM79 174H81V173H79ZM86 174H88V173L86 172ZM121 174H122V173H121ZM127 174H128V173H127ZM140 174H141V173H140ZM148 174H149V173H148ZM157 174H158V173H157ZM194 174H195V173H194ZM29 175H31V174H29ZM69 175H70V174H69ZM81 175L84 176L83 174H81ZM90 175H91V174H90ZM108 175H109V174H108ZM136 175H137V174H136ZM160 175H161V174H160ZM217 175H218V174H217ZM217 175H216V176H217ZM13 176H15V175H13ZM24 176H25V175H24ZM57 176H58V174H57ZM59 176H60V174H59ZM61 176H62V175H61ZM82 176H81V177H82ZM127 176H128V175H127ZM140 176H141V175H140ZM147 176H148V175H147ZM175 176H176V175H175ZM242 176H243V175H242ZM245 176H246V175H245ZM6 177H9V176H5V178H6ZM28 177H30V176H28ZM52 177H53V176H52ZM52 177H51V179H52ZM79 177H80V176H79ZM110 177H111V176H110ZM112 177H113V176H112ZM128 177H129V176H128ZM130 177H133V175L130 176ZM138 177H139V176H138ZM138 177H137V176H136V177L134 176L133 179L135 178V180H136V178H138ZM145 177H146V175H145ZM154 177H155V176H154ZM247 177H248V176H247ZM15 178H16V177H15ZM53 178H55V177H53ZM57 178H58V177H56V179H57ZM59 178H60V180H61V178H63V177H59ZM76 178H77V177H76ZM88 178H89V177H88ZM177 178H178V177H177ZM3 179H4V178H3ZM18 179H19V178H18ZM24 179H25V178H24ZM51 179H50L49 181H51ZM64 179L66 180L67 178L64 177ZM129 179H130V178H129ZM156 179H157V178H156ZM164 179H165V178H164ZM202 179H203V178H202ZM213 179H214V178H213ZM244 179H245V178H243V180H240V181H244V182H246ZM247 179H248V178H247ZM4 180H5V179H4ZM4 180H3V181H4ZM7 180H8V179H6V181H7ZM16 180H17V179H16ZM21 180H22V179H21ZM54 180H55V179H54ZM125 180H128V179H125V178H124V181L121 180V182H123V184H124V183H125ZM130 180L132 181V179H130ZM141 180H142V179H141ZM154 180H155V179H154ZM159 180H160V179H159ZM159 180L157 181L158 183H160ZM220 180H221V179H220ZM1 181H2V180H1ZM10 181H11V180H10ZM24 181H25V180H24ZM26 181H27V179H26ZM49 181H48V182H49ZM66 181H67V180H66ZM69 181H70V180H69ZM72 181H73V180H71L70 182H72ZM112 181H113V180H112ZM200 181H201V180H200ZM240 181L238 182V184H240ZM253 181H254V180H253ZM256 181H257V180H256ZM263 181H264V180H263ZM22 182H23V181H22ZM52 182H53V181H52ZM52 182H51V183H52ZM73 182L76 183V181H73ZM78 182H79V181H78ZM78 182H77V184H78ZM113 182H115V181H113ZM118 182H119V180H118ZM126 182H127V181H126ZM133 182H135V181L133 180ZM138 182H139V181H138ZM221 182H223V181H221ZM12 183H13V181H12ZM15 183H16V182H15ZM18 183H19V182H18ZM23 183H24V182H23ZM57 183H58V182H57ZM61 183H62V182H61ZM128 183H129V182H128ZM175 183H176V182H175ZM248 183H249V182H248ZM3 184H4V183H3ZM8 184H9V183H8ZM67 184H68V182H67ZM77 184H76V186H77ZM79 184H80V183H79ZM79 184H78V185H79ZM82 184L84 185L83 182H82ZM82 184H80V185H82ZM100 184H101V183H100ZM102 184H103V183H102ZM108 184H109V183H108ZM115 184H116V182H115ZM119 184H122V183H119ZM133 184H134V183H133ZM133 184H132V185H133ZM139 184H140V183H139ZM139 184H138V185H139ZM154 184H155V183H154ZM156 184H157V183H156ZM162 184H164V183H162ZM218 184H219V183H218ZM245 184L248 185L247 183H245ZM251 184H252V183H251ZM258 184H259V183H258ZM1 185H2V184H1ZM16 185L18 186L17 183H16ZM20 185H21V184H20ZM53 185H55V184L53 183ZM59 185H60V184H59ZM62 185H63V184H62ZM68 185H69V184H68ZM72 185H73V184H72ZM80 185H79V186H80ZM85 185H86V184H85ZM88 185H89V184H88ZM103 185H104V184H103ZM110 185H111V182H110ZM132 185H131V186H132ZM134 185H136V184H134ZM134 185H133L132 187H134ZM159 185L162 187L161 183H160ZM210 185H211V184H210ZM214 185H215V184H214ZM254 185H255V184H254ZM8 186H10V185H8ZM8 186H6V187L8 188ZM13 186L15 187L14 183H13ZM56 186H57V185H56ZM60 186H61V185H60ZM63 186H64V185H63ZM73 186H74V185H73ZM113 186H115V185H113ZM116 186H118V185H116ZM126 186L128 187V185H126ZM131 186H130V187H131ZM156 186H157V185H156ZM177 186H178V185H177ZM220 186H221V185H220ZM237 186H238V185H237ZM237 186H235V188H237ZM241 186H243V183H241ZM249 186H250V185H248L247 188H248ZM10 187H11V186H10ZM10 187H9V188H10ZM39 187H40V186H39ZM65 187H66V186H65ZM81 187H82V186H81ZM83 187H84V186H83ZM104 187H105V186H104ZM106 187H108V186H106ZM106 187H105V188H106ZM210 187H211V186H210ZM210 187H209V188H210ZM245 187H246V186H245ZM251 187H252V186H251ZM251 187H249V188H251ZM15 188H17V187H15ZM46 188H47V187H46ZM58 188H59V187H58ZM58 188H57V189H58ZM69 188L71 189L72 187H69ZM85 188H86V187H85ZM94 188H95V185H94ZM100 188H102V187H100ZM115 188H116V187H115ZM136 188H137V187H136ZM139 188H143V187L140 185ZM147 188H149V187H147ZM241 188H242V187H241ZM37 189H38V188H37ZM41 189H42V188H41ZM49 189H51V185H50V188H48V190H49ZM73 189H74V188H72V190H73ZM103 189H104V188H103ZM103 189H102V190H103ZM133 189H134V188H133ZM205 189H206V188H205ZM223 189H224V187H223ZM251 189H252V188H251ZM7 190H8V189H7ZM7 190H6V191H7ZM39 190H40V189H39ZM105 190H106V189H105ZM114 190H115V189H114ZM138 190H139V189H138ZM206 190H207V189H206ZM224 190H225V189H224ZM243 190H244V189H243ZM50 191L52 192L53 190H49V195L51 194ZM133 191H134V190H133ZM219 191H220V190H219ZM221 191H222V190H221ZM35 192H36V190H35ZM46 192H47V191H46ZM54 192H56V191H54ZM58 192H59V191H58ZM61 192H62V191H61ZM96 192H97V195H98V190H97ZM127 192H128V191H127ZM139 192H140V190H139ZM230 192H231V191H230ZM36 193H37V192H36ZM39 193H40V192H38L37 194H39ZM107 193H108V191H107ZM145 193H146V192H145ZM217 193H218V191H217ZM37 194H35V196H36ZM153 194H154V193H153ZM33 195H34V194H33ZM45 195H46V194H45ZM45 195H44V196H45ZM47 195H48V194H47ZM47 195H46V197H47ZM51 195H52V194H51ZM68 195H69V194H68ZM72 195H74V194H72ZM93 195H94V194H93ZM187 195H188V194H187ZM251 195H252V194H251ZM29 196L32 197V194L29 195ZM55 196H56V195H55ZM90 196H91V195H90ZM110 196H111V195H110ZM113 196H114V194H113ZM148 196H150V194H148ZM228 196H229V195H228ZM231 196H232V195H231ZM36 197H37V196H36ZM38 197H39V196H38ZM40 197H41V196H40ZM40 197H39V198H40ZM49 197H50V196H49ZM52 197H54V196H52ZM52 197H51V198H52ZM56 197H57V196H56ZM87 197H88V196H87ZM152 197H153V196H152ZM186 197H187V196H186ZM51 198H49V200H51ZM67 198H68V197H67ZM94 198H95V197H94ZM97 198H98V197H97ZM221 198H222V197H221ZM228 198H229V197H228ZM233 198H234V197H233ZM27 199H28V198H27ZM32 199H33V198H32ZM35 199H36V198H35ZM43 199H45V197H43ZM47 199H48V198H47ZM89 199H90V197H89ZM109 199H110V198H109ZM147 199H148V198H147ZM226 199H227V198H226ZM38 200H39V199H38ZM40 200H42V199L40 198ZM52 200H53V199H52ZM52 200H51V201H52ZM80 200H81V199H80ZM193 200H194V199H193ZM257 200H258V199H257ZM257 200H255V201H257ZM0 201H1V200H0ZM3 201H4V199H3ZM3 201H2V202H3ZM29 201H30V198H29ZM88 201H89V200H88ZM88 201H87V202H88ZM220 201H221V200H220ZM255 201H254V203H255ZM5 202H6V201H5ZM5 202H4V203H5ZM40 202H42V201H40ZM43 202H44V201H43ZM47 202H49V201H47ZM78 203H79V202H78ZM80 203H81V202H80ZM108 203H110V201H109ZM5 204H6V203H5ZM5 204L2 203L3 207H5ZM88 204H89V202H88ZM88 204H87V206H88ZM93 204H94V205H93V207H94L96 203H93ZM97 204H98V203H97ZM104 204H105V203H104ZM110 204H111V203H110ZM177 204L179 205V203H177ZM177 204H176V205H177ZM232 204H233V203H232ZM44 205H45V204H44ZM46 205H47V204H46ZM48 205H49V204H48ZM52 205H53V204H52ZM77 205H78V204H77ZM107 205H109V204H107ZM195 205H196V204H195ZM195 205H194V206H195ZM240 205H241V204H239V206H240ZM250 205H251V204H250ZM6 206H7V205H6ZM18 206H19V204H18ZM18 206H17V207H18ZM41 206H42V204H41ZM71 206H72V205H71ZM79 206H80V204H79ZM172 206H173V205H172ZM180 206H181V205H180ZM252 206H253V205H252ZM0 207H1V204H0ZM19 207H20V206H19ZM21 207H22V206H21ZM42 207H43V206H42ZM49 207H50V206H49ZM58 207H59V206H58ZM97 207H99V206H97ZM103 207H104V206H103ZM73 208H74V206H73ZM81 208H82V203H81ZM91 208H92V203H91ZM181 208H183V207H181ZM245 208H246V207H245ZM3 209H4V208H3ZM22 209H23V208H22ZM43 209H47V208H43ZM70 209H71V208H70ZM75 209H77V207H75ZM86 209H87V208H86ZM97 209H98V208H97ZM1 210H2V209H1ZM1 210H0V212H1ZM37 210H38V209H37ZM62 210H63V209H62ZM72 210H73V209H72ZM78 210H79V209H78ZM87 210H88V209H87ZM95 210H96V209H95ZM178 210H179V209H178ZM248 210H249V209H248ZM251 210H252V209H251ZM20 211H21V210H20ZM20 211H19V212H20ZM31 211H32V210H31ZM34 211H35V209H34ZM50 211H51V210H50ZM50 211H49V212H50ZM74 211H75V210H74ZM179 211H180V210H179ZM184 211H185V209H184ZM187 211H188V210H187ZM72 212H73V211H72ZM79 212L81 213V211H79ZM97 212H98V211H97ZM180 212H181V211H180ZM247 212H248V211H247ZM1 213H2V212H1ZM46 213H47V212H46ZM80 213H79V214H80ZM84 213H86V212H84ZM90 213H91V215H92V213L94 214V212H92V211H91ZM188 213H189V212H188ZM72 214H73V213H72ZM72 214H71V215H72ZM259 214H260V213H259ZM0 215H1V214H0ZM17 215H18V214H17ZM19 215H20V214H19ZM45 215H46V214H45ZM77 215H78V214H77ZM80 215H81V214H80ZM85 215H86V214H85ZM85 215H84V216H85ZM246 215H247V214H246ZM256 215H257V214H256ZM24 216H25V215H24ZM38 216H39V215H38ZM78 216H79V215H78ZM29 217H30V216H29ZM33 217H34V216H33ZM33 217H32V220H34ZM35 217H36V216H35ZM41 217H42V216L40 215L39 218H41ZM43 217L45 218L46 216L43 215ZM71 217H72V216H71ZM71 217H70V218H71ZM91 217H92V216H91ZM199 217H200V216H199ZM248 217H249V216H248ZM0 218H1V217H0ZM60 218H61V217H60ZM73 218H74V216H73ZM84 218H85V217H84ZM197 218H198V217H197ZM11 219H12V218H11ZM74 219H75V218H74ZM76 219L78 220V218H76ZM85 219H86V218H85ZM91 219H92V218H91ZM115 219H116V218H115ZM206 219H207V218H206ZM244 219H245V218H244ZM256 219H257V217H256ZM0 220H1V219H0ZM24 220H25V219H24ZM28 220H29V219H28ZM28 220H27V221H28ZM35 220H37V219H35ZM72 220H73V219H72ZM116 220H117V219H116ZM171 220H172V219H171ZM210 220H211V219H210ZM261 220H262V219H261ZM37 221H39V220H37ZM46 221H47V219H46ZM63 221H64V220H63ZM63 221H62V222H63ZM69 221H71V220H69ZM111 221H112V220H111ZM201 221H202V220H201ZM14 222H15V221H14ZM17 222H18V221H17ZM17 222H16V223H17ZM19 222H21V221H19ZM31 222H32V221H31ZM71 222H73V221H71ZM71 222H70V223H71ZM170 222H171V221H170ZM0 223H1V221H0ZM6 223H9V225H11V222H6ZM25 223L27 224L26 221H25ZM28 223H30V222L28 221ZM37 223H38V222H37ZM65 223H66V222H65ZM65 223H64V224H65ZM85 223H86V222H85ZM1 224H2V223H1ZM17 224H20V223H17ZM17 224H16V225H17ZM30 224H31V223H30ZM86 224H87V223H86ZM121 224H122V223H121ZM133 224H134V223H133ZM175 224H176V223H175ZM257 224H258V223H257ZM3 225H4V222H3ZM6 225H7V224H6ZM77 225H78V224H77ZM112 225H113V224H112ZM164 225H165V224H164ZM168 225H169V224H168ZM168 225H167V226H168ZM210 225H211V224H210ZM11 226H12V225H11ZM26 226H27V225H26ZM73 226H74V224H73ZM148 226H149V225H148ZM159 226H160V225H159ZM167 226H166V228H168ZM0 227H1V226H0ZM9 227H10V226H8L6 229H8ZM13 227H14V226H13ZM13 227H11V228H13ZM15 227H16V226H15ZM18 227H19V226H18ZM71 227H72V226L70 225V228L68 227L67 229L69 230V229H71ZM74 227H75V226H74ZM74 227H73V228H74ZM131 227H132V226H131ZM163 227H164V226H163ZM255 227H256V226H255ZM21 228H22V226H21ZM21 228H17V229L21 230V232H22L23 229H21ZM73 228H72V229H73ZM146 228H147V227H146ZM153 228H154V227H153ZM166 228H165V230H166ZM171 228H172V227H171ZM253 228H254V226H253ZM139 229H140V228H139ZM154 229H155V228H154ZM169 229H170V228H169ZM179 229H181V228H179ZM182 229H183V228H182ZM14 230H15V229H14ZM19 230H18V231H19ZM99 230H100V229H99ZM149 230H150V227H149ZM161 230H162V228H161ZM165 230H164V231H165ZM167 230H168V229H167ZM167 230H166V231H167ZM207 230H208V229H207ZM257 230H258V229H257ZM72 231H74V230H72ZM101 231H102V230H101ZM114 231H115V230H114ZM114 231H113V232H114ZM153 231H156V230H153ZM168 231H169V230H168ZM184 231H185V230H184ZM184 231H183V232H184ZM187 231H188V230H187ZM187 231H186V232H187ZM197 231H199V230L197 229ZM263 231H264V230H263ZM25 232H26V230H25ZM25 232H24V233H25ZM60 232H61V231H60ZM69 232H70V230H69ZM97 232H98V231H97ZM106 232H108V231H106ZM133 232H134V231H133ZM147 232H148V231H147ZM161 232H162V231H161ZM178 232H179V231H178ZM183 232H182V236H183L184 234H186L185 232H184V234H183ZM0 233H1V232H0ZM67 233H68V232H67ZM70 233H71V232H70ZM79 233H80V232H79ZM88 233H89V232H88ZM100 233H101V232H100ZM114 233H115V232H114ZM119 233H120V234H118V235L123 234V233H121V232H119ZM125 233H126V232H125ZM150 233H151V232H150ZM156 233H157V232H156ZM163 233H164V232H163ZM167 233H168V232H167ZM180 233H181V231H180ZM190 233H192V232H190ZM193 233H194V231H193ZM197 233H199V232H197ZM208 233H209V231H208ZM208 233H207V234H208ZM1 234H2V233H1ZM1 234H0V235H1ZM3 234H4V233H3ZM94 234H95V233H94ZM110 234H111V233H109L108 235H110ZM116 234H117V233H116ZM126 234H127V233H126ZM144 234H145V235H148L149 233H148V234L144 233ZM174 234H175V233H174ZM188 234H189V233H188ZM188 234H187V235H188ZM194 234H195V233H194ZM200 234L203 236L202 233H200ZM249 234H250V233H249ZM5 235H6V234H5ZM89 235H90V234H89ZM91 235H92V234H91ZM103 235H105V234H103ZM124 235H125V234H124ZM133 235H134V234H133ZM138 235H139V234H138ZM168 235H170V233H169ZM171 235H172V234H171ZM176 235H179V238H180V236H181V234H179V233L176 234ZM189 235H190V234H189ZM189 235H188V236H189ZM192 235H193V234H192ZM204 235H205V234H204ZM209 235H210V234H209ZM209 235H208V237H205V236H204L205 238H201V240H204V239H210V236H209ZM258 235H259V234H258ZM84 236H86V235H84ZM98 236H99V235H98ZM98 236H96V237H98ZM100 236H101V235H100ZM112 236H113V234H112ZM130 236H131V235H130ZM142 236H144V235H142ZM142 236H141V237H142ZM182 236H181V237H182ZM61 237H62V236H61ZM61 237H59V238H61ZM65 237H66V236H65ZM71 237H72V236H70V238H71ZM73 237H74V236H73ZM78 237H79V234H78ZM88 237H89V236H87V238H88ZM108 237H109V236H108ZM110 237H111V236H110ZM110 237H109V238H110ZM116 237H117V235H115V237H113V238H114L113 240H115ZM119 237H120V236H119ZM145 237H146V236H145ZM177 237H178V236H177ZM177 237H176V239H177ZM184 237L186 238L187 236L184 235ZM184 237H183V239H184ZM195 237H196V236H192V238H195ZM198 237H200V236H198ZM260 237H261V236H260ZM0 238H2V237L0 236ZM70 238H68V239H70ZM87 238H86V239H87ZM102 238H103V237H102ZM146 238H147V237H146ZM152 238L154 239V235L152 236ZM161 238H162V237H161ZM166 238H167V237H166ZM169 238H170V237H169ZM172 238H173V237H172ZM220 238H221V237H220ZM254 238H255V237H254ZM3 239H4V236H3ZM62 239H63V238H62ZM75 239H76V238H75ZM75 239L73 240V238H71V239L68 241V244H67V248H68V250H70V248H71V250L73 251V249L76 248V246L78 245V241H75ZM88 239L91 240V238H88ZM110 239H111V238H110ZM127 239H128V238H126V243H127ZM134 239H136V238H134ZM139 239H140V237H139ZM139 239L137 240V242L139 241ZM153 239H152V240H153ZM164 239H165V236H164ZM180 239H181V238H180ZM183 239H181V240H183ZM256 239H258V238L256 237ZM48 240H49V239H48ZM48 240L46 241V244H49V245H50L52 242L50 241L51 243H49ZM56 240H57V239H56ZM60 240H61V239H60ZM76 240H77V239H76ZM83 240H84V239H83ZM92 240H93V238H92ZM92 240H91V241H92ZM97 240H98V239H97ZM100 240H101V239H100ZM100 240H99V241H96V240H95V243L100 242ZM103 240H104V239H103ZM121 240H122V239H121ZM123 240H124V238H123ZM128 240H129V239H128ZM130 240H131V239H130ZM166 240H167V239H166ZM171 240H172V239H171ZM174 240H175V239H174ZM174 240H173V241H174ZM187 240H188V239H187ZM190 240L192 241L191 238H190ZM193 240H196V239H193ZM199 240H200V239H199ZM199 240H198V241H199ZM210 240H211V239H210ZM210 240H209V241H210ZM217 240H219V238H218ZM233 240H232V241H233ZM262 240H263V239H262ZM43 241H45V240H43ZM58 241H59V239H58ZM58 241H54L53 244H54L55 242H58ZM61 241H62V240H61ZM73 241L77 242V245H76V246H75L76 243H74ZM85 241H86V240H85ZM85 241H84V242L82 241L83 244H81V245L84 246V244H85V245L87 246V244L85 243ZM109 241H110V240H109ZM119 241H120V238H119ZM119 241H117V242L120 243ZM132 241H133V240H132ZM148 241H150V238H149ZM169 241H170V240H169ZM175 241H176V240H175ZM191 241H190V242H191ZM209 241H207V242H209ZM224 241H225V240H224ZM247 241H248V240H247ZM253 241H254V240H253ZM47 242H48V243H47ZM70 242H72V244H74V248H73V246H71L72 244H71ZM92 242H94V241H92ZM92 242L89 241L90 244H91ZM102 242H104V241H102ZM102 242H101V245H102L101 250L104 248V247H103L104 245L102 244ZM107 242H108V240H107ZM114 242H116V240H115ZM122 242H123V241H121V243H122ZM134 242H136V240H134ZM141 242H142V241H141ZM210 242H211V241H210ZM226 242H227V241H226ZM248 242H249V241H248ZM259 242H260V241H259ZM263 242H264V240H263ZM7 243H8V242H7ZM39 243H40V242H39ZM41 243H42V244H41ZM41 243H40L41 246H43V242H41ZM63 243H64V245L66 246L67 238H66V242H62V244H63ZM95 243H94V244H95ZM105 243H106V242H105ZM126 243H124V244L126 245ZM150 243H151V242H150ZM179 243H180V242H179ZM200 243H201V242H200ZM219 243H220V242H219ZM232 243H233V242H232ZM244 243H246V242H244ZM40 244L37 245V246H40ZM46 244H45V246H46ZM59 244H60V241H59ZM90 244H88V245H90ZM92 244H93V243H92ZM99 244H100V243H99ZM109 244H110V243H109ZM111 244H112V243H111ZM111 244H110V246H111ZM122 244H123V243H122ZM128 244H129V243H128ZM128 244H127V245H128ZM130 244H131V241H130ZM130 244H129V245H130ZM141 244H142V243H141ZM174 244H175V243H174ZM223 244H224V243H223ZM1 245H2V244H1ZM13 245H14V244H13ZM34 245H35V244H34ZM55 245H57V244H54V245L51 244V246H50V248H49V249H52V251H54V252H51V251L48 249V246H47V249H45L44 246H43V247L40 246V248L42 249V252L45 251V253H46V254H45V257H44V261H43L44 264H45L46 261H47V260H45V258L48 257L49 260H51V256H50V255H52V253H53V254L56 253V255H57V253L59 252L58 254H59V256H60V255H61V252H66V251L68 252V250H66L67 248H66L65 246H63L62 250H60V249H61V246H60V249H57V248L55 247ZM97 245H98V244H97ZM101 245H100V246H101ZM105 245H106V246H105V248H104L103 250L106 251L108 244H105ZM112 245H114V248L116 247L115 244H112ZM118 245H121V244H118ZM134 245H135V243H134ZM177 245H178V244H177ZM199 245H200V244H199ZM230 245H231V244H230ZM248 245H249V244H248ZM259 245H260V244H259ZM259 245H258V246H259ZM8 246H9V245H8ZM15 246H16V245H15ZM26 246H27V245H26ZM26 246H25V247H26ZM32 246H33V245H32ZM37 246H36V247H37ZM52 246H54V247H53L54 249L51 248ZM68 246H69V247L71 246V247L69 248ZM86 246H84V247H85V251H86V250H89V248L91 249L90 246H89V248H87ZM122 246H123V245H121V247H122ZM132 246H133V245H132ZM138 246H139V245H138ZM171 246L174 247L172 244H171ZM181 246H182V243H181ZM181 246H180V247H181ZM246 246H247V245H246ZM258 246H257V247H258ZM6 247H7V246H6ZM33 247H34V246H33ZM33 247H32V248H33ZM36 247H34V250H35ZM84 247H83V251H84ZM123 247H124V246H123ZM126 247H127V246H126ZM140 247H141V246H140ZM192 247H193V246H192ZM226 247H227V246H226ZM241 247H243V246L241 245ZM1 248H2V247H1ZM4 248H5V247H4ZM19 248H20V247H19ZM22 248H23V246H22ZM29 248H30V252H31V247H30V245L28 244V250H29ZM43 248H44V249H43ZM58 248H59V247H58ZM72 248H73V249H72ZM77 248H78V247H77ZM81 248H82V246L80 247V249H81ZM118 248H119V247H118ZM127 248H128V247H127ZM132 248H133V247H132ZM157 248H158V247H157ZM239 248H240V247H239ZM243 248H244V247H243ZM261 248H262V247H261ZM24 249H25V248H24ZM36 249H39V248L37 247ZM95 249H97V248H94V250H95ZM111 249H113V248H111ZM111 249H109V250H111ZM120 249H121V248H120ZM128 249H129V248H128ZM128 249H127V250H128ZM236 249H237V248H236ZM241 249H242V248H241ZM7 250H8V249H7ZM14 250H16V249L13 248V251H14ZM18 250H19V249H18ZM25 250H26V249H25ZM25 250H24V251H25ZM28 250H27V251H28ZM47 250H49V253H48ZM77 250H78V249H76V251H77ZM92 250H93V248H92ZM103 250H102V252H103ZM123 250H125V249H123ZM123 250H122V251H123ZM171 250H172V249H171ZM16 251H17V250H16ZM20 251H22L21 248H20ZM38 251H39V250H38ZM72 251H71V253L73 254ZM78 251H81V250H78ZM78 251H77V252L74 251V253H75V254H76V253L79 254ZM83 251H81V254L83 253ZM85 251H84V252H85ZM95 251H96V250H95ZM120 251H121V250H120ZM129 251H130V250H129ZM176 251H177V250H176ZM236 251H237V250H236ZM34 252H35V253H33V250H32V254H31V255H30L29 253L27 254V255H30V256H28V259H27V257H26V259H27V261H28V262L26 261L27 264L29 263V260H30V262L32 261V259H30L32 255H33L32 257H34V260H33L34 263L37 262L38 259L35 261V255H34V254H36V250H35ZM42 252H41V253H42ZM88 252L91 253L90 250H89ZM92 252L94 253V251H92ZM171 252H172V251H171ZM178 252H179V251H178ZM195 252H196V251H195ZM10 253H11V252H10ZM26 253H27V252H26ZM50 253H51V254H50ZM69 253H70V252H69ZM69 253H68V254H69ZM71 253H70V254H71ZM105 253H107V252H105ZM123 253H124V252H123ZM128 253H129V252H128ZM179 253H180V252H179ZM196 253H197V252H196ZM258 253H259V252H258ZM48 254H49V256H46V255H48ZM65 254H66V256H67V253H65ZM75 254H73V255H75ZM78 254H76V255H78ZM81 254H80V255H81ZM85 254H86V256H87L88 253L85 252L83 257H85ZM91 254H92V253H91ZM95 254H97V252H96ZM99 254H100V253H99ZM99 254H98V255H99ZM114 254H115V253H114ZM173 254H174V253H173ZM173 254H172V255H173ZM175 254H176V253H175ZM260 254H261V253H260ZM262 254H263V253H262ZM0 255H1V254H0ZM24 255H25V253H24ZM39 255H40V252H37L36 258H37V256H38L39 260H42V255H44V252L42 253V255H40L41 258L39 257ZM56 255L54 254V257H53V255H52V258H53V260H54V258H55V260L57 261ZM62 255H63V253H62ZM88 255H90V254H88ZM92 255H93V254H92ZM92 255H91V256H92ZM100 255L102 256V253H101ZM172 255H171V256H172ZM2 256H3V255H2ZM2 256H1V257H2ZM7 256H8V255H7ZM12 256H13V255H12ZM20 256H21V255H20ZM57 256H58V255H57ZM81 256H82V255H81ZM81 256H80V257H81ZM116 256H117V255H116ZM120 256H121V255H120ZM174 256H175V255H174ZM29 257H30V258H29ZM63 257H64V256H63ZM69 257H70V256H68V258H69ZM72 257H73V256H72ZM77 257H79V256H77ZM83 257H82V258H83ZM118 257H119V255H118ZM141 257H142V256H141ZM228 257H229V256H228ZM228 257H227V258H228ZM263 257H264V256H263ZM8 258H9V257H7V259H8ZM48 258H47V259H48ZM60 258H61V260H62V257H60ZM90 258H91V257H90ZM135 258H136V256H135ZM230 258H231V257H230ZM230 258H229V259H230ZM236 258H237V257H236ZM5 259H6V258H5ZM20 259H22V258H20ZM77 259H78V258H77ZM77 259H75V256H74V260H73V262L76 263L75 260H77ZM80 259H81V258H80ZM83 259H84V258H83ZM115 259H116V257H115ZM170 259H171V258H170ZM78 260H79V259H78ZM133 260H134V259H133ZM245 260H246V263H247V264H252V260H251V258H250L249 256H247V257L245 258ZM21 261L23 262V260H21ZM56 261H55V262H56ZM122 261H123V260H122ZM190 261H191V260H190ZM221 261H222V260H221ZM221 261H220V262H221ZM261 261H262V260H260V262H261ZM9 262H10V261H9ZM26 262H25V263H26ZM39 262H40V261H38V264H39ZM41 262H42V261H41ZM47 262H48V261H47ZM51 262H52V260H51ZM63 262H64V261H63ZM71 262H72V261H71ZM86 262H87V261H86ZM128 262H129V261H128ZM164 262H165V261H164ZM7 263H8V261H7ZM18 263H19V261H18ZM20 263H21V262H20ZM25 263H24V264H25ZM34 263H31V264H34ZM56 263H57V262H56ZM67 263H69V259H68V262H67ZM79 263H80V261H79ZM79 263H78V264H79ZM84 263H85V262H84ZM132 263H133V262H132ZM145 263H146V262H145ZM21 264H23V263H21ZM29 264H30V263H29ZM35 264H37V263H35ZM46 264H47V263H46ZM59 264H62V263L60 262ZM64 264H66V262H65ZM141 264H142V263H141ZM188 264H189V263H188ZM195 264H197V263H195ZM198 264H210V259H209V258H203V259H201V261H200ZM228 264H229V262H228ZM253 264H254V263H253ZM259 264H260V263H259Z\"/></svg>",
    "mask_w": 264,
    "mask_h": 264
}]
</instances>
